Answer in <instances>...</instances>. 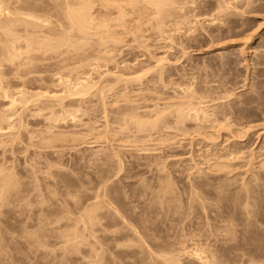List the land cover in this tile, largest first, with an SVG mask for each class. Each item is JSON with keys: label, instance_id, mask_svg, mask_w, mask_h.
<instances>
[{"label": "rangeland", "instance_id": "rangeland-1", "mask_svg": "<svg viewBox=\"0 0 264 264\" xmlns=\"http://www.w3.org/2000/svg\"><path fill=\"white\" fill-rule=\"evenodd\" d=\"M94 1V0H93ZM97 1V0H96ZM96 1H94L93 3L95 4L96 3V7L94 8L95 9V11H94V9H93V12H95V17L96 18H99L98 19V21L99 20H101L100 19V14H102L103 12H100L99 13V15L97 16V14H98V10L100 9V7H99V2H96ZM203 2L202 4V6H201V3H200V6L203 8L202 10V12H203V16L202 15H200V13H198L197 11H194L193 9V11H191V12H195V14H191L190 15V17L188 18V16L189 15H187V22H188V19L190 20L187 24H186V22L183 24V21H181V20H183V18L182 17H180L179 19H178V17H177V19H178V21L180 20L181 22H179V23H176V21H174V20H172V19H166L167 21H169V23H167V21H166V23L169 25L168 26V29H169V27H170V29L169 30H171V28H172V30L170 31V33H169V30H167V24L165 23V28H163L164 26H162V30H160V26L158 27L157 25H158V23H156V22H158V21H156L155 23L157 24V25H155V26H151V25H153L154 24V19L155 18H153V17H150L148 20H152V23H149V24H151V25H149V26H151V27H149L147 24V26H148V31H146L145 29L146 28H144V26H146V25H142V28L145 30H143V33L145 32V34H141V35H145L147 38H143V37H141V35H140V37L141 38H143V39H147L148 41H149V43L147 42V40H143V39H141V41L139 40V39H137V40H134L135 38H133V36L135 37V35H133V36H130L131 34H127V36L125 35V34H123L124 36V38L126 37V39H124L125 40V43L122 41L120 44H119V46L120 45H123L122 47H124L125 46V48H128V49H123L121 46H120V48H119V50L118 49H116L115 51L113 50V54L114 55H116V54H118L119 53V51H120V54H121V56L122 55H124V57H121L120 56V54H118V56L119 57H121V59L119 58V57H117V55H116V57H115V59L113 58V55H112V59H110L111 60V62H110V60L107 62V60L105 59H102V58H100L99 57V55L97 56V54H100L101 53V50H103L102 51V55H101V57H104L103 56V54L106 52L105 51V46L103 47V48H101V50H100V48H99V50L97 51V53L96 54H94V53H92V55H96L97 56V58H98V61H96L97 60V58H96V60H95V58H93V56L91 57V55H90V53L88 54V58L89 59H87V60H90V61H86V59H85V62H84V64H86L85 66L86 67H83V62L81 61L82 59H81V57L80 58H78L79 59V61H78V59L76 58L77 56L79 57V55L77 54L76 55V53H72L73 55H70V56H72V57H74V58H76V61L74 60L73 61V63H78V64H75V65H78V66H75L73 63V65L71 66V62L72 61H70V62H68V64L70 65H68V66H64V68H63V65L62 66H52V70L51 69H49V71H54L53 69L55 68L56 69V67L57 68H59L58 70H60V71H57L56 70V72H58L57 73V75H56V73H55V71H54V74H52L53 72H50L49 73V75L48 74H46L47 75V77H45V78H48V80H49V78H50V75H51V81L50 82H52V83H50L49 81H47V86L49 85V88H47V86L45 87V85H46V79H44L43 81H45V85L43 84V81H42V87H43V85H44V87L45 88H42V90L41 89H39V88H41L40 86L38 87V88H36L35 89V87H37V85H39L40 84V82L37 84H33V85H36V86H33V87H31V86H25V84H24V86L26 87V88H24V86H23V88L21 89V87L20 88H18L20 85H17V88L15 87V86H13V85H16V84H8V85H10V86H12L11 88H13L12 90H11V88L7 85V84H3V86H6V90L3 88V90H4V93H5V91H7V90H9L8 92L10 93V91L11 92H16V93H13V95H12V93H10V95H11V97L10 96H8V92H6V93H8V94H4V93H1V95H0V101H1V103H0V111H1V113H0V115L2 114V116H0V118L2 119L1 121H0V132H2L3 134H6V135H4L3 137H5V138H3L1 135L2 134H0V137H1V139H0V144H4V145H1L0 147V153L2 154V152H3V149L5 150L6 148L8 149V150H10V151H8V150H6V151H4L3 153L5 154H3V156H4V158L6 157V159L4 160V163L6 164V166H5V164L4 163H2L3 161V156L0 154V156L2 157V158H0V166L2 167L3 166V168H2V170H3V172L1 171V167H0V171H1V173H4V170H5V167L6 168H9L10 166H11V168H9V169H13L14 171H12V170H10V172H13V174H16L17 172L19 173V172H21V170H22V172L21 173H17L18 175H16L15 177H16V179H15V177L13 176V175H11V177H13L14 178V182H16V180H17V176H19V178L20 179H22V177L24 178V179H26L27 177H26V174H27V176H28V178L26 179V180H29V182L28 181H26V180H24V179H22V181H25L26 182V184H27V182H28V185H27V187H26V184L25 185H23L22 186V188L24 189V186L26 187L24 190H18L19 192L21 191L22 193H23V191L24 192H26V194L25 193H23V194H25L24 196L22 195V193L20 194L19 192H18V194L21 196H23V200L25 201V199L28 197L29 198V200H30V196H31V200L32 201H30L31 203H29V201H28V199L24 202V204H23V200L22 201H19V203L21 204V202H22V204L24 205H21V207L23 206L24 207V209H25V207L26 208H28L29 210H30V212L29 213H26V211L25 210H27L28 211V209H25V210H23V215L21 214V212L20 213H18V211L19 210H16L17 212H15L14 213V211L13 210H11V211H13V213L11 214V212H9L8 210H6L8 207L11 209V207L13 208H16L15 206H16V204L18 203V202H16V204H15V202L13 203V198L15 199V200H17V198L19 197L18 195H16V193L17 192H14L15 194V196L17 197H15V196H13V198L11 197L10 199H12L13 201H11L12 202V204H15V205H12L11 207L10 206H8V205H6V206H8L7 208H4L5 206H3V204L5 205L6 203H4V201L3 202H0V203H2V207H1V210L2 209H5L6 211V213H10V215H5L3 212L2 213H0L1 215L0 216H2V217H0V220H4V218L3 217H5L6 216V218L8 217V216H10V219H12L11 217L12 216H16V217H14V219L16 218L17 220H19L20 221V218H21V222L22 221H24L25 219L23 218L24 217V215H25V217H26V214H28V215H31V216H28V217H31V218H28L27 217V219H26V222L27 223H29V222H33V218H35L36 220L35 221H37V219L39 220V217H40V213H45V211H46V213H48V215L46 214H41V217L44 219V215H45V219H47L48 220V217L49 218H51L50 220L51 221H53V217H52V215H51V213L52 212H54L55 210L56 211H59V213L57 212V216H59V215H61V213L63 214V215H61L60 217H56V219L58 218V219H64V220H66V219H71V220H73L74 222L76 221V222H78V223H75V228H74V225L72 226L74 229H76V227L79 229V227H81L78 231L81 233V236H79L80 238L81 237H83V239H81V240H79L78 238V242H80V241H82V240H84V234L86 235V237L88 236V234H87V230H86V228L88 229H90V224H92L89 220H87V215H89L90 214V204H88V203H91L92 204V200L94 199L93 197H95L96 196V198L97 199H99V198H101V199H99V201L100 202H105L106 200H107V198L109 199V197L110 196H108L110 193H112L111 195H112V197H110V198H112L111 200H113V202L111 201L110 202V199L108 200L109 202H107L106 201V205H107V207L109 206V204L110 203H112V205H110L109 207H112V208H115V209H112L111 210V212L115 215V212H117L118 213V218H117V216H116V220L114 219L115 218V216L114 217H112V216H110L109 217V215H108V218H110V219H108L107 217V219H105L104 220V218H103V220H101V218H100V223H101V225H100V223H97V225L99 224L100 226H102V227H104V226H106V227H109L110 225H113V226H110L111 227V229H109V228H106V229H104V231L105 232H101V234H100V236H101V239H102V244H103V241H105V240H107V241H105L104 243L105 244H103V246L104 245H106V243L108 242H110V240H111V238H108L109 237V233H106V230L108 231V230H115V227H116V225H117V220H119V226L117 225V227H122L123 225H122V220L120 221V219H123V218H125V220L128 222V224L126 225L125 224V226H128V225H130L129 223H135L134 225H137V223H140L141 222V220L143 219L144 221H145V217H148L149 215H151V214H149L148 212H145V210L147 211V210H149L150 209V207L151 208H153L154 209V205H152L151 206V204H153L152 202H153V199L155 200L156 198H158V200H160V197H161V195H162V193L165 191V189L167 188V189H169L168 187H170L171 185V187L172 188H175L176 187V185H177V189L175 188L174 190L175 191H177L176 193H175V191L173 190V192H174V194H179L178 195V198H179V196H181V197H183L184 198V195H186V194H188V196L190 197V195H189V193L187 192V191H189V190H191V189H188L187 191H186V189L187 188H190V187H188L189 185H188V183L190 184L191 183V181L190 180H192L193 182H194V178H195V176H196V174H197V170L199 169V168H197L196 169V166H199L200 167V164L202 163H204V161L206 160V153H208L207 151H213V150H211L210 148H209V150H207L208 148V146H209V144H212V145H210V146H214L213 144H215V145H217L218 144V142H219V144H220V147L219 148H221V146L223 145V143H224V145L223 146H225V147H232V148H234L233 146L235 145L234 143H236L238 140V145L240 146L242 143H245L244 145H245V153H246V155H249L250 154V152H252L251 150H253L254 152L256 151V153L255 154H257V156L260 154L261 155V153L263 152H261L260 153V148H264V146L262 147V143H264V98H262V97H264V10L263 11H261L262 9H264V0H262V1H256V2H258L259 4H257V3H255L254 2V0H253V2L256 4L255 6H254V8L255 7H257L258 9L256 10H254L253 9V11H251V8H250V10H249V5H248V9L246 10V8H245V6H247V4H248V1L247 2H244V0H239L238 2H240L239 4L240 5H238L237 4V0H227L228 1V3H227V1L226 0H221V1H225V3H227V4H225L226 6V8H227V5H229L228 7H230V6H232L231 8V10H229L228 8V10L230 11H228L229 12V14L227 13V12H225V14H227V16L228 17H230V15H231V17L228 19V17L227 16H225L224 15V7H222L221 5L223 4V3H221V1H219V0H208V2H207V0H199V2ZM218 1V2H217ZM241 1H243L244 3H247V4H245L244 5V3H242ZM251 1V0H250ZM199 2H198V0L196 1V2H193V3H196V4H198V8H196V10L198 9L199 11L201 10V7L199 6ZM236 2V3H235ZM252 2V1H251ZM250 2V4H252ZM204 3H207V4H204ZM213 3H215L214 4V7L211 5V4H213ZM229 3H231V4H229ZM190 4H192V2L190 3ZM189 4V5H190ZM210 4V5H209ZM217 4V5H216ZM241 4H243L244 6H242ZM101 5V4H100ZM195 5V4H194ZM194 5H191L192 7H197V6H194ZM205 5H207V9H209V10H206L205 9ZM209 5V6H208ZM224 5V4H223ZM234 5H238L237 6V8L236 7H234ZM259 5H261V6H259ZM263 5V6H262ZM216 6H217V8H216ZM243 8H242V7ZM251 6V5H250ZM259 6V7H258ZM93 7H94V5H93ZM199 7H200V9H199ZM218 7H220V8H218ZM222 7V8H221ZM241 7V8H240ZM263 7V8H262ZM225 8V9H226ZM236 8V9H235ZM245 8V9H244ZM205 9V10H204ZM216 9V10H215ZM223 12L222 14H223V17H222V14H220V10ZM234 9V10H233ZM241 9L243 10L242 12H241ZM102 10V8L100 9V11ZM212 10V11H211ZM251 12H249V11ZM207 11H209V13L207 12ZM231 11H234V12H231ZM238 11V12H237ZM246 11V12H245ZM261 11V12H260ZM116 13L118 12V11H115ZM190 12V13H191ZM201 12V11H200ZM205 12V13H204ZM216 12V13H215ZM239 12H241V14L240 15H237V14H239ZM255 12V13H254ZM257 12V13H256ZM199 15H198V14ZM208 15H207V14ZM213 13H215V14H213ZM253 13V14H252ZM113 14H115V13H112V16L113 17H111V15H109L110 17L109 18H114V19H116L115 17H117V15H113ZM197 14V15H196ZM202 14V13H201ZM213 15V17H212V15ZM219 14H220V17H219ZM251 14V15H250ZM257 14V15H256ZM258 14H261V15H258ZM40 15H41V13H40ZM129 15H131V14H129ZM128 15V18H130V16ZM215 15V16H214ZM217 15V16H216ZM243 15V17H241ZM43 16H45V15H42L41 17H43ZM101 16H104V15H101ZM191 16H194V17H191ZM195 16H196V18H197V16H198V18H201L200 20L197 18V19H195ZM200 16H202V17H200ZM210 16V17H209ZM235 16V17H234ZM46 17V16H45ZM209 17V18H208ZM222 17V18H221ZM236 17H239V18H236ZM44 18V17H43ZM47 18V17H46ZM152 18V19H151ZM176 18V17H175ZM174 18V19H175ZM194 18V19H193ZM208 18V19H207ZM216 18V19H215ZM219 18V19H218ZM227 18V19H226ZM232 18L235 20V19H239L238 21H242V23L240 22H238V21H236L235 20V22H237V23H235L234 22V20L232 21ZM244 19V22L246 21H250V23H247V24H252L251 26L252 27H250V25H249V28H248V25L246 24V22L244 23L243 22V20H241V19ZM45 19V18H44ZM206 19V20H205ZM222 20V22H221V20ZM224 19V20H223ZM226 19V20H225ZM246 19H248V20H246ZM111 20V19H110ZM147 20V23L149 22ZM157 20V19H156ZM203 20V21H202ZM213 21V23H216V24H212V21ZM253 20V21H252ZM175 23H174V22ZM193 21V22H192ZM201 21H202V23H201ZM208 21V22H207ZM210 21H211V23H210ZM218 21H220V23L218 22ZM224 21L226 22H229L230 24H228V27L226 26L227 25V22L225 23V25H224ZM165 22V21H164ZM192 22V23H191ZM197 22V23H196ZM200 22V23H199ZM252 22V23H251ZM257 22V23H256ZM260 24H259V23ZM144 23H146V21L144 22ZM171 23H172V25H171ZM218 23H219V25H218ZM221 23H222V25H221ZM231 23L233 24H235V26H233V29H235V30H233L232 29V27H231ZM131 25H132V23H130ZM176 24H178V25H176ZM182 24H183V26H182ZM186 24V26L187 27H185L184 25ZM194 24H196L195 26H193ZM209 24V25H208ZM244 24V25H243ZM256 24V25H255ZM164 25V24H163ZM188 25H190L191 26V28H190V26H188ZM202 25L204 26V27H202ZM206 25V26H205ZM217 25V26H216ZM220 25H221V27H220ZM247 25V26H246ZM176 26V27H175ZM181 26V27H180ZM208 26H210V27H212V28H210V27H208ZM214 26V27H213ZM218 26H219V28H218ZM222 26H223V28H222ZM226 26V27H225ZM241 26H245V27H247V28H243V27H241ZM255 26H256V30H254L253 31V27L255 28ZM258 26V27H257ZM156 27V28H155ZM192 27H194V28H192ZM198 27V28H197ZM205 28L206 30H204V29H202V28ZM207 27V28H206ZM230 27H231V30H230ZM235 27V28H234ZM238 27H239V29H238ZM240 27H241V31H240ZM151 28H152V30H151ZM158 28H159V30H158ZM178 28V29H177ZM180 28H181V30H180ZM197 28V30H195ZM210 28V29H209ZM215 28V29H214ZM227 28H229V30L227 29ZM259 28V29H258ZM155 29H156V31L158 30L159 31V33H158V31L157 32H155ZM165 29V30H164ZM175 29V30H174ZM177 29V30H176ZM201 31H200V30ZM211 30V31H209V30ZM212 29H213V31H212ZM216 29H218V31L219 32H223V33H225V35L224 34H221V33H219ZM228 31H227V30ZM246 29V30H245ZM249 29V30H248ZM164 30V31H163ZM186 30H190V31H186ZM192 30V31H191ZM222 30H224V31H222ZM239 32H238V31ZM252 32H255V33H252ZM150 31V32H149ZM152 31V32H151ZM161 31H163V32H161ZM179 31H181V32H179ZM183 31H184V33H183ZM205 31H208L209 33H211V35L209 34V33H207V32H204ZM215 31H216V33H215ZM226 31V32H225ZM229 31H234V34H233V32L232 33H230ZM243 31V32H242ZM245 31H247V32H245ZM257 31V32H256ZM147 32V33H146ZM149 32V33H148ZM154 32V33H153ZM160 32H161V34H160ZM187 32V33H186ZM194 32V33H193ZM196 32V33H195ZM201 32H203L202 34L199 33ZM213 32V33H212ZM242 32V33H241ZM252 34V36L249 34ZM156 33V34H155ZM162 33H163V35H162ZM169 33V34H168ZM178 33V34H177ZM182 33V34H181ZM237 33V34H236ZM239 33V34H238ZM151 34H153V35H151ZM173 35V39L171 40V37H172V35ZM185 34V36H181V35H184ZM193 34V35H192ZM194 34H195V36H199V37H195L194 36ZM209 34V35H208ZM216 34H219V35H217L216 36ZM228 34V35H227ZM244 34L246 35V36H244ZM154 35H155V37H154ZM157 35H159V36H157ZM167 35V36H166ZM179 37V38H177L178 39V41H183V40H185L184 42H185V44H184V46L182 45L184 42H178L177 41V39H175L176 37ZM179 35V36H178ZM189 35V36H188ZM204 35V36H203ZM220 35H221V37H223V39L220 37ZM239 35H241V36H239ZM97 36V35H96ZM144 36V37H145ZM152 38H151V37ZM171 36V37H170ZM194 36V37H193ZM203 36V37H202ZM207 36V37H206ZM210 36H212L211 38H210ZM213 36H215V37H213ZM234 37V39H235V41L234 40H232L233 39V37ZM238 36V37H237ZM244 36V37H243ZM250 36V37H249ZM95 37V36H94ZM131 39H130V38ZM163 37V38H162ZM175 37V38H174ZM181 37H183V38H181ZM185 37V38H184ZM186 37H187V39H186ZM192 37V38H191ZM218 38L217 40L218 41H220V42H215L216 41V39L215 38ZM226 37V38H225ZM230 37V38H229ZM242 37V38H241ZM248 37L250 38V39H248ZM78 38V37H77ZM84 38L85 37H83V38H81V36H80V38H78L77 39V41H75V42H79L80 41V43L81 44H83V40H84ZM96 38V37H95ZM129 38V40L128 41H126L127 39ZM154 38V39H153ZM158 38V39H157ZM160 38V39H159ZM168 38H170V40L168 41ZM191 38V39H190ZM198 39V40H196V39ZM203 39V40H205L204 42H203V45L201 44L202 43V41L203 40H201V39ZM206 38H207V40H208V43H207V40H206ZM210 38V39H209ZM224 38L225 39H229L228 40V42H227V40H225V41H223L224 40ZM232 38V39H231ZM243 38H247L246 39V41L243 39ZM252 38V39H251ZM75 39H76V37H75ZM133 39V40H132ZM150 39V40H149ZM152 39V40H151ZM175 39V40H174ZM181 39H183V40H181ZM194 39V40H193ZM143 40V41H142ZM162 40H163V42H162ZM187 40V41H186ZM189 40V41H188ZM192 40V41H191ZM209 40L211 41V42H209ZM215 40V41H214ZM223 42H222V41ZM239 40V41H238ZM242 40V41H241ZM248 40H250V41H248ZM85 41H86V39L84 40V43H85ZM131 41H133V42H131ZM134 41H135V43H134ZM136 41H140L141 43L142 42H144L143 44H140L139 42H136ZM155 41V42H154ZM157 41V42H156ZM172 43H171V42ZM176 42V43H173V42ZM196 41H198V42H196ZM231 41V42H230ZM234 41V42H233ZM238 41V42H237ZM131 42V43H130ZM147 42V43H146ZM187 42V43H186ZM196 42V44H194ZM214 42V43H213ZM226 42V43H225ZM260 42V43H259ZM133 43V44H132ZM138 43V44H137ZM147 45H146V44ZM207 44V46H208V48H207V46H206V44ZM211 43H213V44H211ZM225 43V44H224ZM245 45H244V44ZM76 44V43H75ZM164 44V45H163ZM174 44H175V47H174ZM188 44H190V45H188ZM199 46H202V47H198V45ZM205 44V45H204ZM211 44V45H210ZM219 44H220V46H219ZM223 44V45H222ZM77 45H80L79 43L77 44ZM139 45V46H138ZM143 45H145V47H147V48H144L145 50H143ZM150 45V46H149ZM176 45H179V47L178 46H176ZM188 45V46H187ZM193 45H195V47L193 46ZM197 45V46H196ZM217 45V46H216ZM126 46H128V47H126ZM131 46H132V48H131ZM137 46V47H136ZM155 46V47H154ZM159 46V47H158ZM169 46H171V47H169ZM181 46H183V47H181ZM187 46V48L190 46L192 49H190V47L186 50L185 49V47ZM212 46V47H211ZM214 46V47H213ZM241 46H243V47H241ZM140 47H142V48H140ZM153 47V48H152ZM177 47V48H176ZM210 47V48H209ZM234 47H236V48H234ZM241 47V48H240ZM123 49V51H124V53H122V49ZM134 48H136L137 50H135ZM149 48V53H148V51L146 50V49H148ZM162 48V49H161ZM171 48H172V50H171ZM173 48H175V49H177V51L175 50V49H173ZM178 48H180V49H178ZM183 48H184V50H183ZM205 48V49H204ZM219 48V49H218ZM223 48V49H222ZM80 49L81 48H79V50L77 51V53H79V51H80ZM91 49V48H90ZM96 48H94V50L93 51H96L95 50ZM170 49V50H169ZM200 49V50H199ZM232 49V50H231ZM240 49V50H239ZM244 51V53H243V51ZM246 49V50H245ZM248 49V50H247ZM261 49V50H260ZM76 50H77V48H76ZM75 50V51H76ZM92 50V49H91ZM90 50V51H91ZM127 50H129V51H127ZM142 50V51H141ZM152 50V51H151ZM174 50V51H173ZM211 50V51H210ZM219 50V51H218ZM236 50H237V53L239 54L240 53V51H241V53H240V57L238 56V54L236 53ZM255 50H256V54H255ZM74 51V50H73ZM87 51H88V49H87ZM126 51H127V53H126ZM134 51H135V53H134ZM172 51H173V53H172ZM175 51H176V53H175ZM205 51H206V53H205ZM227 51H228V53H227ZM230 51H231V53H230ZM129 53V54H128ZM133 53V54H132ZM139 53V54H138ZM143 53V54H142ZM146 53V54H145ZM154 53L155 55H153V58L151 57V55ZM171 53V54H170ZM179 53V54H178ZM181 53V54H180ZM183 53V54H182ZM186 53V54H185ZM214 53H216V55L214 54ZM218 53V54H217ZM227 53V54H226ZM261 55V56H259V54ZM130 54H132V55H130ZM137 56H136V55ZM145 54V55H144ZM169 54V55H168ZM175 54V55H174ZM189 54H191V56L189 55ZM220 54V55H219ZM224 54H225V56H224ZM233 54V55H232ZM65 55V54H64ZM90 55V56H89ZM127 55V56H126ZM130 57H129V56ZM148 55V56H147ZM158 55V56H157ZM166 55V56H165ZM167 55H168V57H167ZM171 55H173L174 57H176V58H173ZM179 55L182 57H179ZM185 57H187L188 59H190V60H186V58H183L184 56ZM188 55H189V57H188ZM214 55V56H213ZM231 55V56H230ZM67 56V54L64 56V57H66ZM148 58H147V57ZM194 56V57H193ZM197 56V57H196ZM216 56V57H215ZM221 56V58L219 59V57ZM227 56V57H226ZM239 58H237V57ZM243 56V57H242ZM255 56V57H254ZM85 57V56H84ZM138 57V58H137ZM164 57V58H163ZM165 57H166V59H165ZM169 57L171 58L170 60H169ZM178 57V58H177ZM196 57V58H195ZM200 57V58H199ZM205 57V58H204ZM215 57V58H214ZM230 57V58H229ZM232 57V58H231ZM245 57V58H244ZM253 57V58H252ZM63 58V57H62ZM83 58V57H82ZM93 60H95V61H93ZM100 58V59H99ZM126 58V59H125ZM137 58V59H136ZM156 58H159V60L160 61H158V60H155ZM168 58V59H167ZM193 58H194V61H193ZM223 58V59H222ZM224 58H227L228 59V62H227V59H225L224 60ZM237 58V59H236ZM260 58V59H259ZM262 58V59H261ZM118 59V60H117ZM119 59H120V61H119ZM123 59H125V61L123 60ZM141 59H143V60H141ZM146 61H145V60ZM154 61H153V60ZM164 59V60H163ZM199 61H198V60ZM236 59V60H235ZM241 59V60H240ZM259 59V60H258ZM53 60V59H52ZM51 60V61H52ZM57 60V59H56ZM71 60H72V58H71ZM99 60H101V62L99 61ZM167 60V61H166ZM187 61V62H185V61ZM213 60V61H212ZM221 60V61H220ZM223 60V61H222ZM238 60H240V61H238ZM54 61V62H53ZM52 62L53 63H55V59L53 60ZM84 61V60H83ZM142 63H141V62ZM145 61V62H144ZM164 61V62H163ZM189 61V62H188ZM201 61V62H200ZM215 61V62H214ZM219 61L221 62V63H219ZM244 61V62H243ZM246 61V62H245ZM257 61H259V62H257ZM52 62H50L49 60H48V62L47 63H51L52 64ZM57 62H58V60H57ZM82 62V63H81ZM88 62H92L91 64L90 63H88ZM95 64H94V63ZM97 62V63H96ZM110 62V63H109ZM115 62L117 63V64H115ZM121 62H123V64L121 63ZM126 62H128V63H126ZM136 62H139V63H141L143 66H141V64H136ZM153 63V64H151V63ZM162 63V64H164V66H162V64L161 65H159V63ZM167 62V64H165ZM169 62V63H168ZM208 62V63H207ZM210 62V63H209ZM225 62V63H224ZM237 62V63H236ZM238 62L240 63V64H238ZM241 62L243 63V65L241 64ZM248 62V63H247ZM252 62V63H251ZM88 63V64H87ZM101 63V64H100ZM105 63H108V64H105ZM114 63V64H113ZM145 63V64H144ZM147 63V64H146ZM154 63L156 64V65H154ZM172 63H173V65H172ZM193 65H192V64ZM205 63V64H204ZM223 63V64H222ZM226 63H229L230 65H228V64H226ZM79 64H81L82 65V67L81 68H84L83 70L82 69H80L79 67L81 66H79ZM90 64V66H88ZM103 64V65H102ZM105 64V65H104ZM129 64V65H128ZM149 64H151L152 65V67H150L149 66ZM168 64H169V66H168ZM178 64V65H177ZM208 64V65H207ZM228 65V66H226V65ZM231 64H232V66H231ZM233 64H236L237 66L235 67V65H234V68H233ZM246 64L247 65H249V66H246ZM67 65V64H66ZM93 67H92V66ZM100 65H102V66H100ZM108 65V66H107ZM112 65H113V68L115 67V69L113 70V68H112ZM119 65V66H118ZM124 65V66H123ZM136 65V66H135ZM139 65H140V69H138V67H139ZM148 65V66H147ZM154 65V66H153ZM158 65V69H161L160 71H163L164 69H169L168 71H167V69H166V71L164 70V73L162 72H160V71H158V69H157V66ZM167 67H166V66ZM170 65H171V67H170ZM183 66V68H182V66ZM188 65V66H187ZM206 65V66H205ZM211 65V66H210ZM212 65L214 66V67H212ZM215 65H216V68H215ZM218 65H220V66H218ZM223 67H222V66ZM121 66H123V67H121ZM128 66V67H127ZM160 66H162V67H160ZM172 66L174 67V69L172 68ZM193 66H195V67H193ZM241 66V67H240ZM54 67V68H53ZM63 68V69H61V68ZM71 67V68H70ZM78 67V68H77ZM90 67V68H89ZM95 67V68H94ZM106 67V68H105ZM117 67V68H116ZM119 67H121V68H119ZM124 67H127V68H129V69H127V68H124ZM143 67V68H142ZM144 67H147V69H146V73H145V68ZM156 67V68H155ZM175 67H178V68H175ZM184 67H186L185 68V70H187V67H188V70L187 71H185L184 70ZM193 67V69H192V71H190L191 70V68ZM204 67H206V68H204ZM207 67H209L211 70L209 71V69L207 68ZM219 67V68H218ZM227 67V68H226ZM240 67V68H239ZM262 67V68H261ZM75 68V69H74ZM111 68V69H110ZM131 68V69H130ZM135 68H136V70H135ZM164 68V69H163ZM182 70H180V69ZM189 68H190V70H189ZM198 70H197V69ZM202 68H204L203 70H205L206 69V71L204 72V71H202V69L200 70V69ZM219 69V71L217 72L216 70L215 71H212V70H214V69ZM226 69V73H225V70H222V69ZM228 68H229V71H228ZM245 68V69H244ZM67 69V70H66ZM76 70V72H74V71H69V70ZM81 70V71H79V70ZM87 69V70H86ZM103 69V70H102ZM121 69H125V70H121ZM143 69V70H142ZM152 69V70H151ZM154 69V70H153ZM157 69V70H156ZM172 69V70H171ZM175 69H177L176 71L177 72H175L174 73V71H175ZM233 69V70H232ZM237 69H239V70H237ZM64 70V71H63ZM88 70H90V71H88ZM94 70H95V73H93L94 72ZM107 70H109V72L107 71ZM129 70H131L128 74H127V72ZM139 70V71H138ZM144 71V73H142V71ZM180 70V71H179ZM197 70V71H196ZM234 71V70H236L237 71V73H235L234 72V74L235 75H233V72L232 71ZM244 70V71H243ZM48 70H46V71H44L43 73H45V72H47ZM48 71V72H49ZM63 71V72H62ZM66 71H68L67 73L69 74H66L65 72ZM84 72V74H83V72ZM86 71V72H85ZM96 71H97V73H96ZM101 71V72H100ZM104 71V73H105V76H104V73H102ZM122 71H127L125 74H124V72H122ZM171 71V72H170ZM172 71H173V73H172ZM179 71V72H178ZM188 71H190L189 73H188ZM199 71H200V74H202L203 72V74L202 75H199ZM263 71V72H262ZM47 72V73H48ZM61 72V73H60ZM70 72H72L73 74H71V76H70ZM81 72V73H80ZM87 72H89V73H87ZM101 73V76H100V73ZM120 72H122V73H120ZM133 72H135V73H133ZM141 72V73H140ZM155 72V73H154ZM158 72H160V73H158ZM167 72V73H166ZM168 72H169V75L171 76L170 78L172 79H170L169 77H168ZM185 72V73H184ZM186 72H187V74H186ZM192 72H193V74H192ZM194 72L195 73H197V74H194ZM214 72H216L215 74H214ZM223 72V74H221ZM230 72H231V75H230ZM240 72V73H239ZM243 73V76H242V73ZM42 73V75H45V74H43ZM63 73H65V74H63ZM99 73V74H98ZM109 73V74H108ZM112 73H115V74H117V75H122V74H124L123 75V77H133V76H136V75H140L141 74V76H142V74H143V77H142V79L144 80L143 82L141 81V79L140 80H138L139 82H136L134 85L132 84H130V86H131V88H130V86H128L127 88L129 89V90H127V88H126V83L124 84V83H122L121 85H120V82H116V80H115V82H110L111 80H109V81H107L106 79H109V78H106V76H107V74H108V76L107 77H109V75L110 74H112ZM149 73V74H148ZM153 73V74H152ZM171 73V74H170ZM178 73V74H177ZM209 73V74H208ZM212 73V74H211ZM217 73H219L220 75H218ZM245 73H247V74H245ZM58 74H59V76H58ZM86 74H88V75H86ZM96 74V75H95ZM127 74V75H126ZM132 74V75H131ZM147 75V80H149L150 81V83L146 80V77H145V75ZM150 74H152V75H150ZM155 74H156V77H155ZM160 74V75H159ZM162 74V75H161ZM164 74V75H163ZM166 74H167V76H166ZM188 75V76H186V75ZM206 74H208L207 76H206ZM216 74H217V78H219V79H216ZM226 76H225V75ZM258 74V75H257ZM263 74V75H262ZM61 75V76H60ZM77 76V80H76V76ZM83 75V76H82ZM86 75V76H85ZM98 75L100 76V78L102 79V80H100V78L98 77ZM126 75V76H125ZM157 75H159V78L157 77ZM172 75H175V76H173L172 77ZM194 75V76H193ZM197 77H196V76ZM205 75V76H204ZM212 77H210V76ZM212 75H214V77L212 76ZM230 75V76H229ZM237 75V76H236ZM240 75V76H239ZM55 76V77H54ZM58 76V77H57ZM66 76V77H65ZM68 76V77H67ZM82 76V77H81ZM87 76H89V77H87ZM97 76V77H96ZM102 76H103V78H102ZM149 76H151V77H149ZM192 76H193V78H192ZM200 76V77H199ZM224 76H225V78H224ZM228 76V77H227ZM236 76V77H235ZM7 76H4L3 77V79L5 78V80H8L7 78H9V76L6 78ZM52 77H53V79H52ZM80 77V78H79ZM95 77V78H94ZM105 77V78H104ZM163 77V79L165 80V79H167V77H168V79L167 80H165L166 82H164V80L162 81L160 78H162ZM184 78V80H183V78ZM191 79H190V78ZM194 77H196V78H194ZM202 77H204V78H202ZM221 77H223V78H221ZM236 78V80H235V78ZM247 77V78H246ZM259 77V78H258ZM262 77V78H261ZM57 78V79H56ZM72 78V79H71ZM83 78V79H82ZM86 78V79H85ZM89 80H88V79ZM91 78H92V81H91ZM111 78H116V76L115 77H112V75H111ZM149 78V79H148ZM158 78V79H157ZM174 78V79H173ZM229 78H231V81H230V79H229V81H228V79ZM237 78H242L241 79V81H243L244 82V80H245V82L243 83V82H241V81H239L240 79H237ZM244 78V79H243ZM248 78H249V80H248ZM56 79V80H55ZM112 79V80H113ZM151 79H153V82H151L152 80ZM159 79H160V81H161V83H159L160 81H159ZM198 79V80H197ZM203 79V81H201V80ZM206 79H207V82H205L206 81ZM209 79H211V80H209ZM214 79V80H213ZM216 79V80H215ZM235 81V82H237V80L239 81V82H237V84L233 81V80ZM4 80V81H5ZM53 80V81H52ZM62 81V82H60V81ZM63 80H65V81H63ZM69 80H70V82H69ZM73 82H72V81ZM107 82H106V81ZM145 80H146V82H147V84L146 83H144L145 82ZM155 80H157V82L155 81ZM175 80H177V81H175ZM190 80V81H189ZM196 82L195 84H194V82ZM213 80V81H212ZM221 80H223V81H221ZM227 80V81H226ZM56 81V82H55ZM69 82V83H67V82ZM86 81V82H85ZM88 81V82H87ZM95 81V82H94ZM101 82L102 84H104V85H106L105 87H104V85L102 86V84L100 83L99 85L98 84H94V83H98V82ZM102 81H104V82H102ZM140 81H141V83H140ZM172 81L174 82V84L172 83ZM186 81H188V82H190L189 83V85H188V83L186 82ZM210 81V82H209ZM214 81H216V82H214ZM219 81V82H218ZM246 81H247V83H246ZM7 82V81H6ZM6 82H4V83H6ZM67 84V86L65 85V83ZM75 82V83H74ZM82 82V83H81ZM93 82V83H92ZM121 82H124V81H121ZM169 82H170V84H169ZM178 82V83H177ZM184 82H186V84L184 83ZM198 82V83H197ZM201 82V84H199ZM202 82H204L205 84H207V85H205L204 83H202ZM208 82L210 83L209 85H208ZM214 82V83H213ZM223 83V85L225 86V85H228L229 83H231V84H229V85H232V87L231 86H226L227 87V89L226 88H224V86L221 84V86L224 88H220L221 86L220 85H218V83ZM228 84H227V83ZM234 82V83H233ZM241 82V83H240ZM50 83V84H49ZM73 83V84H72ZM86 83V84H85ZM88 83H90V85H92V86H90ZM107 83H108V85H107ZM109 83H113L112 84V86H111V84H109ZM115 83V84H114ZM117 83V84H116ZM164 83H165V85H164ZM193 83V84H192ZM225 83V84H224ZM251 83V84H250ZM54 84H57V85H54ZM61 84V85H60ZM68 84H71L70 85V87H71V89H69V90H67V88H69V85ZM83 84H84V86L85 85H87V87L88 86H90V87H88L89 89L87 90L88 92L87 93H85V92H82V94H84V98H83V96H79V95H81L80 94V91L81 90H79L81 87H84L83 86ZM95 86H94V85ZM142 84H144V85H142ZM146 84V85H145ZM153 84V85H152ZM158 84L160 85V86H158ZM177 84V85H176ZM198 84V85H197ZM202 84H203V86H206L207 88H205L204 87V94L202 93V94H200L199 96L204 100H201L200 99V101H201V103L204 105H202L203 106V108H205L206 109V105H207V112H206V110H205V116L207 115V117L208 118H206V117H204V115L201 117L200 116V118H198V119H196L197 117H199L197 114H195V118L194 119H186V120H184V121H186V123L184 122V121H182L181 120V122H184L185 124H186V127H185V125H184V123H183V125H184V127L182 128V127H180V125H181V123H179V125H178V121H179V118H177V119H175V118H173V117H175L174 115H176V113L174 112L175 110L177 111V109H181L183 106H181L182 104H180V103H182L183 101L182 100H186L188 97L187 96H189L190 94H191V92L193 91V93H195V92H197V93H200V91H202V89H201V86H202ZM215 84V85H214ZM236 85V87L237 86H241L242 85V87H240V89L239 88H236L235 86H233V85ZM247 84V85H246ZM250 84V85H249ZM21 85H23V84H21ZM52 85V86H51ZM63 85H64V87H63ZM75 85V86H74ZM77 85V86H76ZM80 85V86H79ZM115 85V86H114ZM124 85H125V87H124ZM127 85H129V83L127 84ZM148 85V86H147ZM185 87H184V86ZM193 85V86H192ZM198 86L199 87V85H200V87H199V89H200V91H199V89L197 90V89H194V86ZM244 85V86H243ZM254 85V86H253ZM7 86H8V88L9 89H7ZM100 86V87H99ZM102 86V87H101ZM108 86H110V88L108 87ZM137 86V88H135ZM151 86V87H150ZM172 86H174V87H172ZM182 86V87H181ZM189 86V87H188ZM210 86H212V87H210ZM14 87H15V90H17V91H15L14 90ZM61 87V88H60ZM63 87V88H62ZM74 87V88H73ZM76 87H78V88H76ZM80 87V88H79ZM94 87H95V89H94ZM104 87V88H103ZM106 87H108L111 91H112V94H109V92H110V90L108 89L107 91L105 90V88ZM113 87H115V88H113ZM116 87H117V90L119 91H116L115 89H116ZM140 87V88H139ZM142 87V88H141ZM159 87H160V89L162 90H160L159 89ZM185 88V90H186V87H188L187 88V90H186V92H185V90H183L184 88ZM193 87V88H192ZM210 88V91H208L209 90V88ZM218 87V88H217ZM247 87V88H246ZM257 87V88H256ZM27 88H29V89H27ZM31 88H33V89H31ZM47 88V89H46ZM51 88V89H50ZM53 88V89H52ZM92 88H93V90H92ZM96 88H98L97 90H96ZM102 88V90L100 91V89ZM113 90H115V91H113ZM122 88V89H121ZM124 88V89H123ZM139 88V89H138ZM144 88H146V89H144ZM149 88H153V89H149ZM155 88H157V89H155ZM196 88V87H195ZM203 88V87H202ZM214 88V89H213ZM230 88V89H229ZM236 88V89H235ZM243 88V89H242ZM253 90V88H256V89H254V91H255V93H253L252 92V90ZM18 89H21V90H23V91H25V89H27V93H29L30 91H31V93L30 94H27V93H25V95H24V93H22L21 94V91H19ZM45 89H46V91H45ZM48 89H50V92H49V90ZM55 89H56V91H55ZM64 89H66V90H64ZM74 89V90H73ZM83 89V88H82ZM107 89V88H106ZM128 91H126V90ZM133 89V90H132ZM142 89V90H141ZM158 89L160 90L159 92H158ZM170 89V90H169ZM174 89V90H173ZM177 89V90H176ZM190 89V90H189ZM197 90V91H195L194 92V90ZM205 89H208L206 92H205ZM217 91H216V90ZM228 91H226V90ZM229 89V90H228ZM233 89H235V90H233ZM3 90L1 89V91L3 92ZM35 90H37V91H35ZM71 90V91H70ZM78 91V93L76 92H73V91ZM84 90H86V89H84ZM92 90V91H91ZM94 90H96V91H94ZM98 90H99V92H101L100 94L101 95H99L98 94ZM103 90L104 91H106L105 93H107V94H105L104 92H103ZM122 92H121V91ZM135 90L138 92V91H140L139 93H136L135 92ZM151 91V93H147V92H149V91ZM153 90H156L155 91V93H154V91ZM176 90V91H175ZM180 90H182V91H180ZM189 90V91H188ZM192 90V91H191ZM212 90V91H211ZM224 90V91H223ZM239 90V91H238ZM249 90V91H248ZM257 90H258V92H257ZM0 91V92H1ZM29 91V92H28ZM40 91V92H39ZM45 91V92H44ZM48 91V92H47ZM53 93H52V92ZM66 91H68V92H70L71 94V97H69L68 98V93H66ZM96 93L97 92V96H96V94L94 93V92ZM134 91V92H133ZM144 91V94L142 93ZM169 91V92H168ZM174 91V92H173ZM191 91V92H190ZM220 91H222V92H220ZM244 91V92H243ZM18 92H19V94H18ZM33 92V93H32ZM35 92V93H34ZM47 92V93H46ZM55 92V93H54ZM93 94H92V93ZM125 92V94L123 95V93ZM131 94H130V93ZM132 92L134 93V94H132ZM181 92V93H180ZM189 92H190V94H189ZM215 92V93H214ZM219 92V93H218ZM227 92V93H226ZM232 92H233V94L234 95H232L231 96V94H232ZM249 92V93H248ZM250 92H251V94H250ZM39 93H41V94H39ZM55 94V95H57L56 97L58 98V97H60V98H62V99H67V101H68V103H67V101L66 100H62V99H60L59 98V100L60 101H63V102H61V103H63V105L60 103V101L58 100V99H56V97H50V94ZM103 93V94H102ZM111 93V92H110ZM114 93H115V95H114ZM122 93V95L120 96V94ZM141 93V94H140ZM160 93V94H159ZM165 93H167V95H164ZM171 93V95H173V96H171V95H169ZM179 93V94H178ZM197 93H195V94H197ZM208 94L209 95V93H211L209 96L210 97H208L206 94ZM218 93V94H217ZM225 94V98H224V95L223 94ZM229 93V94H228ZM245 93V94H244ZM254 95H253V94ZM2 94H4V95H2ZM20 94H21V97H20ZM27 94V95H26ZM32 94H33V96H34V94H36V95H38V96H32ZM43 94H46V95H43ZM62 94H64L66 97H64V95L62 96ZM67 94V95H66ZM76 94V95H75ZM90 94V95H89ZM118 94V95H117ZM129 94V95H128ZM140 94V95H139ZM148 94H154L153 96H154V98L151 96V98L152 99H150V96L148 95ZM181 94V95H180ZM188 94V95H187ZM214 94V95H213ZM220 94H221V96H220ZM240 94H242V95H240ZM29 95V96H28ZM43 95V96H42ZM60 95V96H59ZM69 95V96H70ZM72 95H74V96H79V97H72ZM111 95H113L112 97H111ZM131 95V96H130ZM135 95H138L137 96V98H135L134 100L136 101H133L132 99V101L133 102H135L136 104H138V106H136L133 102H132V105H133V107H134V105L136 106V107H138L137 109H139V110H137V109H135L136 111H139V114H138V112H135V111H131V109H134V108H132L131 107V109L129 110L128 109V111L133 115V112L136 114H138V116H140V118H139V121L140 120H145L146 122H143V123H147V121L149 122V123H147V124H149L147 127H145V128H143L142 129V127L141 128H139L138 126H137V128H134V127H136V126H133V127H130L131 126V123L129 122L130 121V117H132V116H130V114L128 113V111H126L123 107H124V104L127 102V101H125V99L127 98V97H129V98H133L132 96H135ZM142 95V96H141ZM144 95L145 96H148V97H144ZM159 95H162L160 98L158 97ZM176 95V96H175ZM183 95H184V99H183ZM187 95V96H186ZM194 94H192L191 96H193ZM198 95V94H197ZM202 95V96H201ZM204 95H206V96H204ZM213 95V96H212ZM218 95V96H217ZM228 95H230V96H228ZM240 95V96H239ZM259 95V96H258ZM260 95H262V96H260ZM18 96V97H17ZM24 96H26V97H24ZM28 96V97H27ZM39 96H41L40 98H38ZM91 96V97H90ZM94 96V97H93ZM98 96H100V97H98ZM103 96V97H102ZM117 96V97H116ZM121 97V99H122V97L123 98H125L124 100L122 99L121 101H120V103L118 102L120 99V97ZM124 96H126V97H124ZM164 96V97H163ZM191 96H189L190 98H191ZM195 96V98H196V95H194ZM193 96V97H194ZM222 96H223V99H221L222 98ZM237 96H238V98H237ZM253 96V98H251ZM254 96H257V97H259L261 100H260V102L257 100V99H259V98H257V97H254ZM4 97H9V98H7V100H6V98H4ZM12 97H14V99L12 98ZM33 98L35 101L34 102H36L35 104H34V102H33V100H31V99H29V98ZM46 97V98H45ZM47 97L48 98H50V99H53V100H49L48 101V99H47ZM97 97V98H96ZM108 97V98H107ZM112 99H110V98ZM117 99H119L117 102H116V100H115V98ZM136 97V96H135ZM143 97V98H142ZM158 97V98H157ZM166 97V98H165ZM168 97V98H167ZM174 97H175V99L176 100H174ZM178 97V98H177ZM192 97V98H193ZM198 97V96H197ZM199 97V98H200ZM204 97V98H203ZM205 97H208L207 99L209 100H207V99H205ZM211 97H213V98H211ZM218 97H219V99H218ZM221 97V98H220ZM232 97V98H231ZM3 98V99H2ZM11 98L13 99V100H11ZM21 98V99H20ZM23 98V99H22ZM35 98H37V100L35 99ZM43 98V99H42ZM71 98V99H70ZM81 98H82V100H81ZM87 98V99H86ZM95 98V99H94ZM105 98V99H104ZM107 98V99H106ZM145 98V99H144ZM170 98H172L173 99V101H172V99H170ZM190 98H189V100H187V101H185V103L186 102H188V106L187 105H184V106H186L185 107V109L186 110H188L187 108H189V103H190ZM191 98V99H192ZM227 98V99H226ZM229 98H230V100H229ZM257 98V99H256ZM9 99V100H8ZM19 99V100H18ZM27 99V100H26ZM29 99V100H28ZM55 99V100H54ZM79 99V100H78ZM84 99H85V101H84ZM91 99V100H90ZM103 99V100H102ZM110 99V100H109ZM141 99V100H140ZM155 99H157V100H155ZM167 101H166V100ZM170 99V100H169ZM177 99H181L180 101H178ZM225 99V100H224ZM11 100V101H10ZM16 100V101H15ZM24 100H26V104H24V102L23 101ZM32 102H31V101ZM43 101V102H40V101ZM45 100V101H44ZM47 100V101H46ZM58 100V101H57ZM77 101V102H75L74 103V101ZM93 100H95L96 102H97V100H99L98 101V103H96L95 101H93ZM107 100H109V102L110 103H113V104H109L108 103V101ZM148 100V102H146ZM150 100V101H149ZM205 100H207V102L205 101ZM215 101V104L213 103L214 101ZM249 100V101H248ZM252 100V101H251ZM14 101V102H13ZM28 101H30L29 102V104H27L28 103ZM53 101H55V102H53ZM71 101H73V102H71ZM86 101H87V103H86ZM88 101L90 102V105L89 106H86V104H89L88 103ZM93 101V102H92ZM103 101V102H102ZM106 101V102H105ZM113 101V102H112ZM122 101H124L125 103L123 104V103H121ZM140 101H142V102H140ZM143 101H145V102H143ZM152 101V102H151ZM153 101H154V103H156V104H154L153 103ZM155 101H157V102H155ZM158 101H160V102H158ZM162 101V102H161ZM166 101V102H165ZM175 101V102H174ZM178 101V102H177ZM193 101V100H192ZM192 101H191V103H192ZM195 101H198V105L200 106V104H199V100H198V98H197V100H195ZM193 102V103H196V102ZM213 101V102H212ZM223 103H222V102ZM226 101L228 102V103H226ZM252 102V104H253V102L255 101V104H256V102L258 101V103L257 104H259L258 106H257V104L256 105H252V107H251V105H249L248 104V106H247V103L246 102H248V103H250L251 104V102ZM263 101V102H262ZM18 102H20V103H18ZM23 102V103H22ZM37 102H38V104H37ZM45 102V103H44ZM46 102H47V104H46ZM50 102L52 103V104H50ZM60 104H59V103ZM71 104H70V103ZM80 103V104H77V103ZM174 102V103H173ZM205 104H204V103ZM233 102V103H232ZM240 102V103H239ZM244 102V103H243ZM13 103L15 104V105H13ZM17 103H18V105H17ZM23 105H22V104ZM46 104L45 105V107L44 106H42V104ZM65 103V104H64ZM74 105H73V104ZM83 105H82V104ZM102 104V107H101V104ZM114 103H116V104H114ZM169 103V106H170V104H172L173 105V107L174 106H176L175 108H173V107H171V108H169V106L168 105H165V104H168ZM176 103H177V105H176ZM178 103L180 104V105H178ZM184 103V104H185ZM207 103H209V105L207 104ZM216 103L218 104V108H216ZM235 103V104H234ZM260 103H261V106H262V108L261 107H259L260 106ZM21 104V105H20ZM32 104V105H31ZM34 104V105H33ZM56 104H58V105H61V106H58L57 107V105ZM67 104H69V105H67ZM85 104V105H84ZM107 104L108 105V107H106L105 105ZM123 104V106H121V105ZM128 103H126V105H127ZM146 105V107H145V105ZM151 104V105H150ZM163 105V106H161V105ZM175 104V105H174ZM212 104V105H211ZM224 104H226L225 106H224ZM230 104V105H229ZM6 105V106H5ZM12 105V106H11ZM18 106V108H17V106ZM20 105V106H19ZM26 105L27 106H29V107H27L26 108ZM36 105H37V108H36ZM71 105V106H70ZM92 105V106H91ZM99 105V106H98ZM125 105V107H127ZM141 107H140V106ZM142 105H144V106H142ZM153 105V106H152ZM171 105V106H172ZM191 105V107L193 108V109H191V107H190V109L188 110V111H191V115H190V117L196 112L195 110H196V108L194 109V107H198V105L197 106H194V105H196V104H190ZM194 107H193V106ZM215 105V106H214ZM221 105V106H220ZM232 105V106H231ZM238 105H240V106H238ZM243 105V106H242ZM4 106H5V108H4ZM13 106H15V107H13ZM23 106V107H22ZM33 106V107H32ZM42 108H41V107ZM51 106V108L54 106L55 107V109H56V107H57V109L56 110H60V109H62V108H67V109H63L64 110V112L62 111V110H60L61 112H60V114H58L59 112H56L55 110H54V108H52L51 110L49 109V107ZM65 106V107H64ZM85 106V107H84ZM129 106H130V104H129ZM127 107V108H130V107ZM152 106V107H151ZM159 106V109L158 110H154V109H157V107ZM161 106V107H160ZM165 106V107H164ZM166 106L168 107V110H167V108H166ZM177 106H180V107H177ZM212 109H210L209 107ZM227 106V107H226ZM233 106H235L236 108H234ZM255 107V109H253L254 107ZM258 107V109H260V110H258V109H256L257 107ZM10 107H11V110H10ZM14 109H13V108ZM26 109H28V110H26ZM31 107V108H30ZM43 107L45 108V109H47V111H44L45 109H43ZM104 107V109H102ZM114 107V108H113ZM145 107V109L143 110L142 108H144ZM150 109H148V108ZM153 107H156V108H153ZM164 107V108H163ZM213 107H215L216 108V110H218V113H215V112H217V111H215L214 109H213ZM223 108V107H225L224 108V110H222L221 108ZM245 107V108H244ZM9 108V109H8ZM73 108V109H72ZM84 108V109H83ZM86 108H88V110L86 109ZM101 108V109H100ZM105 108H106V110H105ZM108 108V109H107ZM110 108H112V109H110ZM117 108H119V109H117ZM123 108V109H122ZM153 108V109H152ZM166 108V109H165ZM184 108V107H183ZM239 108H243V110L242 109H240L239 110ZM4 109V110H3ZM50 110V112H49V110ZM81 109V110H80ZM83 109V110H82ZM141 109V110H140ZM164 109V110H163ZM175 109V110H174ZM179 109V110H180ZM185 109H184V112H186L185 111ZM210 109V110H209ZM230 109H234L233 111L232 110H230ZM249 109V110H248ZM10 110V113L8 112ZM13 110H14V113L16 114H14L13 113ZM17 110V111H16ZM19 110V111H18ZM23 110H25V112L23 111ZM35 110V111H34ZM41 110H43L44 112H42ZM71 111V110H73V111H71V113L73 112V113H75L76 112V110L78 111V112H76L75 114H76V117H75V115L72 113V115H74V117L68 112V111ZM89 112H87V111ZM107 110H110V111H107ZM117 112H116V111ZM148 112H147V111ZM161 111L162 110V112L166 115L170 110H172L171 112L172 113H174V114H172L173 115V117H172V120H169V124H168V122H166L168 125H166L165 126V124H164V127H163V129H162V127L161 128H157V126H156V128L155 127H153L154 129H152V126H150V124H151V120H155L154 118H156V116L157 115H159V114H162V112H158V111ZM167 110V111H166ZM228 110V111H227ZM249 112H248V111ZM255 110V111H254ZM257 110V111H256ZM23 111V112H22ZM29 113H27V112ZM30 111H32V112H30ZM51 111H53V112H51ZM55 111V112H54ZM65 111H67V112H65ZM123 111L124 113H121V112ZM140 111H143V112H140ZM153 112V115L151 114L152 112ZM156 111V112H155ZM164 111H166V112H164ZM208 111H209V113H208ZM220 111H221V113H220ZM225 111V112H224ZM227 111V112H226ZM230 111V112H229ZM241 112V118L239 117V112ZM246 111V112H245ZM3 112V113H2ZM63 112V113H62ZM106 112V113H105ZM110 114V112H111V114H110V116L108 115V113ZM114 112H116V113H114ZM120 112V113H119ZM127 112V113H126ZM145 112L147 113L146 115H145ZM151 112V113H150ZM155 112V113H154ZM183 112V111H182ZM183 112V113H184ZM194 112V113H193ZM224 112V113H223ZM256 112V113H255ZM262 114H261V113ZM8 113V114H7ZM13 113V115L15 116H12L11 114ZM20 113V114H19ZM23 113H25V114H23ZM40 115H39V114ZM45 113H48V114H50V115H52L53 117L51 118L52 120H54L55 119V116H56V119H58V122L56 123V121H55V123L54 122H52V120L50 119V117L51 116H49L48 115V118L46 117L47 116V114H45ZM56 113V115L54 116V114ZM64 113H67V115H68V118H67V116H66V114H64ZM88 113V114H87ZM99 113V114H98ZM141 113H144V114H141ZM149 113V114H148ZM170 113V112H169ZM168 113V114H169ZM187 113V112H186ZM211 113V114H210ZM212 113H213V115H212ZM231 113V114H230ZM235 113V114H234ZM239 113V114H238ZM249 113V114H248ZM10 114V115H9ZM18 114V115H17ZM35 114H37L38 116H36ZM70 114V115H69ZM92 114V115H91ZM125 114H126V116H125ZM134 114V115H135ZM150 114H151V116H150ZM155 114H157V115H155ZM171 114V113H170ZM216 114V115H215ZM225 114V115H224ZM247 114V115H246ZM6 115V116H5ZM21 115H22V118L21 119H19L20 117H21ZM31 115V116H30ZM91 117H90V116ZM118 115V116H117ZM120 115L122 116V117H120ZM130 117H129V116ZM133 115V116H134ZM142 115L144 116H146V117H150L149 119L148 118H146L145 116L142 118ZM148 115V116H147ZM172 115H170V116H172ZM210 115V116H209ZM231 115V116H230ZM236 116V118L237 117H239V118H235V116ZM243 115V116H242ZM253 115V116H252ZM263 115V116H262ZM5 116V117H4ZM20 116V117H19ZM23 116H26V118H27V120L25 119V117H23ZM34 116V117H33ZM42 116H44V118L42 117ZM58 116V117H57ZM61 116L62 117H64V118H61ZM153 116H155V117H153ZM167 116V115H166ZM176 116H178V115H176ZM216 116V117H215ZM223 116V117H222ZM234 116V117H233ZM250 116H251V118H250ZM258 118H260V119H258ZM3 117V118H2ZM11 117V118H10ZM14 117V118H13ZM32 117V118H31ZM38 119H37V118ZM66 117V118H65ZM71 117V118H70ZM78 117V118H77ZM108 117V118H107ZM115 117H116V119H115ZM126 117V118H125ZM189 117V116H188ZM194 117V115L191 117V118H193ZM210 117V118H209ZM216 119H215V118ZM231 117H233V118H231ZM7 120H6V119ZM9 118V119H8ZM30 118V119H29ZM54 118V119H53ZM73 118H75V120L73 119ZM81 118V119H80ZM152 118V119H151ZM171 118V117H170ZM201 118H203V120H204V118H206L204 121H202V119ZM211 118H213L214 119V121H213V119H211ZM228 118H231V119H228ZM244 118V119H243ZM246 118V119H245ZM250 120H249V119ZM10 119H12V120H10ZM19 120V122L20 123H18V120ZM24 119V120H23ZM50 119V120H49ZM61 119V120H60ZM64 119V120H63ZM65 119H66V121H65ZM73 119V120H72ZM79 119V121H77ZM98 119V120H97ZM103 119V120H102ZM108 119V120H107ZM121 119V120H120ZM127 119H129L128 121H125V120H127ZM175 119V120H174ZM209 119V120H208ZM235 119V120H234ZM242 121L243 123H241L240 121ZM255 121V122H253V120ZM6 120V121H5ZM10 120V121H9ZM83 122H82V121ZM96 120V121H95ZM116 120V121H115ZM124 121V123H123V121ZM150 120V121H149ZM175 122H174V121ZM176 120H178L177 121V123H176ZM187 120H189V122L187 121ZM192 120V121H191ZM194 120V121H193ZM198 120H201V121H198ZM223 120H225L226 122H224ZM237 120V121H236ZM243 120H248L247 122H245V121H243ZM24 121V122H23ZM26 121V122H25ZM32 121V122H31ZM33 121H34V123H33ZM40 121V122H39ZM49 121H50V123H49ZM59 121H60V123H59ZM65 121V122H64ZM81 121V122H80ZM90 121V122H89ZM104 121V122H103ZM110 121V122H109ZM119 121V122H118ZM121 121V122H120ZM172 121V122H171ZM219 121H220V126H219V124H217V122L219 123ZM233 121H234V124H233ZM251 121V123H249ZM4 122H6V124L4 123ZM8 122V123H7ZM12 122V123H11ZM13 122L15 123V124H13ZM23 124H22V123ZM47 122V123H46ZM73 122V123H72ZM77 122H79V124L77 123ZM95 122V123H94ZM100 122V123H99ZM116 122V123H115ZM141 122V121H140ZM189 124H188V123ZM191 122V123H190ZM193 122H197V123H193ZM198 122H199V124H198ZM203 123V124H201V123ZM208 122V123H207ZM240 122V123H239ZM10 123V124H9ZM38 123V124H37ZM49 123V124H48ZM52 123V124H51ZM69 125H68V124ZM81 123V124H80ZM82 123H84V124H82ZM89 123L92 125V127H90L89 126ZM143 123H141V124H143ZM154 123V122H153ZM171 123V124H170ZM173 123V124H172ZM209 123H211V124H209ZM236 123V124H235ZM260 123V124H259ZM263 123V124H262ZM3 124V125H2ZM5 124V125H4ZM19 124V125H18ZM25 124V125H24ZM41 124V125H40ZM56 124H57V126L58 127H60V128H62V129H59L57 126H56ZM59 124V125H58ZM66 124H67V126H66ZM73 124V125H72ZM78 126H77V125ZM86 124V126L84 127V125ZM119 124V125H118ZM125 126V129H123L124 127L122 126ZM124 124H126V125H124ZM130 124V125H129ZM133 124H134V121H133ZM147 124H145V126L147 125ZM175 124H177V126L175 125ZM195 124H197V125H195ZM215 125L214 127H213V125ZM226 126H225V125ZM232 125L233 126V128H232V126H230V125ZM241 124H242V126H241ZM248 124L250 125V126H252V127H250V126H248ZM16 125H18V126H16ZM20 125H21V128H20ZM23 125V126H22ZM27 125V126H26ZM31 125V126H30ZM48 125L50 126V127H48ZM54 126V128H53V126ZM60 125H62V126H60ZM65 125V126H64ZM80 125H83V126H81V127H83V128H81V127H79ZM88 125V126H87ZM129 125V126H128ZM136 125V124H135ZM170 125V126H169ZM200 125H201V129H200ZM205 125H207V126H205ZM227 125H229V127L227 126ZM247 125V126H246ZM258 125V126H257ZM259 125H261V126H259ZM3 126H5V127H3ZM8 126H10V127H12V128H10V127H8ZM24 126H26V127H24ZM29 126V127H28ZM150 126V128L148 129V127ZM170 127L171 129H169L168 127ZM176 126V128H174ZM179 126V127H178ZM182 126V125H181ZM189 126H190V128H193V126H195L194 127V130H195V132H194V130L193 129H190L189 128ZM198 126V127H197ZM203 126H205V127H203ZM222 126V128H219V127H221ZM241 126V128H239ZM15 127H17V130L15 129ZM48 127V128H47ZM56 127H57V129H56ZM70 127V128H69ZM72 127V128H71ZM78 127H79V129H78ZM89 127V128H88ZM109 127V128H108ZM122 127V128H121ZM130 127V128H129ZM143 127H144V124H143ZM165 127H166V130H165ZM197 127V128H196ZM260 127V128H259ZM24 128H26V129H24ZM50 128V129H49ZM65 128H66V130H65ZM74 128H77V129H74ZM108 128V129H107ZM173 128H174V130H173ZM206 128V129H205ZM210 130H209V129ZM218 128L219 129V131H218V129L216 130V129ZM225 128V129H224ZM229 128H230V130H229ZM245 128H248V129H250V130H248V129H245ZM3 131H2V130ZM11 129L14 131H11ZM127 129H128V131H127ZM130 129V130H129ZM132 129H133V131H132ZM137 130V132H139V133H137L135 130ZM145 129H147V131L145 130ZM156 129H158V130H156ZM167 129H169V130H171V131H169V130H167ZM177 129H179L180 131H179V133H177L178 132V130ZM183 129V130H182ZM188 129H189V131H188ZM198 129V130H197ZM202 129H205V130H202ZM213 129H214V131H213ZM222 129H224L223 131H222ZM233 129V130H232ZM234 129H235V131H234ZM243 129V130H242ZM253 129V130H252ZM262 129V130H261ZM18 130H19V132H18ZM23 130H25V132L23 131ZM30 130V131H29ZM41 131V133H43V132H45V133H43V134H41L40 132H35V131ZM51 130V131H50ZM53 130H54V132H53ZM62 130V133L60 132L59 133V131H61ZM66 132H65V131ZM75 130H76V132H75ZM111 130V131H110ZM141 132H140V131ZM145 130V131H144ZM148 130L149 131H151V132H148ZM156 130L157 132H155V133H153L154 131ZM209 130V131H208ZM215 130H216V132H215ZM226 130V131H225ZM228 130V131H227ZM245 130V131H244ZM246 130H248V131H246ZM5 131V132H4ZM31 133V136H30V134H28L29 132ZM32 131V132H31ZM48 131H50V132H52V133H50V132H48ZM58 131V133L62 136V137H64L62 134H64V132L65 133H69V134H65V137L66 138H69V140H65L64 138H62V137H60V138H62V139H64V141H65V145L63 144L64 143V141H61L62 139H60L59 140V136H57L58 135V133H55V132H57ZM78 131V132H77ZM82 131V135H80L81 132ZM106 131V132H105ZM159 131L161 132V133H159ZM168 131H169V133H168ZM183 133H182V132ZM199 132L200 131V133H202V134H200V133H197V132ZM238 133H240V134H238ZM244 133H243V132ZM250 131V132H249ZM10 133V134H12L13 133V136L12 135H8V133ZM24 132V133H23ZM27 132V133H26ZM33 132H34V135H33ZM47 132V133H46ZM95 132V133H94ZM119 132V133H118ZM130 132H132V134H129ZM133 132H135V133H137V134H135V133H133ZM144 132V134H142ZM186 132V133H185ZM205 132V133H204ZM209 132V133H208ZM219 132V133H218ZM231 132H232V135H230L231 134ZM235 132V133H234ZM247 132V133H246ZM252 132V133H251ZM18 133V135H22L23 136V141L25 140L26 142H29V143H26V142H20V141H22V136H21V138H20V136H18L19 137V139L17 138V136H16V134ZM76 133V134H75ZM80 133V134H79ZM107 133V134H106ZM125 133V134H124ZM127 133V134H126ZM151 133V134H150ZM158 133V134H157ZM162 133H164L163 135H162ZM175 134V136L173 137L172 135H174ZM190 133V134H189ZM213 133H215V134H213ZM230 133V134H229ZM233 133L235 134L234 136H233ZM249 133V134H248ZM37 134H38V136H37ZM46 134H48V135H46ZM52 134V135H51ZM56 134V135H55ZM74 134V135H73ZM109 134V135H108ZM117 134L119 135V137H117ZM139 134V135H138ZM142 134V135H141ZM147 134V135H146ZM167 134H168V136H167ZM192 134V135H191ZM204 134V135H203ZM220 134V135H219ZM236 134H237V136H236ZM245 134V135H244ZM248 134V135H247ZM25 135H28V136H26L25 137ZM36 135V136H35ZM50 135V136H49ZM68 137H67V136ZM102 135H103V137H102ZM111 135V136H110ZM113 135V136H112ZM116 135V136H115ZM121 135V136H120ZM127 135V136H126ZM129 135V136H128ZM132 135V136H131ZM135 135V136H134ZM171 135V136H170ZM185 136V137H183V136ZM187 135V136H186ZM190 135V137H188ZM195 135V136H194ZM199 135V136H198ZM210 135V136H209ZM211 135H212V137L214 138H216V137H219V138H217V139H213V138H211ZM215 135V136H214ZM219 135V136H218ZM229 135V137H231V138H229V140H228V142H227V140L225 141L224 140V138L225 139H227L226 137ZM7 136H11V138H9V137H7ZM32 136H34L33 138H32ZM42 136V137H41ZM43 136H45V137H43ZM57 136V137H56ZM72 136H73V138H75L76 136H78V137H76L74 140H76L75 142H74V144H73V142L72 141H74L73 140V138H72ZM87 137V138H83V137ZM92 136V137H91ZM97 136V137H96ZM105 136V137H104ZM122 136H123V138H122ZM144 136V137H143ZM161 136V137H160ZM165 136H166V138H165ZM179 138H178V137ZM181 136V137H180ZM197 136V137H196ZM206 137V138H203V137ZM242 136V137H241ZM243 136H244V138H243ZM29 137L30 138H32V140L33 141H31L30 139H29ZM37 137H40L39 138V140H41L43 143H45V145H41V143L42 142H40L39 140H36V139H38ZM50 137V138H49ZM115 137V138H114ZM117 137V138H116ZM170 137V138H169ZM176 137H177V139H176ZM210 137V138H209ZM235 137L237 138V139H235ZM240 137V138H239ZM13 138V139H12ZM26 138L28 139V141L26 140ZM47 138V140L46 141H48L49 143H47V142H45L44 140ZM49 138V139H48ZM52 138H58V141L56 140V141H54V139H52ZM81 138V139H80ZM90 138V139H89ZM98 138V139H97ZM99 138H101V139H99ZM104 138H105V141L106 142H104L103 140H104ZM112 138V139H111ZM119 138V139H118ZM135 138V139H134ZM142 138H144V139H142ZM151 138V139H150ZM163 138H164V140H163ZM242 138V139H241ZM6 140L5 141V143H3L4 142V140ZM12 139V140H11ZM15 139V140H14ZM21 139V140H20ZM52 139V141L50 142V140ZM77 139H79V141H77ZM84 141H83V140ZM87 139V140H86ZM97 140V141H93V140ZM113 139H115V140H113ZM121 139V140H120ZM124 139V140H123ZM169 139V140H168ZM174 140V142H173V140ZM199 139V140H198ZM220 139V140H219ZM223 139V140H222ZM231 139H233V140H231ZM240 139H241V141H240ZM243 139H244V141H243ZM258 139V140H257ZM7 140H8V142H7ZM18 140H19V142H18ZM30 140V141H29ZM100 140H101V142H100ZM157 140V141H156ZM168 140V141H167ZM185 140V141H184ZM201 142V144H199V142ZM203 140V141H202ZM17 141V142H16ZM35 141V142H34ZM61 141V143H58V142H60ZM66 141H68V143L66 142ZM70 141H71V143H70ZM86 141V143H84ZM90 141V142H89ZM103 141V142H102ZM112 141V142H111ZM114 141H116V142H114ZM149 141V142H148ZM153 143H152V142ZM161 141V142H160ZM163 141V142H162ZM167 141V142H166ZM192 141V142H191ZM196 141V142H195ZM205 141H206V143H207V145H206V143H205ZM211 143H210V142ZM213 141V142H212ZM223 143H222V142ZM2 142V143H1ZM11 142V143H10ZM14 142V143H13ZM35 144H34V143ZM56 142V143H55ZM158 142V143H157ZM172 142V143H171ZM194 142H195V144H194ZM216 142V143H215ZM250 142H252V143H250ZM7 143V145L9 146V148H8V146L7 145H5ZM17 143V144H16ZM22 143V144H21ZM38 143H39V146H38ZM42 143V144H43ZM51 143V144H50ZM79 143V144H78ZM99 145H98V144ZM126 143V144H125ZM155 143V144H154ZM190 143V144H189ZM193 144V146H192V144ZM222 143V144H221ZM226 143H227V145H226ZM32 144H34V145H32ZM55 145V147L57 148H55L56 150H54L55 152H52L53 150H50V149H52V148H54V146H52V145ZM57 144V145H56ZM67 144H68V146H67ZM74 145V147H73V145ZM82 144V145H81ZM105 144V145H104ZM131 144V145H130ZM138 144V145H137ZM168 144V145H167ZM181 146H180V145ZM198 144V145H197ZM218 144V145H219ZM12 145H13V148H11L12 147ZM20 145V146H19ZM21 145H22V147H23V150H22V147H21ZM25 145V146H24ZM27 145H29V146H27ZM33 147H32V146ZM43 146V147H41V146ZM47 145V146H46ZM49 145H51V147H48ZM58 145H62V147L61 146H59L58 147ZM111 145H112V147H111ZM175 145H177V146H175ZM201 147H200V146ZM217 145V146H218ZM243 145V146H244ZM259 145V146H258ZM11 146V147H10ZM17 146V147H16ZM28 148H27V147ZM65 146V147H64ZM67 146V147H66ZM136 146V147H135ZM171 146V147H170ZM196 146V147H195ZM204 146H206V147H204ZM216 146V147H217ZM242 146V145H241ZM252 148H251V147ZM32 148V150H35V151H32L31 150V148ZM38 147V148H37ZM69 147V148H68ZM167 147V148H166ZM169 147V148H168ZM195 147V148H194ZM199 147V148H198ZM247 147V148H246ZM255 149H254V148ZM18 149V150H20L21 149V151H19V154H20V156H19V154H18V151L17 150H15V149ZM37 148V149H36ZM40 148V149H39ZM50 148V149H49ZM113 148H115V149H113ZM134 148H135V150H134ZM148 148V149H147ZM192 148V149H191ZM200 148H201V150H200ZM207 148V149H206ZM212 148V147H211ZM215 148V147H214ZM213 148V149H214ZM231 148V149H232ZM249 148V149H248ZM13 149V150H12ZM42 149V150H41ZM44 149V150H43ZM47 149H49V151L47 150ZM62 149V150H61ZM114 151H113V150ZM165 149V150H164ZM188 149V150H187ZM192 151H191V150ZM196 149H198L199 150V152H198V150H196ZM217 149H218V147H217ZM260 149V150H259ZM2 150V151H1ZM25 150V151H24ZM28 150H29V152H28ZM58 150H59V153H58ZM63 151L62 153H61V151ZM115 150L116 151H118V152H115ZM138 152H137V151ZM205 150H207L205 153H204V151ZM247 150H249V151H247ZM259 150V151H258ZM13 151V152H12ZM24 151V152H23ZM39 151V152H38ZM44 151V152H43ZM121 151V152H120ZM140 151V152H139ZM146 151H147V153H146ZM163 151V152H162ZM203 151V152H202ZM8 154H7V153ZM17 152V153H16ZM34 152V153H33ZM37 152L39 153L38 155H37ZM47 154H46V153ZM52 154H50V153ZM56 152H57V154H59V155H57L56 154ZM120 152V153H119ZM123 152V153H122ZM124 152H126L125 154H124ZM133 152H137L136 154L135 153H133ZM155 152V153H154ZM157 152V153H156ZM257 152H259V154L257 153ZM14 153V154H13ZM36 153V154H35ZM45 155H48V156H45ZM109 153H110V155H109ZM112 153V154H111ZM117 153V154H116ZM127 153H128V155H127ZM244 153V154H245ZM248 153V154H247ZM13 154V155H12ZM35 154V157L33 156ZM56 154V155H55ZM115 154V155H114ZM120 154V155H119ZM124 154V155H123ZM132 154H134V155H132ZM185 154V155H184ZM191 154V155H190ZM204 154H206V155H204ZM264 154V152L262 153V155ZM9 157H7V156ZM14 155H16V157L14 156ZM18 155V156H17ZM42 155V156H41ZM112 155V156H111ZM120 156L119 157V159H118V156ZM127 155V156H126ZM132 155V156H131ZM180 155V156H179ZM197 155V156H196ZM243 155V154H242ZM260 155L258 156V157H260ZM13 156V157H12ZM37 156H39L40 158H38ZM45 156V157H44ZM100 156V157H99ZM109 158H108V157ZM116 156V158H113V157H115ZM121 156H122V158H121ZM187 156V157H186ZM189 156V157H188ZM191 156V157H190ZM177 157V158H176ZM183 157V158H182ZM203 157H205V158H203ZM17 158V159H16ZM19 158H20V161H21V163L20 162H18L19 161ZM111 158L114 160V162L111 164L110 162H112L113 160H111ZM176 158V159H175ZM185 162H183L181 159ZM195 158V159H194ZM200 158V159H199ZM11 159V160H10ZM25 159V160H24ZM36 159V160H35ZM44 159V160H43ZM110 160V162H109V160ZM117 159V160H116ZM121 159V160H120ZM169 159V160H168ZM202 159V160H201ZM203 159H205V160H203ZM259 159V158H258ZM18 160V161H17ZM36 162H38L39 160H40V162H44L45 161V163H41L40 164V162H38V163H36ZM53 160V161H52ZM120 160V161H119ZM176 160V161H175ZM201 161V163H200V161ZM255 160H257V159H255ZM254 160V162H256ZM2 161V162H1ZM5 161H7V162H5ZM12 161V162H11ZM15 161V163H13ZM187 161V162H186ZM243 161V160H242ZM258 161V160H257ZM34 162V163H33ZM119 162V163H118ZM122 162V163H121ZM165 162V163H164ZM197 162V163H196ZM199 162V163H198ZM244 162H245V159H244ZM15 164L14 166H16L15 168L13 167V164L12 165H10V164ZM17 163H19V164H17ZM25 163H26V165H25ZM31 163V164H30ZM33 163V164H32ZM37 165H36V164ZM167 163V164H166ZM177 163V164H176ZM183 163V164H182ZM186 163H188L187 165H186ZM195 163L197 164L196 166H195ZM35 164V166H34V169H32L33 168V165ZM53 164V165H52ZM110 164V165H109ZM154 164V165H153ZM164 164V165H163ZM165 164H166V166L168 167H166L165 166ZM194 164V165H193ZM201 164V165H202ZM204 164H206V163H204ZM203 164V165H204ZM8 165V166H7ZM20 166L19 168H18V166ZM38 165H40V166H38ZM44 167H43V166ZM128 165V166H127ZM182 165V166H181ZM189 165H191L190 166V168H192L191 170H193V171H191L190 170V172H188L189 171ZM203 165H202V167H203ZM5 166V167H4ZM22 166V167H21ZM43 168H42V167ZM110 166H111V168H110ZM151 166V167H150ZM153 166V167H152ZM160 167V168H158V172H157V167ZM163 166V167H162ZM172 166H173V168H172ZM181 166V167H180ZM185 167L186 169H185V171H186V174H185V171H184V169L182 168V167ZM192 166H194V167H192ZM206 166L207 165H204V167L206 168ZM24 167V168H23ZM27 167H29V168H27ZM37 169H36V168ZM42 168V169H40V168ZM51 167V168H50ZM164 167H166L167 169H165ZM174 167H176V168H174ZM188 167V168H187ZM201 167V168H202ZM54 168V169H53ZM58 168V169H57ZM106 168H108L107 170H106ZM151 168V169H150ZM156 168V169H155ZM181 168V169H180ZM203 169L202 168V170H207V169ZM9 169H7L8 170V174L10 173L9 172ZM20 169V170H19ZM23 169L25 170V171H23ZM38 170V172L36 171V170ZM106 171H105V170ZM110 169H114V171L113 172H111L112 170H110ZM171 169V170H170ZM175 169V170H174ZM176 169H179V171H176ZM183 169V170H182ZM196 169V170H195ZM240 169V168H239ZM235 169V170H238V171H235V172H233L232 174V176H234L235 174H237V172H238V175H239V173L241 174V173H243V169ZM244 169L246 170V167H244ZM17 170V171H16ZM31 170V172H29ZM35 171L34 173H33V171ZM152 170V171H151ZM165 170V171H164ZM202 170H199V171H201L200 173H202L203 174V176H204V173H206L205 171L203 172ZM27 171V172H26ZM52 173H51V172ZM164 172L163 174H162V172ZM168 171V172H167ZM177 173V174H179L178 176L179 177H183V179L186 181H183L182 182V178H179L176 174H173V173H175V172ZM182 171V172H181ZM194 171H195V173H194ZM199 171H198V173H199ZM242 171V172H241ZM7 171H5V173H6ZM110 172V173H109ZM119 172V173H118ZM160 172V173H159ZM1 173H0V175H1ZM23 173V174H22ZM29 173H30V175H32V176H30L29 175ZM107 173H109V176H108V174ZM158 173H159V175H158ZM169 173V174H168ZM181 173V174H180ZM184 173V174H183ZM194 175H193V174ZM235 173V174H234ZM7 174V173H6ZM6 174H5V177L4 178H6ZM11 174V173H10ZM35 174H37V175H35ZM63 174H65V176L63 175ZM107 175V176H105V175ZM112 174V175H111ZM120 174V175H119ZM158 176H157V175ZM162 174V175H161ZM166 174H168V175H166ZM183 174V175H182ZM209 175H210V173H208ZM208 174H206V175H208ZM3 176H4V174H2ZM21 175H22V177H21ZM39 175V176H38ZM67 175H68V178H67ZM155 175V176H154ZM160 175H161V177L162 176H164V177H160ZM170 175V176H169ZM172 175H174V176H172ZM181 175V176H180ZM198 175V174H197ZM205 175V176H206ZM213 175V174H212ZM3 176H0L1 178H3ZM70 176V177H69ZM72 176V177H71ZM112 176V177H111ZM171 177L170 179H169V177ZM185 176V177H184ZM188 176V177H187ZM199 176H201V175H199ZM198 176V178H197V176H196V178H197V180L200 178ZM214 176V175H213ZM213 176H211V177H213ZM231 176V177H232ZM243 176H244V174H243ZM242 176V177H243ZM8 177V176H7ZM38 177V178H37ZM61 177V178H60ZM103 177L104 178H106V179H103ZM108 177V178H107ZM120 177V178H119ZM152 177H153V179H152ZM157 177V178H156ZM159 177V178H158ZM172 177H173V179H172ZM234 177H236V176H234ZM242 177H240V175H239V177L238 178H242ZM13 178L11 179V181L13 180ZM19 178H18V180H19ZM64 178V179H63ZM75 178H77L78 180H77V182H75L76 181V179ZM157 180H155V179ZM177 178H179V179H177ZM191 178H193V179H191ZM208 178H210V177H207V180H208ZM8 179V178H7ZM9 179H10V177H9ZM34 180L33 182L34 183H32V182H30V181H32V180ZM38 179V180H37ZM71 179H72V181H71ZM117 179H119V180H117ZM162 179H163V181H162ZM168 179V181H170V182H166V180ZM188 179H189V181H188ZM206 179V178H205ZM17 180V181H18ZM62 180H64V181H62ZM69 180V181H68ZM113 180V182H111ZM124 181L125 183H126V185H128V186H126L125 185V183H121L122 181ZM142 180H145V182L147 181V183L146 184H142L143 182H142ZM150 180V181H149ZM154 180V181H153ZM172 180H173V182H172ZM176 180H178L179 181V183L181 184H183L184 185V187H182L178 182H176ZM197 180H196V182H197ZM242 180V179H241ZM66 181L68 182L67 184H69L70 182L72 183V184H74L73 185V187H75V188H73V187H71L72 186V184L70 183V185H68V186H70L71 188H73V189H70L68 186H67V188H66ZM115 181H116V184H117V182H118V185H111V184H114L115 183ZM121 181V182H120ZM141 181V182H140ZM160 181V182H159ZM164 181H165V183H171L169 186L167 185V184H164ZM181 181V182H180ZM13 182V181H12ZM56 182H59L58 183V185H57V183H56V186H54L55 185V183ZM62 182H64V184L62 183ZM139 184H138V183ZM150 182V183H149ZM151 182H152V184H151ZM175 182L177 183V184H175ZM192 182V183H193ZM18 183H19V181H18ZM17 183V184H18ZM22 182H20L19 184H21ZM36 183V184H35ZM52 183V184H51ZM173 183V184H172ZM186 183H187V185H186ZM191 183V184H192ZM195 183V182H194ZM193 183V184H194ZM239 184H241L240 182H238ZM32 184H34V186L32 185ZM50 184V185H49ZM110 184V185H109ZM120 184V185H119ZM138 184V185H137ZM142 184V185H141ZM151 184V185H150ZM158 184H159V186L160 187H162L161 185L162 184H164L163 185V187L160 189V187L158 186ZM161 184V185H160ZM174 184H175V186H174ZM36 185V186H35ZM39 185V186H38ZM109 185V186H108ZM123 185H125V186H123ZM147 185V186H146ZM19 186V185H18ZM32 186V190H31V187ZM58 186V187H57ZM80 186V187H79ZM105 186V187H104ZM112 186H114L113 188H115L114 190H113V188H112ZM119 186V187H118ZM121 186H123V187H121ZM143 186H145L146 187V189H145V191H147V192H145L144 191V189H143ZM150 186H152L153 187V190H152V187H150ZM155 186H156V188H155ZM158 186V187H157ZM168 186V187H167ZM178 186H181V190L182 189H184L185 187H187V188H185L184 189V193L180 190V187H178ZM191 186V185H190ZM4 187V186H3ZM3 187H1L0 188V190L3 188ZM20 188H21V185L19 186ZM38 187V188H37ZM100 187V188H99ZM102 187H104V188H102ZM110 188V190H112V192L109 190V188ZM134 187H136L135 189H134ZM141 187V188H140ZM144 187V188H145ZM150 187V188H149ZM192 187H194L193 185L191 186V188ZM7 187H4V191H1V192H5V191H7V189H6ZM39 188H40V190H39ZM52 188H54V189H52ZM105 188H106V191H105ZM107 188H108V190H107ZM121 188V189H120ZM131 189L132 190V192L130 191V190H128V191H126V190H124V189ZM135 190V191H133V189ZM150 190H149V189ZM165 188V189H164ZM196 188V187H195ZM19 189V188H18ZM71 190V191H69V190ZM101 189H103V190H101ZM120 189V190H119ZM140 189H141V191H140ZM160 189V190H159ZM164 189V190H163ZM31 190V191H30ZM37 191V193H41V195H40V193L39 194H37L36 193V191ZM53 190V191H52ZM81 190V191H80ZM98 190L100 191V192H98ZM117 190V191H116ZM119 190V191H118ZM126 191V192H124V191ZM138 190H139V193H141V194H143L142 196L143 197H148V199L146 198V200H145V198H141L140 196H141V194H139L138 193ZM156 190H158L159 192H161V193H158ZM163 190V191H162ZM33 191V192H32ZM51 191H52V193H51ZM67 191V192H66ZM74 191V192H73ZM77 191H79L80 192V194H78L79 192H77ZM83 191H86L87 192V194H86V192L84 193ZM92 191H95V193L93 194L92 193ZM116 193V194H113L114 192ZM129 191H130V194H129ZM142 191H144V193L142 192ZM157 192V194H161L160 195V197H158V196H156L155 197V195H157L155 192ZM178 191H180V192H178ZM32 193V195H31V193ZM72 192L73 193H75L73 196H72ZM83 193V195H82V193ZM88 192H89V194H88ZM102 192H104V193H102ZM105 192H106V194L107 195H105ZM119 193V195H118V193ZM122 194H121V193ZM135 192H136V195H137V197L138 198H136V196H135ZM187 192V193H186ZM27 193H29L28 195H27ZM37 194V196H38V200H41L42 199V197H43V199L42 200H44V202H42V200H41V202H39L38 200H36L37 199V196H36V198H34L35 197V195ZM96 193H98L97 195H95ZM109 193V194H108ZM151 194V195H149V194ZM155 193V194H154ZM186 193V194H185ZM4 194H6V192L4 193ZM35 194V195H34ZM70 194H71V197H70ZM85 194H86V196L87 197H85ZM91 194V195H90ZM92 194H93V196H92ZM125 196H124V195ZM128 194V195H127ZM132 194H134V196L132 195ZM148 194V195H147ZM172 194V193H171ZM183 194V195H182ZM2 195V194H1ZM8 195V197L10 196V195H13V194H7ZM34 195V196H33ZM51 195H53L51 198L49 197V196H51ZM56 197H55V196ZM69 195V196H68ZM79 195H81L82 197H85V198H81V196H79ZM90 195V196H89ZM95 195V196H94ZM99 195V196H98ZM102 195V196H101ZM103 195L105 196V197H107L106 199H105V197H104V199H105V201H103L104 199H102L103 198ZM117 196L116 197V199L117 200H120V198H124L123 200H121V201H119V203H117L118 201H114V200H116V199H113L114 198V196ZM120 195H121V197H120ZM131 195H132V197H133V199H132V197H131ZM140 195V196H139ZM147 195V196H146ZM153 195H154V197H153ZM164 195H165V193L162 195V198L164 197ZM169 195V196H168ZM26 196V197H25ZM32 196H33V198H32ZM80 197V199H81V201H80V199H79V197ZM92 196V197H91ZM129 196V197H128ZM151 196V197H150ZM167 196L169 197V198H171L170 197V194H167ZM187 196V198H186V200H187V202L189 201L188 199H189V197ZM3 197H4V195H3ZM6 197V196H5ZM25 197V198H24ZM70 199H68V198ZM99 197V198H98ZM135 197V198H134ZM153 197V198H152ZM7 198V197H6ZM5 198V199H6ZM22 198V197H21ZM21 198L19 197V199L21 200ZM65 198H66V200H68V202L65 200ZM74 198H76V199H74ZM87 198H89V199H87ZM93 198V199H92ZM126 198H128L129 200V202L127 201V199ZM149 198H151L152 199V202H151V199H150V201H149V203L151 202V204H148V200H149ZM262 198V197H261ZM33 199H35V200H33ZM48 199V200H47ZM53 199H55V200H53ZM63 201H62V200ZM87 199V200H86ZM92 199V200H91ZM97 199H94L96 202L98 201ZM131 199V200H130ZM135 199H141L142 200V202H140V200L139 201H136ZM143 199H144V201H143ZM166 199V198H165ZM164 199V200H165ZM168 199V198H167ZM180 199V198H179ZM50 200V201H49ZM52 200V201H51ZM56 200H60V202L62 203H60L59 201H58V203H57V201ZM85 201L84 203L82 202V201ZM89 200V201H88ZM94 200H93V203H94ZM124 200H126L127 202H125ZM157 200V199H156ZM171 200H173V199H171ZM169 201V199L168 200H166V202L167 201H169V203H171L172 201ZM184 200L185 199H183L182 201L184 202ZM33 201H34V204H33ZM36 201V202H35ZM47 201H49L48 203H47ZM69 201H70V203H72V205H70V203H69ZM72 201V202H71ZM74 201V202H73ZM76 201V202H75ZM77 201H79L78 202V204H79V206H78V204H76L77 203ZM134 201V202H133ZM135 201H136V203H138V204H136L135 203ZM146 201H147V204H148V206L150 205V207L148 208V206H147V204H145L146 203ZM181 201V202H182ZM26 202H28L27 204H26ZM39 202V203H38ZM47 204H46V203ZM51 202H53L52 203V205H50V203ZM56 202V203H55ZM65 202V203H64ZM81 202H82V206H83V204H84V206H83V208L82 207H80L81 206ZM100 202L98 203V204H100ZM115 202V203H114ZM121 202H124V203H121ZM134 203V204H136V205H132V203ZM182 202V203H183ZM187 202H185V203H187ZM258 202H260V200L258 201ZM262 202H263V199H262ZM262 202H260V203H262ZM40 203H42V204H40ZM75 203V204H74ZM109 203V204H108ZM120 203H121V205L122 206H120ZM125 203H127V205H125L124 206V204ZM141 203V204H140ZM145 204L144 206L146 207H144L143 206V204ZM154 203H156V202H154ZM164 203V202H163ZM168 203V202H167ZM165 204L166 205V209H164L165 211H170L171 212V214L169 213V215H171V216H169L168 215V211H167V213L164 211V210H162V211H164L163 213H165V215L167 216L166 218L168 219V217H171L172 218V220L171 219H168L170 222H172V223H175V225H173V226H176V221L178 220V223H179V225H180V227H178V226H176L175 227V231H173L174 229H173V226L172 225H170V223H167L168 224V226H167V224L165 223V222H162L164 219L166 220V218H162V217H165V215H163V213H161L162 215V224L163 223H165V224H163V227L161 226V225H158V226H161V229L160 230H158L157 228H156V226H157V224L154 226V224H153V228L155 227L156 229L154 230V231H156V233H157V231H159L160 232V236H161V234L165 231V230H167V228H169L170 226L172 227V229H170L169 228V232H171L172 234H170L169 235V237H168V239L171 237V235L172 236H174V239H175V233H176V236H177V233H179V235H180V237H181V235L182 234H184L188 229H189V234H191V230H192V228L193 227H195L194 229H195V231H194V233L196 232H198V231H200V227L199 226H204V225H201V224H203L204 223V221L207 219V216L205 217V215H204V217H205V219H203L202 218V220H204L203 222H200V218L198 219V217L200 216V217H202L200 214H197L198 216L197 217H194V218H197V219H191L192 221H190V223H191V230H190V224L188 223L189 222V220H188V218L189 217H187L188 216V214H190V215H192L193 216V214L196 212H198L199 210H195L194 211V213L193 214H191L190 212L192 211V210H190L189 211V213L187 212V216L185 217L184 215V218H183V220H182V216L180 215H178V218H180L181 217V220L183 221H181L180 220V222H181V224H180V222H179V219L177 218L176 220L175 219H173V215H177V213L176 214H174L173 212V208H174V205L176 206V207H178L179 205H181V204H179V203H171V204H173V206L172 207H170V205L169 204ZM185 203H183V206H185ZM189 203H190V201H189ZM189 203H188V205H189ZM259 203V204H260ZM264 203V202H263ZM20 204L18 205L17 204V206L20 208ZM28 206H26V205ZM29 204V205H28ZM30 204H32V205H30ZM38 206H37V205ZM45 206H44V205ZM50 206H49V205ZM53 204H54V206H53ZM62 205V207H61V205ZM97 204V205H98ZM105 204H103V205H105ZM117 204V205H116ZM128 204H131V205H128ZM34 205H36V207L34 206ZM43 205V206H42ZM46 205H48V206H46ZM77 205V206H76ZM94 205H96V203L94 204ZM105 205V206H106ZM114 205H116L117 207H114ZM139 205H142L143 206V208L141 209V207L142 206H139ZM167 205H169V207L172 209V210H170V209H168V206ZM188 205H186V206H188ZM264 205V204H263ZM29 206H32V207H29ZM42 206V207H41ZM58 206H59V208H58ZM76 207L77 209H73L72 207ZM126 206H128V207H126ZM131 208H130V207ZM138 208H137V207ZM183 206H179V208H181V207H183ZM17 207V208H18ZM39 207V208H38ZM45 207V208H44ZM47 207L49 208L48 209V211L49 210H52V211H49V212H47ZM56 207V208H55ZM63 207H64V209H63ZM68 207V208H67ZM74 207V208H75ZM78 207H80V208H78ZM89 207V209H87V208ZM92 208H93V205L91 206ZM108 207V208H109ZM121 207H122V209H121ZM136 207V208H135ZM13 208V209H14ZM18 208V209H19ZM32 208V209H31ZM33 208L36 210H33ZM51 208V209H50ZM64 210H62V209ZM103 207H100L99 208V210L100 209H102ZM116 208L118 209V210H116ZM132 208H135V210H136V212H135V210L133 209L132 210ZM148 208V209H147ZM156 208V207H155ZM185 208V207H184ZM188 208V207H187ZM187 208H186V211H187ZM21 209V208H20ZM38 209H40V210H38ZM45 209V210H44ZM53 209H54V211H53ZM58 209V210H57ZM70 209H72V210H75L74 212H72V210H70ZM79 209V210H78ZM84 209H86V210H84ZM104 209L106 210L107 208H105L104 207ZM110 209V208H109ZM108 209V210H109ZM143 209H145V210H143ZM153 209H151V210H153ZM15 210V209H14ZM65 210H67V211H65ZM76 210H78L77 212H76ZM104 210V211H105ZM120 210V211H119ZM122 210V211H121ZM124 210V211H123ZM140 210H143L142 212L140 211ZM150 210V211H151ZM155 210V209H154ZM182 210H183V208H182ZM189 210V209H188ZM194 210V209H193ZM4 211V210H3ZM36 212L35 214L33 213V212ZM38 211H40V212H38ZM43 211V212H42ZM56 211H55V213H56ZM61 211V212H60ZM69 211H71L73 214H74V218H73V215H72V213L70 212V215L68 214V212ZM85 211H88L89 212V214H88V212H86L85 213ZM137 211H140V212H137ZM161 211V210H160ZM161 211V212H162ZM179 211H181V210H179ZM184 211H185V209H184ZM39 214H38V213ZM67 212V213H66ZM83 212V213H82ZM91 212H92V209H91ZM100 211H97V214L99 213ZM102 212V211H101ZM122 212V213H121ZM127 215L128 214V216H125V214ZM133 212V213H132ZM154 212V211H153ZM153 212H150V213H153ZM157 213V215H158V213H159V211H156ZM26 213V214H25ZM55 213H54V215L53 216H56L55 215ZM66 213V214H65ZM119 213H121L122 214V216H121V218L119 219ZM134 213H136L135 215H133ZM137 213H140V215H138ZM141 213L142 214H146V213H148L149 215L147 216V214H146V216L144 217L143 216V218H140V217H142L141 216ZM195 213V214H196ZM198 213H201V212H198ZM3 214V215H2ZM13 214H15V215H13ZM17 214H19V215H21V217L20 216H17ZM87 214V215H86ZM124 214V215H123ZM130 214V215H129ZM160 214V213H159ZM173 214V215H172ZM180 214V213H179ZM202 214H204V213H202ZM212 214V213H211ZM35 215V216H34ZM51 217H50V216ZM67 215L68 217H71V218H68V217H66L65 218V216ZM75 215H76V217H75ZM78 215H79V218H80V220H79V218H78ZM85 215H86V217L87 218H85L84 219V217H85ZM131 215L134 217V216H136V217H134L133 218V220L135 219L136 221H131V219H132V217H131ZM229 215V214H228ZM237 215V214H236ZM23 216V217H22ZM32 216H34V217H32ZM38 216V218H36ZM48 216V217H47ZM81 216V217H80ZM82 216H84V217H82ZM137 216H139V218L137 217ZM232 216H235V215H233L232 214ZM17 217H19V219L17 218ZM40 217V220L42 219ZM47 217V218H46ZM149 217H151V216H149ZM155 217V219L153 220V218ZM158 218H160L159 216H157ZM6 218H5V220H6ZM127 218V219H126ZM130 218V219H129ZM157 218V219H158ZM160 218V219H161ZM191 218V217H190ZM10 219H8L7 218V220H10ZM14 219H12V221H14ZM29 219H32V221H30ZM54 219H55V217H54ZM57 219V220H58ZM77 219V220H76ZM81 219H84L83 220V222L81 223V222H79V221H81ZM129 219V220H128ZM138 219L140 220V222H138ZM150 219L152 220V222H154L155 220H156V215L154 216V213H153V216L151 217V218H149V222L150 223H152L151 221H150ZM160 219H159V221H160ZM188 220V222L186 221H184V220ZM27 220H29V221H27ZM49 220V221H50ZM79 220V221H78ZM86 220V221H85ZM107 220V221H106ZM110 220H113V221H115V222H113V221H111L110 222ZM143 220H142V223H144L143 222ZM146 220H148V218L146 219ZM167 220V221H168ZM173 220L175 221V222H173ZM199 221L198 223H199V228L196 226L197 225V223L195 222V221ZM208 221H209V219H207ZM207 220L205 221V222H207ZM16 221V220H15ZM46 221V220H45ZM67 221V220H66ZM65 221V222H66ZM73 221H70L71 223H73ZM102 221V222H101ZM105 221L107 222V223H105ZM117 221V222H116ZM126 221H124V222H126ZM168 221V222H169ZM54 222V221H53ZM60 222V221H59ZM63 221H61V223H62ZM69 222V221H68ZM68 222H66V223H64L63 222V224H67L68 226H69V228L71 227V225L72 224H69ZM86 222V223H85ZM87 222H88V226L86 225L87 224ZM90 222V223H89ZM137 222V223H136ZM148 222V221H147ZM155 222H157V220L155 221ZM160 222V223H161ZM195 222V224H194V226H193V224L192 223H194ZM212 222V221H211ZM214 222V221H213ZM22 223H25V221L24 222H22ZM54 223H56V220H55V222ZM107 224V225H105V224ZM146 223V222H145ZM144 223V224H145ZM159 222H158V224H160ZM171 223V224H172ZM239 223V222H238ZM26 224V223H25ZM110 224V225H109ZM133 224L131 225L132 226V228L133 229H136L137 230V232L139 231L138 229L141 227V225H137L136 226V228L135 227H133ZM144 224H142V225H144ZM189 224V225H188ZM207 224V223H206ZM205 224V225H206ZM211 224H213V226H214V223H211ZM210 224V225H211ZM82 225V226H81ZM87 227H86V226ZM104 225V226H103ZM182 225L183 226H185L184 227V230H183V228H182ZM208 225V224H207ZM209 225V226H210ZM240 225V227H241V229L243 228V227H245V225H244V223H243V225L244 226H241L242 224L240 223L239 224ZM92 226H93V224H92ZM91 226V227H92ZM100 226H98V227H95L96 228V231L98 230V232H100V231H103V229H102V227H101V230L99 231V228H100ZM115 226V227H114ZM131 226H129V227H131ZM144 226H146V224L144 225ZM144 226H143V228L142 229H145V230H147L148 228H147V226H149V229L148 230H150V227L152 228V225L150 224H148L145 228H144ZM167 226V227H166ZM187 226H189L188 228H187ZM212 226V225H211ZM113 227V228H112ZM116 227V228H117ZM177 227H178V230H179V232H178V230H176L177 229ZM197 227V228H196ZM207 227V226H206ZM239 227V228H240ZM72 228V229H73ZM84 228V229H83ZM93 228V227H92ZM91 228V229H92ZM122 228H124V226L122 227ZM121 228V229H122ZM182 228V232L180 233V229ZM186 228V229H185ZM205 228V227H204ZM208 228V227H207ZM211 228H213V227H211ZM210 228V229H211ZM83 231H82V230ZM88 229V230H89ZM89 230L90 231V234H92V237H90V239L89 240H86L85 239V242H86V244L85 243H82V242H84V241H82L81 242V244H79L77 241H76V244L78 243L79 244V247H77L78 246V244H77V246H76V249H75V251L77 250V248H79L78 250H77V252H76V255H75V257H74V254H75V252H74V254H73V259H75L73 262H75V264H91V263H89V262H91V261H93V259H94V257L95 256H92L91 255V253H93V251L92 252H90L89 250H92L91 249V247H92V245H90V244H92V243H94V242H92V241H95V239H97V238H99V236H98V233H97V235H95V236H97V237H95V238H93L94 237V235H93V233H91V231L93 232V230ZM118 229H120V228H118ZM117 229V230H118ZM121 229L120 230H118V231H120V232H118L117 230H116V233L118 232L119 234H120V236L117 234H115L114 233V231H111V232H113L112 234H111V236H112V242H111V244L113 243V241H114V243H113V245L115 246V242H117V241H115V240H118V239H116L117 237L118 238H120L121 239V237H123L122 239H124L126 236L124 235V232H123V230H122V232H121ZM163 229H164V231H163ZM199 229V230H198ZM202 229V228H201ZM85 230H86V233H85ZM145 230H142L141 231V229H140V232H143V231H145ZM207 229H204V231L205 232H203L202 230V232H203V234L205 233H207V231H206ZM212 230V229H211ZM211 230H209L208 229V234H210L209 233V231H211ZM74 231V230H73ZM76 231V230H75ZM151 231V233H153L152 231V229L150 230ZM161 231H162V233H161ZM77 232V231H76ZM78 232V233H79ZM82 232H83V234H82ZM109 232V231H108ZM146 232V231H145ZM147 232H149V231H147ZM165 232H168V230L167 231H165ZM168 232V233H169ZM202 232H201V234H202ZM77 233V236L79 235ZM89 233V232H88ZM102 233H104V235L105 236H102ZM135 233H136V231H135ZM139 233V232H138ZM167 233V234H168ZM187 233V232H186ZM185 233V234H186ZM195 233V235L197 236L198 235V233L196 234ZM211 233H214V231L212 230L211 231ZM107 234H109V235H107ZM113 234L114 235H116V238H115V236L113 237ZM121 234H122V236H121ZM126 234V233H125ZM143 234V233H139V236L141 237V235ZM148 234V233H147ZM146 233H145V235L143 234V237L144 236H146L147 235ZM158 234V233H157ZM156 234V236H159V234L157 235ZM184 234V236H186V237H184V239H183V237H182V240H181V238L180 239H177V237H176V240H178V241H187V239H188V241H189V239H190V242H191V240L193 239V240H195L196 238H198V237H193L192 239L189 237V238H187V235H188V233L185 235ZM202 234V235H203ZM204 234V235H205ZM208 234H206V235H208ZM83 235V236H82ZM150 235H155V233L154 234H150L149 233V237L151 238V236ZM163 235V239H164V242H165V245H166V243L168 242V245L166 246V248H165V246H164V248L165 249H167L168 248V250H170V245L172 244V243H169V242H171V238H170V240L168 241L166 238H167V236H165V234L163 233L162 234ZM192 235V234H191ZM203 235V238H201V239H199V242H200V240L202 241V243L200 242V243H198V246L199 247H201V249L198 247V248H195V246L197 245V244H194L193 246H189L190 247V249L188 248V249H186V250H188V252H186V253H188V257H191L190 258V260H189V258H187L186 256H187V254L185 253H182V256L184 255V257H181V256H179V259H181V260H179V261H182L183 260V262H182V264H202L201 263V261H198L199 259H196V258H198L199 256H198V253L199 252H201L202 251V244L204 245L205 244V242H204V240H202V239H205V241H210L211 243H212V241H213V244H217L216 246L215 245H213V244H210V243H207V245H209L210 244V247H216V248H213V250L215 249V251H217V249H219V250H222L224 247H226L227 245H224V243L226 242H224L223 241V239H222V237L220 238V236L216 239V237H217V234H213L212 236L210 235V238L212 237V239H210L209 240V238L208 237H206L208 240H206V238H204L205 236ZM91 236V235H90ZM107 236V237H106ZM132 236V238L134 237L135 238V242H140V241H138L139 239H137L135 236H133V235H131ZM131 236H129V238L128 237H126L127 238V243L129 244V242H131V241H128V239H130V237ZM136 236H138V234H136ZM159 236V237H160ZM164 236H165V238H164ZM189 236V235H188ZM193 236V235H192ZM199 236H200V234H199ZM215 236V237H214ZM214 237V238H213ZM94 240H93V239ZM104 238V239H103ZM107 238V239H106ZM114 238V239H113ZM126 238H125V240H126ZM131 238V239H132ZM133 238V239H134ZM142 238V237H141ZM149 238V239H150ZM185 238H187L186 240H185ZM119 239V240H120ZM122 239L120 240L122 243H123V241H122ZM130 239V240H131ZM137 239V240H136ZM144 239V238H143ZM148 239V240H149ZM159 239V241H160V239L162 240V238H158ZM172 240V242H174V244H177L178 245V241H175V240ZM214 239L215 240H217V241H214ZM221 239H222V243H223V245H222V243H220L219 244V242L218 241H221ZM99 240V243L101 242L100 241V238L98 239ZM98 240H96V241H98ZM109 240V241H108ZM125 240H124V242H125ZM146 240V241H145ZM197 240V239H196ZM96 241H95V243H94V245H95V247H97L98 248V245L99 244H97L96 243ZM154 241V240H153ZM152 241V244H150L151 243V241H150V246L151 245H155V243L156 242H158V241H154L153 242ZM167 241V242H166ZM184 242V244L182 245V247L183 246H186V247H188V245H191V243L190 242ZM92 242V243H91ZM121 242H118V243H121ZM135 242H132V246H133V244L135 245ZM146 242V243H145ZM147 242H149V241H147V237H146V239H144V243L145 244H147ZM161 242H163V240L162 241H160V243ZM176 242V243H175ZM198 242V241H197ZM204 242V243H203ZM215 242V243H214ZM87 243H90V244H88L87 245ZM118 243H116L117 244V246H115V247H117V248H119L118 247ZM143 242H142V239H141V243L140 244H144ZM154 243V244H153ZM194 243V241H192V244ZM102 244H100V247L102 248ZM126 244V243H125ZM139 244V245H140ZM185 244H188V245H185ZM200 244V245H199ZM94 245H93V247H94ZM113 245H111V246H113ZM136 245L137 246H139L137 243H136ZM134 246L133 248H136V249H133V250H135V251H133V253H135L136 251L140 254V248L139 247H137V246ZM159 245V244H158ZM162 245V244H161ZM160 245V246H161ZM163 245H164V243H163ZM162 245V246H163ZM212 245V246H211ZM222 245V246H221ZM81 246V247H80ZM91 246V247H90ZM107 246H108V248H107ZM107 246H104V248H105V253H103V254H101V255H99L100 253H102V252H104L103 251V248H102V250H101V248L99 247L98 249L99 250H101L100 251V253H99V250H97V255H96V253H95V255H96V257H95V259L94 260H96L99 256H101V257H107V256H109V257H107V259H110L111 260V262H112V260L114 261L113 262V264L118 260V258L121 260L122 258V253H121V249H120V252L119 251H117V249H115V248H113L115 251H117V252H119V253H116L117 255H120V256H117V258L115 259V253H114V251H111V253L115 256H113L114 258H112V254L111 253H109L110 251H109V247H110V250L112 249L111 248V246H109L108 244H107ZM131 246V247H132ZM146 246H148V244L146 245ZM156 246V245H155ZM173 246H175V245H173ZM180 246V245H179ZM178 246V247H179ZM205 246H206V244H205ZM204 246V247H205ZM218 246V247H217ZM221 246V248H219ZM224 246V247H223ZM131 247H129L130 249H127V250H131L132 251V249H131ZM153 247V246H152ZM176 247V249L178 248L177 246H175ZM175 247L173 248L172 246H171V249L172 250H170V251H173V249L176 251V249H175ZM181 247V246H180ZM186 247H184V248H186ZM192 247H193V249H194V251L192 250ZM197 247V246H196ZM203 247V248H204ZM209 247V248H210ZM223 247V248H222ZM80 248H82V249H80ZM89 248V249H88ZM96 248V249H97ZM125 248V247H124ZM123 248V249H124ZM127 248H128V246H127ZM160 248V247H159ZM163 247H161L160 249H162ZM163 248V250H165ZM184 248H182V249H184ZM112 249V250H113ZM139 249V250H138ZM147 249H148V247H147ZM150 249V248H149ZM181 249V248H180ZM179 249V250H180ZM180 250V251H176L175 253H181L182 251L183 252H185L184 250ZM197 249H200V250H198V251H195V250H197ZM211 249V248H210ZM25 250V249H24ZM125 250V249H124ZM159 250V249H158ZM168 250H167V252H168ZM189 250H191V251H193V252H198L197 254H194L193 252H189ZM218 250V251H219ZM15 251V250H14ZM18 251L20 252V249H18ZM18 251H17V254L20 256V258H26V257H22L21 255H23L22 253L20 254V253H18ZM82 252V255H81V252ZM94 251H96V250H94ZM126 251V250H125ZM130 251V252H131ZM226 251V252H225ZM225 251H223L222 250V252L224 253V255H226L227 257L230 255L229 253L230 252H228L227 250H225ZM16 252V251H15ZM26 252H28V251H26ZM60 252H61V250H60ZM86 252H88V253H90V256L91 257H93V258H89V254L87 253V255H86ZM130 252H128L127 251V253L126 252H124L125 253V255L124 256H127V254H129V256L128 257H130V260L129 261H131V259L133 260V262H134V259H136L137 258V256H139L138 254H137V252L135 253V254H133L132 253V255L133 256H135V257H133L132 255L130 256ZM148 252H149V250H148ZM155 253L157 252L156 250L154 251ZM163 252V251H162ZM166 252V253H167ZM221 252V251H220ZM99 253V254H98ZM109 253V255H107ZM121 253V254H120ZM123 253V254H124ZM150 254H151V252H149ZM158 253V252H157ZM157 253L155 254L156 256H158V255H160V254H158L157 255ZM164 253V252H163ZM163 253H161V254H163ZM191 253H193V255H191L190 256V254ZM203 252H201V253H199V254H202ZM28 253H25V256L27 255ZM228 254V255H227ZM17 255V257H19ZM31 254H29L28 256H30ZM99 255V256H98ZM106 255V256H105ZM141 255V254H140ZM143 256H139V257H144L145 259H147L146 257H147V254L145 253H143L142 254ZM144 255H146V257L144 256ZM152 255V254H151ZM181 255V254H180ZM24 256V255H23ZM34 258V261H32L33 260V258ZM30 256V260L32 261H28V258L27 259H24V260H26V261H28V264H32L33 262H34V264H36L35 263V255H31ZM86 256V257H85ZM98 256V257H97ZM124 256H123V258H124ZM154 256V255H153ZM195 256H197V257H195ZM248 256V255H247ZM79 257H81V258H79ZM84 257H85V259H84ZM124 258V259H127V261H128V259L129 258ZM137 258L138 259V261H140L139 259L140 258ZM244 257H246V256H244ZM249 257V256H248ZM250 257H251V255H250ZM252 257H254L253 255H252ZM39 258H41V257H38L37 256V259H39ZM76 258H79V260L77 261L76 260ZM144 258L142 259V262H144L145 261V263H146V261L147 260H144ZM152 258V257H151ZM187 258V259H186ZM43 259V258H42ZM42 259L40 260V261H42ZM48 259H52V258H48ZM88 259V260H87ZM103 259H105V258H103ZM107 259H105V260H102V258H101V262L99 263V262H97L98 261V259L96 260V263H98V264H102L103 263V261L105 262V263H103V264H110L111 262H110V260H109V262H108V260ZM148 259H149V256H148ZM160 258H157L156 259V257L153 259V263H156V264H158L157 262H154V260H159ZM192 259V260H191ZM245 259V258H244ZM249 259H251V260H253L252 258H248V260ZM44 260V259H43ZM84 260V261H83ZM90 260V261H89ZM150 260V259H149ZM147 261L148 263L147 264H150V263H152V259H151V261ZM197 260V261H196ZM247 260V259H246ZM255 260H256V258H254V260L251 262L250 260V262H251V264H258V262H259V264L261 263V260H256V262H255ZM39 261V262H40ZM79 261H81V262H79ZM100 261V260H99ZM107 261V262H106ZM160 261V262H159ZM158 262H159V264H161V260H159ZM187 261V262H186ZM18 262V261H17ZM20 262V261H19ZM18 262V263H19ZM25 262V261H24ZM29 262H31V263H29ZM37 262V264H38V260L36 261ZM43 262V261H42ZM42 262L41 263H39V264H42ZM77 262V263H76ZM84 262V263H83ZM87 262V263H86ZM94 262V261H93ZM117 262H120V261H117ZM117 262L115 263V264H117ZM124 262H125V260H124ZM253 262H255V263H253ZM23 263V262H22ZM44 263H45V260H44ZM43 263V264H44ZM95 263V262H94ZM121 263H123V260H121ZM120 263V264H121ZM136 263H137V261H136ZM152 263V264H153ZM179 263H181V262H179ZM244 264H245V262H243ZM242 263V264H243ZM247 263L249 264V262L247 261ZM246 263V264H247ZM263 263V262H262ZM261 263V264H262ZM25 264H27V262H25ZM125 264H127V262L125 263ZM128 264H131V263H128ZM133 264V263H132ZM138 264V263H137ZM139 264H140V262H139ZM142 264V263H141ZM144 264V263H143ZM163 264V263H162ZM239 264V263H238ZM264 264V263H263Z\"/></svg>", "mask_w": 264, "mask_h": 264}, {"label": "bare ground", "instance_id": "bare-ground-1", "mask_svg": "<svg viewBox=\"0 0 264 264\" xmlns=\"http://www.w3.org/2000/svg\"><path fill=\"white\" fill-rule=\"evenodd\" d=\"M94 1H96V0H94ZM93 0H0V91H1V89L3 90V88L5 89L6 88V86H3V84L5 85V84H16V85H13V86H15L16 88H17V85H20L18 88H20L21 86V89L23 88V86H24V84H25V86H31V87H33V86H36V85H33L34 83L36 84H38L39 82H40V84L39 85H37V87H35V89L36 88H38L40 85V87L41 88H39V89H41L42 90V88H45L46 86H47V81H49L50 79H51V75H50V78H49V80H48V78H45V77H47V75L46 74H48L49 75V73L50 72H53L52 74H54V71H55V73H56V75H57V73L58 72H56V70L57 71H60V70H58L59 68H57L56 67V69L54 68L53 70L54 71H49V69H51L52 68V66H62L63 65V68H64V66L66 67V66H68L69 64H68V62H70V61H72L70 64H71V66L74 64H78L80 61H79V59L78 58H80L81 57V61L83 62V64H84V62H85V59L87 58V59H89L88 58V54L90 53V55H91V57L93 56V58H97V56L99 55V57L100 58H102V59H106L107 60V62L110 60V59H112V55H113V58L115 59V57H116V55H117V57H119L118 56V54H120V51H119V53L118 54H116V55H114L113 54V50L115 51L116 49H118L119 50V48H120V46L122 47L123 45H120L119 46V44L123 41L124 43H125V40L124 39H126V37L124 38L123 36V34H125L126 36H127V34H131L130 36H133V35H135V37L133 36V38H135L134 40H137V39H139L140 41H141V39H143V38H147L145 35V37L143 36V35H141L142 33H143V28H142V25L144 24V25H151V24H149V23H152V20L150 21V20H148L150 17H153V18H155L154 19V24L153 25H151V26H155V25H157L156 23H158V27L160 26V30H162L163 28H165V23H166V21L169 19H172V20H174V21H176V23H179V22H181V21H183V24L186 22V24L190 21L189 19H188V22H187V15H189L188 16V18L190 17V15L193 13V12H191V11H193L194 9V11H197L198 13H200V15H202L203 16V2L201 1V2H199V0H198V2H199V6H200V3H201V12L197 9L196 10V8H198V4H196V3H193V2H196L197 0H97L96 2H99V7H100V9L102 8V10L100 11V9L97 11L98 12V14H97V16L99 15V13L100 12H103L102 14H100V19L101 20H99L98 21V19L99 18H96L95 17V12H93V9L96 7V3L94 4L93 2H94ZM219 1H221V0H219ZM227 1V0H226ZM230 1V0H229ZM233 1V0H232ZM239 0H237V4L238 5H240L239 3L240 2H238ZM248 0H244V2H247ZM252 2H253V0H251ZM250 0L248 1V4L247 3H244L243 1H241L242 3H244V5L245 4H247V6H245V8H246V10L248 9V5H249V10H250V8H251V11H253V9L255 10H257L258 8L257 7H255L254 8V6L256 5L255 3H257V4H259L258 2H256V1H258V0H254V2L252 3ZM259 1H262V0H259ZM192 2V4H190ZM207 2H208V0H207ZM218 2V1H217ZM250 2L252 3V4H250ZM221 3H223L221 6L222 7H224L223 9H224V15L225 16H227V14H225V12H227L228 14H229V10H231L232 8V6H230V7H228L229 5H227V8L229 9H227L225 6V4H227L228 3V1H227V3H225V1L223 2V1H221ZM236 3V2H235ZM101 4V5H100ZM190 4V5H189ZM195 4V5H194ZM204 4H207V3H204ZM214 4L215 3H213V4H211L213 7H214ZM229 4H231V3H229ZM93 5H94V7H93ZM191 5H194V6H197V7H192ZM210 5V4H209ZM208 5V6H209ZM217 5V4H216ZM238 5H234V7H236L237 8V6ZM242 6H244L243 4H241ZM251 5V6H250ZM241 6V7H242ZM259 6H261V5H259ZM258 6V7H259ZM263 6V5H262ZM200 7H199V9H200ZM207 7V5H205V9L206 10H209V9H207L206 8ZM221 7V8H222ZM240 7V8H241ZM215 8V7H214ZM216 8H217V6H216ZM218 8H220V7H218ZM226 8V9H225ZM235 8V9H236ZM243 8V7H242ZM244 8V9H245ZM263 8V7H262ZM193 9V10H192ZM204 9V10H205ZM216 10V9H215ZM220 10V9H219ZM222 10V9H221ZM220 10V14H222L223 12ZM234 10V9H233ZM248 10V11H249ZM264 9H262L261 11H263ZM94 11H95V9H94ZM115 11H118L117 13L115 12ZM212 11V10H211ZM229 11V12H228ZM243 10L241 9V12H242ZM260 11V12H261ZM191 12V13H190ZM208 13H209V11H207ZM231 12H234V11H231ZM238 12V11H237ZM241 12H239V14H237V15H240L241 14ZM246 12V11H245ZM250 12V11H249ZM40 13H41V15H40ZM112 13H115V14H113L114 16L115 15H117V17H115L116 19H112V18H109L110 16L109 15H111V17H113L112 16ZM197 13V14H198ZM202 13V14H201ZM205 13V12H204ZM216 13V12H215ZM215 13H213V14H215ZM251 13V12H250ZM255 13V12H254ZM257 13V12H256ZM129 14H131V15H129ZM193 14H195V12L193 13ZM196 14V15H197ZM207 14V13H206ZM220 14H219V17H220ZM253 14V13H252ZM42 15H45V16H43V17H41ZM101 15H104V16H101ZM128 15L130 16V18H128ZM199 15V14H198ZM208 15V14H207ZM212 15V14H211ZM251 15V14H250ZM257 15V14H256ZM258 15H261V14H258ZM202 16H200V17H202ZM215 16V15H214ZM217 16V15H216ZM176 17V18H175ZM177 17H178V19L180 18V17H182L183 18V20H179L178 21V19H177ZM191 17H194V16H191ZM210 17V16H209ZM208 17V18H209ZM212 17H213V15H212ZM222 17H223V14H222ZM221 17V18H222ZM228 17V16H227ZM230 17H231V15H230ZM230 17H228V19L230 18ZM235 17V16H234ZM241 17H243V15L241 16ZM175 18V19H174ZM197 18H198V16H197ZM196 18V16H195V19H197ZM207 18V19H208ZM236 18H239V17H236ZM111 19V20H110ZM157 19V20H156ZM167 19V20H166ZM194 19V18H193ZM199 20L201 19V18H198ZM216 19V18H215ZM219 19V18H218ZM227 19V18H226ZM225 19V20H226ZM245 19V18H244ZM244 19L242 18L241 20H243V22H244ZM147 20L149 21L148 23H147ZM206 20V19H205ZM221 20V19H220ZM224 20V19H223ZM234 19L232 18V21H233ZM236 21H238L237 19H235ZM235 20H234V22H235ZM246 20H248V19H246ZM146 21V23H144ZM156 21H158V22H156ZM165 21V22H164ZM171 21V20H170ZM173 21V22H174ZM203 21V20H202ZM202 21H201V23H202ZM212 21V20H211ZM211 21H210V23H211ZM214 21V20H213ZM213 21H212V24H216V23H213ZM253 21V20H252ZM156 22V23H155ZM193 22V21H192ZM191 22V23H192ZM208 22V21H207ZM215 22V21H214ZM219 23H220V21H218ZM221 22H222V20H221ZM227 22V21H226ZM225 21H224V25H225V23H226ZM230 22V21H229ZM229 22H227V27H228V24H230ZM239 23L241 22L242 23V21H238ZM246 22V21H245ZM244 22V23H245ZM130 23H132V25L130 24ZM167 23H169V21H167ZM166 23V24H167ZM175 23V22H174ZM197 23V22H196ZM200 23V22H199ZM219 23H218V25H219ZM235 23H237V22H235ZM247 23H250V21L248 20L247 22H246V24ZM252 23V22H251ZM257 23V22H256ZM259 23V22H258ZM164 24V25H163ZM180 24V23H179ZM183 24H182V26H183ZM186 24L184 25L185 27H187L186 26ZM203 24V23H202ZM234 24V23H233ZM232 23H231V27H232V29H233V26H235V24L233 25ZM260 24V23H259ZM144 26V28H146L145 30L146 31H148L149 29H148V26ZM170 25V24H169ZM168 24H167V30H169L170 29V27H169V29H168V26H169ZM171 25H172V23H171ZM176 25H178V24H176ZM196 24H194L193 26H195ZM209 25V24H208ZM221 25H222V23H221ZM221 25H220V27H221ZM233 25V26H232ZM244 25V24H243ZM248 25V28H249V25L250 24H247ZM246 25V26H247ZM252 25V24H251ZM250 25V27H252ZM256 25V24H255ZM151 26H149V27H151ZM162 26H164L163 28H162ZM179 26V25H178ZM188 26H190V25H188ZM206 26V25H205ZM217 26V25H216ZM225 26V27H226ZM176 27V26H175ZM181 27V26H180ZM202 27H204L203 25H202ZM201 27V28H202ZM208 27H210V26H208ZM214 27V26H213ZM231 27H230V30H231ZM241 27H243V26H241ZM241 27H240V31H241ZM258 27V26H257ZM156 28V27H155ZM162 28V29H161ZM165 28V29H166ZM190 28H191V26H190ZM192 28H194V27H192ZM198 28V27H197ZM197 28L195 29V30H197ZM207 28V27H206ZM210 28H212V27H210ZM209 28V29H210ZM218 28H219V26H218ZM222 28H223V26H222ZM235 28V27H234ZM243 28H247V27H243ZM164 29V30H165ZM178 29V28H177ZM176 29V30H177ZM202 29H204V30H206L205 28H202ZM208 29V30H209ZM215 29V28H214ZM228 30H229V28H227ZM226 29V30H227ZM238 29H239V27H238ZM259 29V28H258ZM144 30V31H145ZM151 30H152V28H151ZM158 30H159V28H158ZM157 30V31H158ZM159 30V31H160ZM163 30V31H164ZM171 30H172V28H171ZM171 30H169V33H170V31ZM175 30V29H174ZM180 30H181V28H180ZM200 30V29H199ZM217 31H218V29H216ZM227 30V31H228ZM233 30H235V29H233ZM246 30V29H245ZM249 30V29H248ZM254 30H256V26H255V28L253 27V31ZM156 31V29H155V32H157ZM159 31H158V33H159ZM163 31H161V32H163ZM182 31V30H181ZM181 31H179V32H181ZM186 31H190V30H186ZM192 31V30H191ZM201 31V30H200ZM209 31H211V30H209ZM212 31H213V29H212ZM222 31H224V30H222ZM238 31V30H237ZM251 31V30H250ZM150 32V31H149ZM148 32V33H149ZM152 32V31H151ZM161 32H160V34H161ZM204 32V31H203ZM202 32V33H203ZM205 32H207V33H209L208 31H205ZM204 32V33H205ZM219 32V31H218ZM226 32V31H225ZM230 33H232L233 32V34H234V31H229ZM239 32V31H238ZM243 32V31H242ZM241 32V33H242ZM245 32H247V31H245ZM252 32V31H251ZM257 32V31H256ZM127 33V34H126ZM147 33V32H146ZM154 33V32H153ZM168 33V34H169ZM183 33H184V31H183ZM187 33V32H186ZM194 33V32H193ZM196 33V32H195ZM199 33V32H198ZM201 33V32H200ZM199 33V34H200ZM201 33V34H202ZM213 33V32H212ZM215 33H216V31H215ZM219 33H221V32H219ZM249 33V32H248ZM252 33H255V32H252ZM133 34V35H132ZM143 34H145V32L143 33ZM156 34V33H155ZM178 34V33H177ZM182 34V33H181ZM210 35H211V33H209ZM208 34V35H209ZM221 34H224L225 35V33H221ZM237 34V33H236ZM239 34V33H238ZM250 34V33H249ZM97 35V36H96ZM140 35H141V37H143V38H141L140 37ZM151 35H153V34H151ZM162 35H163V33H162ZM172 35V34H171ZM193 35V34H192ZM217 35H219V34H216V36ZM228 35V34H227ZM251 36H252V34H250ZM80 36H81V38H83V37H85L84 38V40L86 39V41H85V43H84V40L82 41L83 42V44H81L80 43V41L78 42L80 45H77L78 43L77 42H75V41H77V39L78 38H80ZM96 38H95V37ZM139 38H138V37ZM157 36H159V35H157ZM167 36V35H166ZM175 36V35H174ZM179 36V35H178ZM181 36H185V34L184 35H181ZM189 36V35H188ZM194 36H195V34H194ZM193 36V37H194ZM204 36V35H203ZM202 36V37H203ZM226 36V35H225ZM239 36H241V35H239ZM244 36H246L245 34H244ZM243 36V37H244ZM75 37H76V39H75ZM78 37V38H77ZM151 37V36H150ZM154 37H155V35H154ZM171 37V36H170ZM176 37V36H175ZM174 37V38H175ZM196 38L197 37H199V36H195ZM207 37V36H206ZM212 36H210V38H211ZM213 37H215V36H213ZM220 37H221V35H220ZM233 37V36H232ZM238 37V36H237ZM250 37V36H249ZM248 37V39H250ZM124 38V39H123ZM130 38V37H129ZM129 38L126 40V41H128L129 40ZM152 38V37H151ZM163 38V37H162ZM177 38H179V37H176L175 39H177ZM181 38H183V37H181ZM185 38V37H184ZM192 38V37H191ZM190 38V39H191ZM195 38V39H196ZM209 38V39H210ZM222 39H223V37H221ZM226 38V37H225ZM224 38V40L223 41H225V40H227V42H228V40L229 39H225ZM230 38V37H229ZM242 38V37H241ZM131 39V38H130ZM148 39V38H147ZM147 39H143V40H147ZM154 39V38H153ZM158 39V38H157ZM160 39V38H159ZM173 39V35H172V37H171V40ZM174 39V40H175ZM186 39H187V37H186ZM201 39V38H200ZM216 39V41L215 42H217L218 40V38L216 37L215 38ZM232 39V38H231ZM245 41H246V39L245 38H243ZM252 39V38H251ZM264 39V38H263ZM79 40V39H78ZM133 40V39H132ZM142 40V41H143ZM150 40V39H149ZM152 40V39H151ZM170 40V38H168V41ZM181 40H183V39H181ZM194 40V39H193ZM196 40H198V39H196ZM201 40H203V39H201ZM206 40H207V38H206ZM232 40H234L235 41V39H234V37H233V39ZM140 41H136V42H139L140 44H143L144 42H140ZM177 41H178V39H177ZM185 40H183V41H178V42H184ZM187 41V40H186ZM189 41V40H188ZM192 41V40H191ZM205 40H203L202 41V45H203V42H204ZM222 41V40H221ZM222 41V42H223ZM233 41V42H234ZM239 41V40H238ZM237 41V42H238ZM242 41V40H241ZM248 41H250V40H248ZM131 42H133V41H131ZM130 42V43H131ZM147 42L149 43V41L147 40ZM146 42V43H147ZM155 42V41H154ZM157 42V41H156ZM162 42H163V40H162ZM171 42V41H170ZM196 42H198V41H196ZM196 42L194 43V44H196ZM209 42H211L210 40H209ZM218 42H220V41H218ZM217 42V43H218ZM231 42V41H230ZM76 43V44H75ZM134 43H135V41H134ZM145 43V44H146ZM172 43V42H171ZM173 43H176L175 41L173 42ZM187 43V42H186ZM207 43H208V40H207ZM214 43V42H213ZM213 43H211V44H213ZM226 43V42H225ZM224 43V44H225ZM260 43V42H259ZM122 44V43H121ZM126 44V43H125ZM133 44V43H132ZM138 44V43H137ZM177 44V43H176ZM184 44H185V42L182 44L183 46H184ZM206 44V43H205ZM204 44V45H205ZM210 44V45H211ZM244 44V43H243ZM147 45V44H146ZM164 45V44H163ZM186 45V44H185ZM188 45H190V44H188ZM187 45V46H188ZM198 45V44H197ZM196 45V46H197ZM223 45V44H222ZM245 45V44H244ZM105 48V53L103 54V56L104 57H101V55H102V51L103 50H101V48H103V47ZM139 46V45H138ZM144 47H143V50H145L144 48H147V47H145V45H143ZM150 46V45H149ZM176 46H178L179 47V45H176ZM183 46H181V47H183ZM187 46L185 47V49L187 48ZM194 47H195V45H193ZM206 46H207V44H206ZM217 46V45H216ZM219 46H220V44H219ZM126 47H128V46H126ZM137 47V46H136ZM155 47V46H154ZM159 47V46H158ZM169 47H171V46H169ZM174 47H175V44H174ZM190 47V46H189ZM188 47V48H189ZM198 47H202V46H199L198 45ZM212 47V46H211ZM214 47V46H213ZM241 47H243V46H241ZM240 47V48H241ZM76 48H77V50H76ZM79 48H81L80 49V51H79V53H77V51L79 50ZM92 50H91V49ZM94 48H96L95 50L96 51H93L94 50ZM99 48H100V50H101V55L100 54H97V56L96 55H92V53H94V54H96L97 53V51L99 50ZM123 49H128V48H125V46L124 47H122ZM121 48V49H122ZM131 48H132V46H131ZM140 48H142V47H140ZM153 48V47H152ZM177 48V47H176ZM187 48V49H188ZM207 48H208V46H207ZM210 48V47H209ZM234 48H236V47H234ZM87 49H88V51H87ZM123 49H122V53H124V51H123ZM135 50H137L136 48H134ZM162 49V48H161ZM173 49H175V48H173ZM178 49H180V48H178ZM186 49V50H187ZM190 49H192L191 47H190ZM205 49V48H204ZM219 49V48H218ZM223 49V48H222ZM74 50V51H73ZM76 50V51H75ZM91 50V51H90ZM99 50V51H100ZM147 51H148V53H149V48L148 49H146ZM170 50V49H169ZM171 50H172V48H171ZM176 51H177V49H175ZM181 50V49H180ZM183 50H184V48H183ZM200 50V49H199ZM232 50V49H231ZM240 50V49H239ZM242 50V49H241ZM244 50V49H243ZM242 50V51H243ZM246 50V49H245ZM248 50V49H247ZM261 50V49H260ZM127 51H129V50H127ZM127 51H126V53H127ZM142 51V50H141ZM152 51V50H151ZM174 51V50H173ZM173 51H172V53H173ZM176 51H175V53H176ZM211 51V50H210ZM219 51V50H218ZM76 53V55L78 54L79 55V57L77 56L76 58L78 59V63L76 62V63H73V61L75 60L76 61V58H74V57H72V56H70V55H73L72 53ZM134 53H135V51H134ZM205 53H206V51H205ZM227 53H228V51H227ZM226 53V54H227ZM230 53H231V51H230ZM236 53H237V50H236ZM240 53H241V51H240ZM240 53L238 54V56L240 55ZM243 53H244V51H243ZM67 54V56L66 57H64L65 55ZM129 54V53H128ZM133 54V53H132ZM132 54H130V55H132ZM139 54V53H138ZM143 54V53H142ZM146 54V53H145ZM144 54V55H145ZM150 54V53H149ZM152 54V53H151ZM171 54V53H170ZM179 54V53H178ZM181 54V53H180ZM183 54V53H182ZM186 54V53H185ZM215 55H216V53H214ZM218 54V53H217ZM242 54V53H241ZM255 54H256V50H255ZM259 54V53H258ZM75 55V54H74ZM73 55V56H74ZM89 55V56H90ZM136 55V54H135ZM153 55H155L154 53L151 55V57L153 58ZM169 55V54H168ZM168 55H167V57H168ZM175 55V54H174ZM190 56H191V54H189ZM189 55H188V57H189ZM220 55V54H219ZM233 55V54H232ZM85 56V57H84ZM95 56V57H94ZM115 56V57H114ZM120 56H121V54H120ZM127 56V55H126ZM129 56V55H128ZM137 56V55H136ZM148 56V55H147ZM146 56V57H147ZM158 56V55H157ZM166 56V55H165ZM173 58H176V57H174L173 55H171ZM184 56V55H183ZM214 56V55H213ZM224 56H225V54H224ZM231 56V55H230ZM259 56H261L260 54H259ZM63 57V58H62ZM83 57V58H82ZM116 57V58H117ZM121 57H124V55H122ZM121 57H119L120 59H121ZM130 57V56H129ZM171 57V58H172ZM179 57H181L180 55H179ZM194 57V56H193ZM197 57V56H196ZM195 57V58H196ZM216 57V56H215ZM214 57V58H215ZM227 57V56H226ZM237 57V56H236ZM240 57V56H239ZM243 57V56H242ZM255 57V56H254ZM71 58H72V60H71ZM96 58H95V60H96ZM99 58V59H100ZM138 58V57H137ZM136 58V59H137ZM148 58V57H147ZM164 58V57H163ZM170 57H169V60L171 59ZM178 58V57H177ZM182 58V57H181ZM183 58H186V60L188 59L187 57H183ZM200 58V57H199ZM205 58V57H204ZM221 58V56L219 57V59ZM230 58V57H229ZM232 58V57H231ZM238 58V57H237ZM236 58V59H237ZM241 58V57H240ZM245 58V57H244ZM253 58V57H252ZM55 59V63H53L54 61L53 60ZM58 60V62H57V60ZM86 59V61H90V60H87ZM92 59V58H91ZM120 59H119V61H120ZM126 59V58H125ZM125 59H123L124 61H125ZM154 59V58H153ZM152 59V60H153ZM165 59H166V57H165ZM168 59V58H167ZM223 59V58H222ZM225 59H227V58H224V60ZM235 59V60H236ZM239 59V58H238ZM260 59V58H259ZM258 59V60H259ZM262 59V58H261ZM264 59V58H263ZM48 60L50 61V62H52V64L51 63H47L48 62ZM52 60V61H51ZM84 60V61H83ZM93 60V59H92ZM95 60H93V61H95ZM113 60V59H112ZM118 60V59H117ZM141 60H143V59H141ZM145 60V59H144ZM147 60V59H146ZM145 60V61H146ZM155 60H158V61H160L159 60V58H156ZM164 60V59H163ZM188 60H190V59H188ZM198 60V59H197ZM241 60V59H240ZM240 60H238V61H240ZM96 61H98V58H97V60ZM100 62H101V60H99ZM144 61V62H145ZM154 61V60H153ZM162 61V60H161ZM167 61V60H166ZM185 61V60H184ZM193 61H194V58H193ZM199 61V60H198ZM213 61V60H212ZM221 61V60H220ZM219 61V63H221ZM223 61V60H222ZM81 62V63H82ZM110 62H111V60H110ZM109 62V63H110ZM141 62V61H140ZM164 62V61H163ZM185 62H187V61H185ZM189 62V61H188ZM201 62V61H200ZM215 62V61H214ZM227 62H228V59H227ZM244 62V61H243ZM246 62V61H245ZM257 62H259V61H257ZM73 63V64H72ZM88 63H92V62H88ZM87 63V64H88ZM94 63V62H93ZM97 63V62H96ZM122 64H123V62H121ZM126 63H128V62H126ZM141 64V63H139V62H136V64ZM151 63V62H150ZM169 63V62H168ZM208 63V62H207ZM210 63V62H209ZM225 63V62H224ZM237 63V62H236ZM248 63V62H247ZM252 63V62H251ZM67 64V65H66ZM90 64L88 65V66H90ZM95 64V63H94ZM101 64V63H100ZM105 64H108V63H105ZM104 64V65H105ZM114 64V63H113ZM115 64H117L116 62H115ZM145 64V63H144ZM147 64V63H146ZM151 64H153V63H151ZM151 64H149V66L151 65ZM157 64V63H156ZM155 63H154V65H156ZM162 63L160 62L159 63V65H161ZM165 64H167V62L165 63ZM192 64V63H191ZM205 64V63H204ZM223 64V63H222ZM226 64H228V65H230L229 63H226ZM225 64V65H226ZM238 64H240L239 62H238ZM241 64L243 65V63L241 62ZM81 64H79V66H80ZM86 64H84L83 65V67H86L85 66ZM103 65V64H102ZM102 65H100V66H102ZM109 65V64H108ZM107 65V66H108ZM129 65V64H128ZM153 65V66H154ZM172 65H173V63H172ZM178 65V64H177ZM193 65V64H192ZM208 65V64H207ZM228 65H226V66H228ZM234 65H235V67L237 66L236 64H233V68H234ZM70 66V65H69ZM75 66H78V65H75ZM92 66V65H91ZM119 66V65H118ZM124 66V65H123ZM123 66H121V67H123ZM136 66V65H135ZM141 66H143L142 64H141ZM148 66V65H147ZM162 66H164V64H162ZM162 66H160V67H162ZM166 66V65H165ZM168 66H169V64H168ZM182 66V65H181ZM188 66V65H187ZM206 66V65H205ZM211 66V65H210ZM218 66H220V65H218ZM222 66V65H221ZM231 66H232V64H231ZM246 66H249V65H247L246 64ZM82 67V65L79 67L80 69H84V68H81ZM93 67V66H92ZM121 67H119V68H121ZM128 67V66H127ZM127 67H124V68H127ZM150 67H152V65L150 66ZM157 67V69H158V65L156 66ZM155 67V68H156ZM167 67V66H166ZM170 67H171V65H170ZM193 67H195V66H193ZM193 67L191 68V70H190V68H189V70L190 71H192V69H193ZM212 67H214L213 65H212ZM223 67V66H222ZM238 67V66H237ZM241 67V66H240ZM239 67V68H240ZM61 68V67H60ZM63 68H61V69H63ZM71 68V67H70ZM78 68V67H77ZM90 68V67H89ZM95 68V67H94ZM106 68V67H105ZM112 68H113V65H112ZM117 68V67H116ZM143 68V67H142ZM145 68V73H146V69H147V67H144ZM172 68L174 69V67L172 66ZM175 68H178V67H175ZM182 68H183V66H182ZM185 68L186 67H184V70H185ZM204 68H206V67H204ZM203 68V69H204ZM208 69H209V71L212 69H210L209 67H207ZM215 68H216V65H215ZM219 68V67H218ZM227 68V67H226ZM262 68V67H261ZM65 69V68H64ZM75 69V68H74ZM111 69V68H110ZM115 69V67L113 68V70ZM127 69H129V68H127ZM131 69V68H130ZM138 69H140V65H139V67H138ZM156 69V70H157ZM164 69V68H163ZM167 69V68H166ZM166 69H164L165 71H166ZM180 69V68H179ZM197 69V68H196ZM200 69V68H199ZM202 69V68H201ZM200 69V70H201ZM202 69V71H206V69L205 70H203ZM214 69V68H213ZM245 69V68H244ZM46 70H48L47 72H45V73H43L44 71H46ZM52 70V69H51ZM67 70V69H66ZM69 70V69H68ZM79 70V69H78ZM87 70V69H86ZM103 70V69H102ZM121 70H125V69H121ZM135 70H136V68H135ZM143 70V69H142ZM141 70V71H142ZM152 70V69H151ZM154 70V69H153ZM161 69H158V71H160ZM164 70L163 71H160L161 73L163 72L164 73ZM169 69H167V71H168ZM172 70V69H171ZM177 69H175V71H174V73L175 72H177L176 71ZM181 70V69H180ZM179 70V71H180ZM187 70H188V67H187ZM187 70H185V71H187ZM198 70V69H197ZM196 70V71H197ZM216 69H214V70H212V71H215ZM222 70H225V73H226V69H222ZM233 70V69H232ZM231 70V71H232ZM237 70H239V69H237ZM64 71V70H63ZM62 71V72H63ZM69 71H74V72H76V70H69ZM79 71H81V70H79ZM88 71H90V70H88ZM108 72H109V70H107ZM128 71V70H127ZM127 71H122V72H124V74L127 72ZM131 70H129L128 72H127V74L130 72ZM139 71V70H138ZM178 71V72H179ZM182 71V70H181ZM190 71H188V73L190 72ZM217 72L219 71V69H217L216 70ZM228 71H229V68H228ZM236 70H234V71H232L233 72V75H235L234 74V72H235ZM244 71V70H243ZM68 71H66L65 73L66 74H68L67 73ZM83 72V71H82ZM86 72V71H85ZM91 72V71H90ZM101 72V71H100ZM99 72V73H100ZM122 72H120V73H122ZM132 72V71H131ZM160 72H158V73H160ZM171 72V71H170ZM203 72V73H204ZM207 72V71H206ZM220 72V71H219ZM263 72V71H262ZM42 73L43 74H45V75H42ZM61 73V72H60ZM65 73H63V74H65ZM81 73V72H80ZM87 73H89V72H87ZM93 73H95V70H94V72ZM96 73H97V71H96ZM98 73V74H99ZM102 73H104V71L102 72ZM106 73V72H105ZM105 73H104V76H105ZM110 73V72H109ZM108 73V74H109ZM133 73H135V72H133ZM141 73V72H140ZM142 73H144V71H142ZM155 73V72H154ZM167 73V72H166ZM172 73H173V71H172ZM185 73V72H184ZM198 73V72H197ZM197 73H195L194 72V74H197ZM202 73V74H203ZM216 72H214V74H215ZM235 73H237V71L235 72ZM240 73V72H239ZM242 73V72H241ZM65 74V75H66ZM71 74H73L72 72H70V76H71ZM83 74H84V72H83ZM108 74H107V76H108ZM124 74H122V75H117V74H115V73H112V74H110L109 75V77H107L106 76V78H109V79H106L107 81H109V80H111L110 82H115V80H116V82L118 81V82H120V85L122 84V83H126L125 85H126V88L128 87V86H130V84L132 85L133 83L135 84L136 82H139L138 80H140L141 79V81L143 82L144 80L142 79V77H143V74H142V76H141V74L140 75H136V76H133V77H123V75ZM126 74V75H127ZM149 74V73H148ZM147 74V75H148ZM153 74V73H152ZM152 74H150V75H152ZM171 74V73H170ZM178 74V73H177ZM186 74H187V72H186ZM185 74V75H186ZM192 74H193V72H192ZM202 74H200V71H199V75H202ZM209 74V73H208ZM208 74H206V76L208 75ZM212 74V73H211ZM218 75H220L219 73H217ZM217 74H216V79H219V78H217ZM221 74H223V72L221 73ZM238 74V73H237ZM245 74H247V73H245ZM264 74V73H263ZM262 74V75H263ZM69 75V74H68ZM86 75H88V74H86ZM85 75V76H86ZM96 75V74H95ZM111 75H112V77H115L116 76V78H111ZM125 75V76H126ZM132 75V74H131ZM145 75V74H144ZM147 75H145V77H146V80H147ZM160 75V74H159ZM159 75H157V77L159 78ZM162 75V74H161ZM164 75V74H163ZM198 75V74H197ZM225 75V74H224ZM230 75H231V72H230ZM229 75V76H230ZM248 75V74H247ZM258 75V74H257ZM4 76H9V78H7L8 80H5V78L3 79V77ZM45 76V77H44ZM58 76H59V74H58ZM57 76V77H58ZM61 76V75H60ZM76 76V75H75ZM83 76V75H82ZM81 76V77H82ZM100 76H101V73H100ZM100 76L98 75V77L100 78ZM166 76H167V74H166ZM173 76H175V75H172V77ZM186 76H188V75H186ZM194 76V75H193ZM193 76H192V78H193ZM196 76V75H195ZM205 76V75H204ZM210 76V75H209ZM213 77H214V75H212ZM226 76V75H225ZM225 76H224V78H225ZM232 76V75H231ZM237 76V75H236ZM235 76V77H236ZM240 76V75H239ZM242 76H243V73H242ZM55 77V76H54ZM66 77V76H65ZM68 77V76H67ZM87 77H89V76H87ZM97 77V76H96ZM149 77H151V76H149ZM155 77H156V74H155ZM168 77L170 78L171 76L169 75V72H168ZM168 77H167V79H168ZM197 77V76H196ZM196 77H194V78H196ZM200 77V76H199ZM211 77V76H210ZM228 77V76H227ZM234 77V78H235ZM80 78V77H79ZM95 78V77H94ZM102 78H103V76H102ZM105 78V77H104ZM144 78V77H143ZM157 78V79H158ZM183 78V77H182ZM185 78V77H184ZM184 78H183V80H184ZM190 78V77H189ZM202 78H204V77H202ZM212 78V77H211ZM221 78H223V77H221ZM247 78V77H246ZM259 78V77H258ZM262 78V77H261ZM44 79H46L45 81H46V85H45V81H43ZM52 79H53V77H52ZM57 79V78H56ZM55 79V80H56ZM72 79V78H71ZM83 79V78H82ZM86 79V78H85ZM88 79V78H87ZM113 79V80H112ZM149 79V78H148ZM162 81L164 80L163 79V77L162 78H160ZM160 79H159V81H160ZM167 79H165V80H167ZM171 79V78H170ZM174 79V78H173ZM191 79V78H190ZM215 79V80H216ZM228 79V78H227ZM230 79V81H231V78H229ZM229 79H228V81H229ZM237 79H240V78H237ZM242 79V78H241ZM241 79L239 80V81H241ZM244 79V78H243ZM5 80V81H4ZM54 80V79H53ZM52 80V81H53ZM76 80H77V76H76ZM89 80V79H88ZM100 80H102L101 78H100ZM105 80V81H106ZM146 80H145V82L144 83H146L147 84V82H146ZM152 81L151 82H153V79H151ZM164 80V82H166ZM172 80V79H171ZM198 80V79H197ZM201 80V79H200ZM209 80H211V79H209ZM214 80V79H213ZM212 80V81H213ZM233 80V79H232ZM235 80H236V78H235ZM248 80H249V78H248ZM7 81V82H6ZM42 81H43V84L45 85V87H44V85H43V87H42ZM51 81V80H50ZM49 81V82H50ZM60 81V80H59ZM63 81H65V80H63ZM72 81V80H71ZM91 81H92V78H91ZM106 81V82H107ZM121 81H124V82H121ZM141 81H140V83H141ZM149 83H150V81L149 80H147ZM156 82H157V80H155ZM175 81H177V80H175ZM174 81V82H175ZM190 81V80H189ZM193 81V80H192ZM201 81H203V79L201 80ZM221 81H223V80H221ZM227 81V80H226ZM234 81V80H233ZM238 80H237V82H239ZM4 82H6V83H4ZM56 82V81H55ZM60 82H62V81H60ZM67 82V81H66ZM69 82H70V80H69ZM69 82H67V83H69ZM73 82V81H72ZM86 82V81H85ZM88 82V81H87ZM95 82V81H94ZM98 82V81H97ZM102 82H104V81H102ZM174 82L172 81V83L174 84ZM187 83H188V85H189V83L190 82H188V81H186ZM186 82H184L185 84H186ZM194 82V81H193ZM205 82H207V79H206V81ZM210 82V81H209ZM208 82V85L210 84ZM214 82H216V81H214ZM213 82V83H214ZM219 82V81H218ZM232 82V81H231ZM235 82V81H234ZM233 82V83H234ZM237 82H235L236 84H237ZM241 82H243V81H241ZM240 82V83H241ZM244 82H245V80H244ZM243 82V83H244ZM50 83H52V82H50ZM49 83V84H50ZM63 83V82H62ZM65 83V82H64ZM75 83V82H74ZM82 83V82H81ZM93 83V82H92ZM101 82H98V83H94L95 85L96 84H100ZM129 83V85H127ZM154 83V82H153ZM159 83H161V81L159 82ZM178 83V82H177ZM196 82H194V84H195ZM198 83V82H197ZM202 83H204V82H202ZM227 83V82H226ZM246 83H247V81H246ZM7 84V85H8ZM21 84H23V85H21ZM73 84V83H72ZM86 84V83H85ZM89 85H90V83H88ZM93 84V85H94ZM102 84V83H101ZM105 84V83H104ZM104 84H102V86L104 85ZM109 84H111V83H109ZM113 84V83H112ZM112 84H111V86H112ZM115 84V83H114ZM117 84V83H116ZM133 84V85H134ZM137 84V83H136ZM145 84V85H146ZM162 84V83H161ZM169 84H170V82H169ZM193 84V83H192ZM199 84H201V82L199 83ZM205 84V83H204ZM221 84L223 85V83L221 82V83H218V85H220L221 86ZM225 84V83H224ZM228 84V83H227ZM229 84H231V83H229ZM228 84V85H229ZM248 84V83H247ZM246 84V85H247ZM251 84V83H250ZM249 84V85H250ZM10 85H8L10 88L12 87V86H10ZM33 85V86H32ZM54 85H57V84H54ZM61 85V84H60ZM65 85L67 86V84L65 83ZM69 85V88H67V90H69V89H71V87H70V85L71 84H68ZM94 85V86H95ZM107 85H108V83H107ZM125 85H124V87H125ZM142 85H144V84H142ZM153 85V84H152ZM164 85H165V83H164ZM177 85V84H176ZM198 85V84H197ZM205 85H207V84H205ZM215 85V84H214ZM228 85H223L224 86V88H226L227 89V87L226 86H228ZM238 85V84H237ZM8 86H7V89H9L8 88ZM24 86V88H26ZM52 86V85H51ZM58 86V85H57ZM75 86V85H74ZM77 86V85H76ZM80 86V85H79ZM83 86H84V84H83ZM90 86H92V85H90ZM90 86H88V87H90ZM101 86V87H102ZM106 85H104V87H105ZM115 86V85H114ZM122 86V85H121ZM148 86V85H147ZM158 86H160L159 84H158ZM184 86V85H183ZM186 86V85H185ZM184 86V87H185ZM193 86V85H192ZM229 86H231L232 87V85H229ZM233 86H235L236 87V85L234 84ZM244 86V85H243ZM254 86V85H253ZM15 87H14V90H15ZM63 87H64V85H63ZM62 87V88H63ZM68 87V86H67ZM87 87V85H85L84 87H79L80 89L79 90H81L80 91V94L81 95H79V96H83V98H84V94H82V92H85V93H87L88 91V88ZM100 87V86H99ZM103 87V88H104ZM109 88H110V86H108ZM108 87H106L105 88V90L107 91L109 88ZM151 87V86H150ZM172 87H174V86H172ZM182 87V86H181ZM183 87V88H184ZM189 87V86H188ZM188 87H186V90H187V88ZM196 87V88H195ZM199 87H200V85H199ZM199 87L198 86H194V89H199ZM203 87V88H202ZM204 87L205 88H207L206 86H203V84H202V86H201V89H202V91H200V89H199V91H200V93H197L198 91L197 90H194V92L195 91H197V92H195V93H197V94H195V93H193V91L191 92V94H190V92H189V96H191L192 94H194V95H196V98H195V96L193 97V96H191V98L189 97V96H187L188 98L185 100L184 99V95H183V99L184 100H182L183 102L182 103H180V104H182L181 106H183L180 110L179 109H177V111L175 110L176 108V106H174L173 107V103L175 102H173L172 104H170V106H169V103L168 104H165V105H168L169 106V108H171V107H173V108H175L174 110V112L176 113V115H178V116H176V115H174L175 117H173V115L172 114H174V113H172L171 111L172 110H170L169 112L171 113H167L166 111L168 110V107L166 106V108H167V110L166 111H164V112H166L167 114V116L162 112V110L160 111H158V112H162V114H159V115H157V114H155V115H157L156 116V118H154L155 120L153 121V120H149L150 122H151V124H150V126H152V129H154L153 127H155L156 128V126H157V128L159 129V128H161L162 127V129H163V127H164V124H165V126L166 125H168L169 124V120H172V117L173 118H175V119H177V118H179V121L178 120H176V123H177V121H178V125H179V123H181V125H180V127H184V125H185V127H186V121H184V120H186V119H194L195 118V114H197L199 117H197L196 119H198V118H200V116L202 117L206 112H207V105H206V109L205 108H203V104L201 103V101H200V99L201 100H203L199 95L200 94H204ZM210 87H212V86H210ZM240 87H242V85L240 86ZM240 87L239 86H237L236 88H239L240 89ZM23 88V89H24ZM47 88H49V85L47 86ZM46 88V89H47ZM61 88V87H60ZM74 88V87H73ZM76 88H78V87H76ZM83 88V89H82ZM91 88V87H90ZM113 88H115V87H113ZM130 88H131V86H130ZM135 88H137V86L135 87ZM140 88V87H139ZM138 88V89H139ZM142 88V87H141ZM193 88V87H192ZM209 88V87H208ZM218 88V87H217ZM220 88H223L222 86L220 87ZM223 88V89H224ZM233 88V87H232ZM235 88V89H236ZM247 88V87H246ZM257 88V87H256ZM256 88H253V90H252V92L254 91V89H256ZM13 88H11V90H12ZM21 89H18L19 91H21V94L22 93H27V89H29V88H27V89H25V91H23V90H21ZM31 89H33V88H31ZM46 89H45V91H46ZM51 89V88H50ZM50 89H48L49 90V92H50ZM53 89V88H52ZM84 89H86V90H84ZM94 89H95V87H94ZM98 88H96V90H97ZM112 89V88H111ZM122 89V88H121ZM124 89V88H123ZM144 89H146V88H144ZM149 89H153V88H149ZM155 89H157V88H155ZM159 89H160V87H159ZM158 89V92L161 90H159ZM214 89V88H213ZM225 89V90H226ZM230 89V88H229ZM228 89V90H229ZM235 89H233V90H235ZM243 89V88H242ZM6 90V89H5ZM44 90V89H43ZM42 90V91H43ZM64 90H66V89H64ZM74 90V89H73ZM92 90H93V88H92ZM91 90V91H92ZM96 90H94V91H96ZM102 90V88L100 89V91ZM110 90V89H109ZM113 90V89H112ZM116 91H118L117 90V87H116V89H115ZM115 90H113V91H115ZM126 90V89H125ZM127 90H129L128 88H127ZM126 90V91H127ZM133 90V89H132ZM142 90V89H141ZM163 90V89H162ZM161 90V91H162ZM170 90V89H169ZM174 90V89H173ZM177 90V89H176ZM175 90V91H176ZM183 90H185V88L183 89ZM186 90H185V92H186ZM190 90V89H189ZM188 90V91H189ZM208 89H205V92L207 91ZM216 90V89H215ZM218 90V89H217ZM216 90V91H217ZM9 90H7V91H5V93L6 92H8ZM15 91H17V90H15ZM35 91H37V90H35ZM44 91V92H45ZM55 91H56V89H55ZM71 91V90H70ZM93 91V92H94ZM106 91H104L103 90V92L105 93ZM115 91V92H116ZM121 91V90H120ZM149 91V90H148ZM154 91V93H155V91L156 90H153ZM180 91H182V90H180ZM208 91H210V88H209V90ZM212 91V90H211ZM224 91V90H223ZM227 91V90H226ZM236 91V90H235ZM239 91V90H238ZM249 91V90H248ZM29 92V91H28ZM40 92V91H39ZM48 92V91H47ZM46 92V93H47ZM52 92V91H51ZM73 92H77L78 93V91H73ZM108 92V91H107ZM111 92V93H110ZM110 92H109V94H112V91L110 90ZM119 92V91H118ZM122 92V91H121ZM128 92V91H127ZM134 92V91H133ZM132 92V94H134ZM135 92L136 93H139L140 91H136L135 90ZM157 92V91H156ZM169 92V91H168ZM174 92V91H173ZM202 92V93H201ZM220 92H222V91H220ZM228 92V91H227ZM226 92V93H227ZM237 92V91H236ZM244 92V91H243ZM257 92H258V90H257ZM1 93H4V90H3V92L1 91L0 92V95H1ZM4 93V94H5ZM9 93V92H8ZM8 93H6V94H8ZM10 93H12V95H13V93H16V92H11L10 91ZM10 93L8 94V96H10L11 97V95H10ZM25 93H24V95H25ZM31 93V91L29 92V93H27V94H30ZM33 93V92H32ZM35 93V92H34ZM53 93V92H52ZM55 93V92H54ZM66 93H68V98L69 97H71V93L70 92H68V91H66ZM92 93V92H91ZM95 93V92H94ZM101 92H99V90H98V94L99 95H101L100 94ZM130 93V92H129ZM143 94H144V91L142 92ZM147 93H151V91H149V92H147ZM181 93V92H180ZM187 93V92H186ZM215 93V92H214ZM219 93V92H218ZM217 93V94H218ZM249 93V92H248ZM253 93H255V91L253 92ZM252 93V94H253ZM4 94H2V95H4ZM18 94H19V92H18ZM21 94H20V97H21ZM26 94V95H27ZM39 94H41V93H39ZM38 94V95H39ZM50 94V93H49ZM93 94V93H92ZM96 94V96H97V92L95 93ZM103 94V93H102ZM105 94H107V93H105ZM125 94V92L123 93V95ZM131 94V93H130ZM141 94V93H140ZM139 94V95H140ZM160 94V93H159ZM179 94V93H178ZM206 94V93H205ZM211 93H209V95H210ZM223 94V93H222ZM229 94V93H228ZM245 94V93H244ZM250 94H251V92H250ZM256 94V93H255ZM36 94H34V96H35ZM38 95H36V96H38ZM43 95H46V94H43ZM42 95V96H43ZM53 94H50V97L52 96ZM64 94H62V96H63ZM67 95V94H66ZM70 95V96H69ZM76 95V94H75ZM90 95V94H89ZM108 95V94H107ZM114 95H115V93H114ZM118 95V94H117ZM122 95V93L120 94V96ZM126 95V94H125ZM129 95V94H128ZM149 96H150V99H152L151 98V96L154 98V94H148ZM154 95V96H153ZM164 95H167V93H165ZM169 95H171V93L169 94ZM174 95V94H173ZM173 95H171V96H173ZM181 95V94H180ZM208 97H210L208 94H206ZM206 95H204V96H206ZM214 95V94H213ZM212 95V96H213ZM224 95V98H225V94H223ZM232 95H234L233 94V92H232V94H231V96ZM240 95H242V94H240ZM239 95V96H240ZM254 95V94H253ZM264 95V94H263ZM29 96V95H28ZM27 96V97H28ZM32 96H33V94H32ZM33 96V97H34ZM57 95H53L52 97H56ZM60 96V95H59ZM74 95H72V97H73ZM78 95L77 96H74L75 98L76 97H79ZM113 95H111V97H112ZM119 96V97H120ZM131 96V95H130ZM129 96V97H130ZM136 96V97H135ZM135 96H132L133 98H129V97H127L126 99L125 98H123L122 97V99L124 100L125 99V101H127L126 103H128L127 105H126V103L124 102V101H122L121 103H125L124 104V109L126 110V111H128V109L130 110L131 109V107L132 108H134V109H131V111L133 110V111H135V112H138V114H139V111H136L135 109H137L138 107H136V106H138V104H136L135 102V98H137V96L138 95H135ZM142 96V95H141ZM158 96V95H157ZM162 95H159L158 97L160 98ZM168 96V95H167ZM176 96V95H175ZM198 96V97H197ZM202 96V95H201ZM218 96V95H217ZM220 96H221V94H220ZM228 96H230V95H228ZM259 96V95H258ZM260 96H262V95H260ZM2 97V96H1ZM0 97V98H1ZM18 97V96H17ZM24 97H26V96H24ZM41 96H39L38 98H40ZM61 97V96H60ZM60 97H56V99H58L59 100V98ZM64 97H66L65 95H64ZM91 97V96H90ZM94 97V96H93ZM98 97H100V96H98ZM103 97V96H102ZM117 97V96H116ZM124 97H126V96H124ZM139 97V96H138ZM144 97L146 98V97H148V96H145L144 95ZM157 97V98H158ZM164 97V96H163ZM200 97V98H199ZM208 97H205V99H207ZM254 97H257V96H254ZM4 98H6V100H7V98H9V97H4ZM13 99H14V97H12ZM11 98V100H13ZM46 98V97H45ZM80 98V97H79ZM97 98V97H96ZM101 98V97H100ZM108 98V97H107ZM106 98V99H107ZM110 98V97H109ZM115 98V97H114ZM143 98V97H142ZM144 98V99H145ZM162 98V97H161ZM166 98V97H165ZM168 98V97H167ZM178 98V97H177ZM189 98H190V100L192 101V103H191V101H190V103H189V108H187L188 110L190 109V107H191V105L190 104H196V105H194V106H197L198 105V101H195V100H197V98H198V100H199V104H200V106L198 105V107H194L193 105V107H194V109L196 108V112L193 114L194 115V117L193 118H191L190 117V115L192 114L191 113V111H188V110H186L185 109V107L186 106H184V105H187L188 106V102H186L185 103V101H187V100H189ZM204 98V97H203ZM211 98H213V97H211ZM221 98V97H220ZM232 98V97H231ZM237 98H238V96H237ZM251 98H253V96L251 97ZM257 98H259V97H257ZM256 98V99H257ZM262 98H264V97H262ZM3 99V98H2ZM21 99V98H20ZM23 99V98H22ZM29 99H31V100H33V102L35 101L32 97L31 98H29ZM28 99V100H29ZM36 100H37V98H35ZM43 99V98H42ZM47 99H48V101L50 100H53V99H50V98H48L47 97ZM60 99H62V98H60ZM71 99V98H70ZM87 99V98H86ZM95 99V98H94ZM105 99V98H104ZM111 99V98H110ZM109 99V100H110ZM113 99V98H112ZM111 99V100H112ZM120 99V100H119ZM115 98V100H116V102L118 101L119 103H120V101L122 100L121 99V97L120 98ZM133 101H135V102H133ZM135 99V100H134ZM138 99V98H137ZM147 99V98H146ZM170 99H172V98H170ZM169 99V100H170ZM218 99H219V97H218ZM221 99H223V96H222V98ZM227 99V98H226ZM254 99V98H253ZM9 100V99H8ZM10 100V101H11ZM19 100V99H18ZM27 100V99H26ZM26 100H24L25 102H26ZM30 100V101H31ZM55 100V99H54ZM57 100V101H58ZM62 100H66L67 101V99H62ZM79 100V99H78ZM77 100V101H78ZM81 100H82V98H81ZM91 100V99H90ZM103 100V99H102ZM109 100H107L108 101V103L109 104H113V103H110L109 102ZM141 100V99H140ZM155 100H157V99H155ZM166 100V99H165ZM174 100H176L175 99V97H174ZM178 101H180L181 99H177ZM208 100V99H207ZM207 100H205L206 102H207ZM210 100V99H209ZM208 100V101H209ZM225 100V99H224ZM229 100H230V98H229ZM259 102H260V98L259 99H257ZM2 101V100H1ZM1 101H0V103H1ZM16 101V100H15ZM23 101V100H22ZM23 101V102H24ZM30 101H28V103L27 104H29V102ZM45 101V100H44ZM47 101V100H46ZM60 101V100H59ZM76 100L74 101V103L75 102H77ZM84 101H85V99H84ZM93 101H95V100H93ZM92 101V102H93ZM98 101L99 100H97V102L96 103H98ZM150 101V100H149ZM167 101V100H166ZM165 101V102H166ZM172 101H173V99H172ZM177 101V102H178ZM196 102V103H193V102ZM204 101V100H203ZM214 101V100H213ZM212 101V102H213ZM216 101V100H215ZM215 101L213 102L214 104H215ZM249 101V100H248ZM252 101V100H251ZM250 101V102H251ZM258 101L256 102V104L258 103ZM3 102V101H2ZM14 102V101H13ZM22 102V103H23ZM24 102V104H26ZM32 102V101H31ZM40 102H43L42 100L40 101ZM52 102V101H51ZM50 102V104H52ZM53 102H55V101H53ZM61 102H63V101H60V103ZM71 102H73V101H71ZM103 102V101H102ZM106 102V101H105ZM113 102V101H112ZM132 102L136 105H134V107H133V105H132ZM140 102H142V101H140ZM143 102H145V101H143ZM146 102H148V100L146 101ZM152 102V101H151ZM155 102H157V101H155ZM158 102H160V101H158ZM162 102V101H161ZM217 102V101H216ZM222 102V101H221ZM263 102V101H262ZM4 103V102H3ZM18 103H20V102H18ZM18 103H17V105H18ZM21 103V104H22ZM36 102H34V104H35ZM45 103V102H44ZM42 104V106H44L45 107V105L47 104V102H46V104ZM59 103V102H58ZM59 103V104H60ZM67 103H68V101H67ZM70 103V102H69ZM86 103H87V101H86ZM88 103L89 104H86V106H89L90 105V102L88 101ZM153 103H154V101H153ZM185 103V104H184ZM204 103V102H203ZM223 103V102H222ZM226 103H228L227 101H226ZM233 103V102H232ZM240 103V102H239ZM244 103V102H243ZM247 103V106H248V104L249 105H251V107H252V105L254 104V105H256L255 104V101L253 102V104H252V102H251V104L250 103H248V102H246ZM5 104V103H4ZM20 104V105H21ZM33 104V105H34ZM37 104H38V102H37ZM62 105H63V103H61ZM65 104V103H64ZM71 104V103H70ZM73 104V103H72ZM76 104V103H75ZM77 104H80L79 102L77 103ZM82 104V103H81ZM101 104V103H100ZM114 104H116V103H114ZM123 104L121 105V106H123ZM129 104H130V106H129ZM154 104H156V103H154ZM179 103H178V105H180ZM203 106H202V105ZM205 104V103H204ZM208 105H209V103H207ZM235 104V103H234ZM264 104V103H263ZM13 105H15L14 103H13ZM16 105V106H17ZM19 105V106H20ZM23 105V104H22ZM32 105V104H31ZM57 105V107L58 106H61V105H58V104H56ZM67 105H69V104H67ZM74 105V104H73ZM83 105V104H82ZM85 105V104H84ZM105 105V104H104ZM125 105L128 107H130V108H127V107H125ZM145 105V104H144ZM144 105H142V106H144ZM151 105V104H150ZM157 105V104H156ZM161 105V104H160ZM164 105V104H163ZM163 105H161V106H163ZM172 105V106H171ZM175 105V104H174ZM176 105H177V103H176ZM212 105V104H211ZM216 108H218V104L216 103ZM226 104H224V106H225ZM230 105V104H229ZM259 104H257V106H258ZM6 106V105H5ZM5 106H4V108H5ZM12 106V105H11ZM47 106V105H46ZM71 106V105H70ZM92 106V105H91ZM99 106V105H98ZM106 107H108V105L106 104L105 105ZM140 106V105H139ZM153 106V105H152ZM151 106V107H152ZM160 106V107H161ZM215 106V105H214ZM221 106V105H220ZM232 106V105H231ZM238 106H240V105H238ZM243 106V105H242ZM256 106V107H257ZM13 107H15V106H13ZM12 107V108H13ZM23 107V106H22ZM27 107H29V106H27L26 105V108ZM33 107V106H32ZM41 107V106H40ZM43 107V109H45ZM57 107H56V109H57ZM65 107V106H64ZM85 107V106H84ZM101 107H102V104H101ZM141 107V106H140ZM145 107H146V105H145ZM145 107L144 108H142L143 110L145 109ZM165 107V106H164ZM163 107V108H164ZM177 107H180V106H177ZM209 107V106H208ZM227 107V106H226ZM234 108H236L235 106H233ZM254 107V106H253ZM259 107H261L262 108V106H261V103H260V106ZM17 108H18V106H17ZM20 108V107H19ZM18 108V109H19ZM25 108V107H24ZM25 108V109H26ZM31 108V107H30ZM36 108H37V105H36ZM42 108V107H41ZM52 108H54V110L56 111V112H59L58 114H60V110H62L63 112H64V110L65 109H67V108H62V109H60V110H56L55 109V107L53 106ZM51 108V106L49 107V109L51 110L52 109ZM114 108V107H113ZM122 108V109H123ZM148 108V107H147ZM153 108H156V107H153ZM152 108V109H153ZM165 108V109H166ZM210 108V107H209ZM215 107H213V109H214ZM216 108L214 109L215 111H217V112H215V113H218V110H216ZM221 108V107H220ZM224 108L225 107H223V108H221L222 110H224ZM245 108V107H244ZM260 108V109H261ZM9 109V108H8ZM14 109V108H13ZM21 109V108H20ZM48 109V110H49ZM64 109V110H63ZM73 109V108H72ZM84 109V108H83ZM82 109V110H83ZM87 110H88V108H86ZM101 109V108H100ZM102 109H104V107L102 108ZM108 109V108H107ZM110 109H112V108H110ZM117 109H119V108H117ZM149 109V108H148ZM159 109V106L157 107V109H154V110H158ZM184 109H185V111L187 112H184ZM191 109H193L192 107H191ZM206 110V112H205V110ZM211 109V108H210ZM209 109V110H210ZM240 109H242L243 110V108H239V110ZM253 109H255V107L253 108ZM256 109H258V107L256 108ZM260 109H258V110H260ZM4 110V109H3ZM10 110H11V107H10ZM10 110L8 111L9 113H10ZM26 110H28V109H26ZM50 110H49V112H50ZM53 110V109H52ZM81 110V109H80ZM86 110V111H87ZM105 110H106V108H105ZM137 110H139V109H137ZM141 110V109H140ZM150 110V109H149ZM148 110V111H149ZM164 110V109H163ZM212 110V109H211ZM230 110H232V109H230ZM234 110V109H233ZM232 110V111H233ZM249 110V109H248ZM247 110V111H248ZM2 111V110H1ZM1 111H0V113H1ZM17 111V110H16ZM19 111V110H18ZM24 112H25V110H23ZM22 111V112H23ZM35 111V110H34ZM42 112H44V111H47V109H45L44 111L43 110H41ZM54 111V112H55ZM71 111H73V110H71ZM71 111L69 110L68 112L72 115V113H71ZM107 111H110V110H107ZM116 111V110H115ZM147 111V110H146ZM147 111V112H148ZM184 113H183V112ZM228 111V110H227ZM226 111V112H227ZM235 111V110H234ZM241 111V110H240ZM255 111V110H254ZM257 111V110H256ZM264 111V110H263ZM27 112V111H26ZM30 112H32V111H30ZM51 112H53V111H51ZM62 112V113H63ZM65 112H67V111H65ZM76 112H78L77 110H76ZM75 112V113H76ZM88 112V111H87ZM117 112V111H116ZM116 112H114V113H116ZM121 112V111H120ZM119 112V113H120ZM140 112H143V111H140ZM152 112V111H151ZM150 112V113H151ZM156 112V111H155ZM154 112V113H155ZM205 112V113H204ZM225 112V111H224ZM223 112V113H224ZM230 112V111H229ZM239 112V111H238ZM246 112V111H245ZM249 112V111H248ZM3 113V112H2ZM13 113H14V110H13ZM13 113L11 114L12 116H14L13 115ZM28 113V112H27ZM33 113V112H32ZM75 113H73L74 115H75V117H76V114ZM89 113V112H88ZM87 113V114H88ZM106 113V112H105ZM108 113V112H107ZM121 113H124L123 111L121 112ZM127 113V112H126ZM128 113L130 114V116H132V117H130L129 115V119H130V123H131V126L130 127H133V126H136V127H134V128H137V126L139 127V128H141L142 127V129L143 128H145V127H147L149 124H147V123H149L148 121H147V123H143V122H146L144 119L143 120H140L139 121V118H140V116H138V114L136 113H134L133 112V115L128 111ZM208 113H209V111H208ZM220 113H221V111H220ZM240 113V114H239ZM238 114H239V117L241 116V112H239ZM256 113V112H255ZM261 113V112H260ZM8 114V113H7ZM15 114V113H14ZM20 114V113H19ZM23 114H25V113H23ZM29 114V113H28ZM39 114V113H38ZM45 114H47V118H48V115L49 116H51L50 117V119L53 117L52 115H50V114H48V113H45ZM64 114H66V116H67V118H68V115H67V113H64ZM69 114V115H70ZM99 114V113H98ZM110 114H111V112H110ZM110 114L108 113V115L110 116ZM141 114H144V113H141ZM147 113L145 112V115H146ZM149 114V113H148ZM152 115H153V112L151 113ZM151 114H150V116H151ZM211 114V113H210ZM231 114V113H230ZM235 114V113H234ZM249 114V113H248ZM262 114V113H261ZM10 115V114H9ZM16 115V114H15ZM18 115V114H17ZM36 116H38L37 114H35ZM40 115V114H39ZM56 115V113L54 114V116ZM74 115H72L73 117H74ZM92 115V114H91ZM144 115V116H145ZM170 115H172V116H170ZM212 115H213V113H212ZM216 115V114H215ZM225 115V114H224ZM247 115V114H246ZM0 116H2V114L0 115ZM6 116V115H5ZM4 116V117H5ZM31 116V115H30ZM90 116V115H89ZM118 116V115H117ZM123 116V115H122ZM121 115H120V117H122ZM125 116H126V114H125ZM143 115H142V118L144 117ZM148 116V115H147ZM189 116V117H188ZM210 116V115H209ZM231 116V115H230ZM235 116V115H234ZM233 116V117H234ZM243 116V115H242ZM253 116V115H252ZM263 116V115H262ZM15 117V116H14ZM13 117V118H14ZM20 117V116H19ZM23 117H25V119L27 120V118H26V116H23ZM34 117V116H33ZM43 118H44V116H42ZM58 117V116H57ZM91 117V116H90ZM146 117V116H145ZM152 117V116H151ZM153 117H155V116H153ZM171 117V118H170ZM177 117V118H176ZM204 117H206V118H208L207 117V115L205 116L204 115ZM216 117V116H215ZM214 117V118H215ZM223 117V116H222ZM233 117H231V118H233ZM239 117H237V118H239ZM257 117V116H256ZM3 118V117H2ZM11 118V117H10ZM22 118V115H21V117L19 118V119H21ZM32 118V117H31ZM37 118V117H36ZM61 118H64V117H62L61 116ZM66 118V117H65ZM71 118V117H70ZM78 118V117H77ZM108 118V117H107ZM126 118V117H125ZM146 118H148V117H146ZM150 118V117H149ZM148 118V119H149ZM206 118H204V120L206 119ZM210 118V117H209ZM231 118H228V119H231ZM235 118H236V116H235ZM236 118V119H237ZM241 118V117H240ZM250 118H251V116H250ZM258 118V117H257ZM264 118V117H263ZM6 119V118H5ZM9 119V118H8ZM30 119V118H29ZM38 119V118H37ZM45 119V118H44ZM49 119V120H50ZM54 119V118H53ZM59 119V118H58ZM58 119H56V116H55V121H56V123L58 122ZM69 119V118H68ZM74 120H75V118H73ZM72 119V120H73ZM81 119V118H80ZM115 119H116V117H115ZM129 119H127V120H125V121H128ZM152 119V118H151ZM174 119V120H175ZM202 119V121H204L203 120V118H201ZM211 119H213V118H211ZM216 119V118H215ZM242 119V118H241ZM240 119V120H241ZM244 119V118H243ZM246 119V118H245ZM249 119V118H248ZM258 119H260V118H258ZM2 119L0 118V121H1ZM7 120V119H6ZM5 120V121H6ZM10 120H12V119H10ZM9 120V121H10ZM18 120V119H17ZM24 120V119H23ZM52 120V119H51ZM54 120H52V122H54L55 123V121ZM61 120V119H60ZM64 120V119H63ZM98 120V119H97ZM103 120V119H102ZM108 120V119H107ZM121 120V119H120ZM173 120V121H174ZM181 120L182 121H184V122H181ZM189 120H187L188 122H189ZM209 120V119H208ZM235 120V119H234ZM239 120V119H238ZM239 120V121H240ZM250 120V119H249ZM253 120V119H252ZM65 121H66V119H65ZM64 121V122H65ZM77 121H79V119L77 120ZM82 121V120H81ZM80 121V122H81ZM96 121V120H95ZM116 121V120H115ZM123 121V120H122ZM133 121H134V124H133ZM192 121V120H191ZM194 121V120H193ZM198 121H201V120H198ZM213 121H214V119H213ZM224 122H226L225 120H223ZM237 121V120H236ZM243 121H245V122H247L246 120H243ZM24 122V121H23ZM26 122V121H25ZM32 122V121H31ZM40 122V121H39ZM83 122V121H82ZM90 122V121H89ZM104 122V121H103ZM110 122V121H109ZM119 122V121H118ZM121 122V121H120ZM154 122V123H153ZM166 122H168V124L166 123ZM172 122V121H171ZM175 122V121H174ZM187 122V123H188ZM215 122V121H214ZM241 123H243L242 121H240ZM239 122V123H240ZM253 122H255L254 120H253ZM5 124H6V122H4ZM8 123V122H7ZM12 123V122H11ZM18 123H20L19 122V120H18ZM22 123V122H21ZM33 123H34V121H33ZM47 123V122H46ZM49 123H50V121H49ZM48 123V124H49ZM59 123H60V121H59ZM73 123V122H72ZM78 124H79V122H77ZM95 123V122H94ZM100 123V122H99ZM116 123V122H115ZM123 123H124V121H123ZM141 123H143L144 124V127H143V124H141ZM183 123H184V125H183ZM191 123V122H190ZM193 123H197V122H193ZM201 123V122H200ZM208 123V122H207ZM249 123H251V121L249 122ZM4 124V125H5ZM10 124V123H9ZM13 124H15L14 122H13ZM23 124V123H22ZM38 124V123H37ZM52 124V123H51ZM68 124V123H67ZM67 124H66V126H67ZM81 124V123H80ZM82 124H84V123H82ZM136 124V125H135ZM145 124H147L146 126H145ZM171 124V123H170ZM173 124V123H172ZM189 124V123H188ZM198 124H199V122H198ZM201 124H203V123H201ZM209 124H211V123H209ZM217 124H219V126H220V121H219V123L217 122ZM233 124H234V121H233ZM232 124V125H233ZM236 124V123H235ZM260 124V123H259ZM263 124V123H262ZM3 125V124H2ZM19 125V124H18ZM18 125H16V126H18ZM25 125V124H24ZM41 125V124H40ZM59 125V124H58ZM69 125V124H68ZM73 125V124H72ZM77 125V124H76ZM119 125V124H118ZM122 125V124H121ZM124 125H126V124H124ZM130 125V124H129ZM128 125V126H129ZM176 126H177V124H175ZM195 125H197V124H195ZM213 125V124H212ZM225 125V124H224ZM230 125V124H229ZM229 125H227L228 127H229ZM232 125H230V126H232ZM23 126V125H22ZM27 126V125H26ZM26 126H24V127H26ZM31 126V125H30ZM51 126V125H50ZM49 125H48V127H50ZM53 126V125H52ZM56 126H57V124H56ZM60 126H62V125H60ZM65 126V125H64ZM78 126V125H77ZM81 126H83V125H80L79 127H81ZM86 126V124L84 125V127ZM88 126V125H87ZM89 126L90 127H92V125L89 123ZM123 126V125H122ZM150 126L148 127V129L150 128ZM161 126V127H160ZM170 126V125H169ZM176 126L174 127V128H176ZM205 126H207V125H205ZM205 126H203V127H205ZM215 125H213V127H214ZM226 126V125H225ZM234 126V125H233ZM233 126H232V128H233ZM241 126H242V124H241ZM241 126L239 127V128H241ZM247 126V125H246ZM248 126H250L249 124H248ZM253 126V125H252ZM252 126H250V127H252ZM258 126V125H257ZM259 126H261V125H259ZM3 127H5V126H3ZM8 127H10V126H8ZM13 127V126H12ZM12 127H10V128H12ZM29 127V126H28ZM47 127V128H48ZM58 127V126H57ZM57 127H56V129H57ZM63 127V126H62ZM79 127H78V129H79ZM124 128L123 129H125V126H123ZM129 127V128H130ZM168 127V126H167ZM179 127V126H178ZM194 127L195 126H193V128H190V126H189V128L190 129H193L194 130ZM198 127V126H197ZM196 127V128H197ZM1 128V127H0ZM20 128H21V125H20ZM53 128H54V126H53ZM59 129H62V128H60V127H58ZM70 128V127H69ZM72 128V127H71ZM81 128H83V127H81ZM89 128V127H88ZM109 128V127H108ZM107 128V129H108ZM122 128V127H121ZM169 129H171L170 127H168ZM174 128H173V130H174ZM187 128V127H186ZM219 128H222V126L221 127H219ZM260 128V127H259ZM15 129L17 130V127H15ZM22 129V128H21ZM24 129H26V128H24ZM50 129V128H49ZM74 129H77V128H74ZM84 129V128H83ZM158 129H156V130H158ZM169 129H167V130H169ZM200 129H201V125H200ZM206 129V128H205ZM205 129H202V130H205ZM209 129V128H208ZM216 129V128H215ZM218 129V128H217ZM216 129V130H217ZM225 129V128H224ZM224 129H222V131L224 130ZM245 129H248V128H245ZM2 130V129H1ZM4 130V129H3ZM2 130V131H3ZM27 130V129H26ZM65 130H66V128H65ZM64 130V131H65ZM130 130V129H129ZM135 130V129H134ZM138 130V129H137ZM137 130H135L136 132H137ZM146 131H147V129H145ZM144 130V131H145ZM154 131L153 133H155V132H157V131ZM164 130V129H163ZM165 130H166V127H165ZM172 130V129H171ZM171 130H169V131H171ZM178 130V132L177 133H179V129H177ZM183 130V129H182ZM196 130V129H195ZM195 130H194V132H195ZM198 130V129H197ZM210 130V129H209ZM208 130V131H209ZM216 130H215V132H216ZM229 130H230V128H229ZM233 130V129H232ZM243 130V129H242ZM248 130H250V129H248ZM248 130H246V131H248ZM253 130V129H252ZM262 130V129H261ZM11 131H13L12 129H11ZM15 131V130H14ZM13 131V132H14ZM24 132H25V130H23ZM30 131V130H29ZM28 131V132H29ZM35 131V130H34ZM51 131V130H50ZM50 131H48V132H50ZM111 131V130H110ZM127 131H128V129H127ZM132 131H133V129H132ZM140 131V130H139ZM152 131V130H151ZM151 131H149L148 130V132H151ZM169 131H168V133H169ZM175 131V130H174ZM188 131H189V129H188ZM206 131V130H205ZM213 131H214V129H213ZM218 131H219V129H218ZM226 131V130H225ZM228 131V130H227ZM234 131H235V129H234ZM245 131V130H244ZM5 132V131H4ZM18 132H19V130H18ZM23 132V133H24ZM32 132V131H31ZM35 132H40L41 133V131L39 130V131H35ZM53 132H54V130H53ZM62 133V130L61 131H59V133ZM66 132V131H65ZM64 132V134H62L64 137H65V134H69V133H65ZM75 132H76V130H75ZM78 132V131H77ZM106 132V131H105ZM129 132V131H128ZM141 132V131H140ZM162 132V131H161ZM160 131H159V133H161ZM182 132V131H181ZM197 132V131H196ZM237 132V131H236ZM243 132V131H242ZM250 132V131H249ZM8 133V132H7ZM27 133V132H26ZM43 133H45V132H43ZM43 133H41V134H43ZM47 133V132H46ZM50 133H52V132H50ZM55 133H58V131L57 132H55ZM58 133V135L57 136H59L60 134ZM81 133V134H80ZM79 134L80 135H82V131L80 132ZM95 133V132H94ZM119 133V132H118ZM133 133H135V132H133ZM137 133H139V132H137ZM137 133H135V134H137ZM183 133V132H182ZM186 133V132H185ZM197 133H200V131L199 132H197ZM205 133V132H204ZM209 133V132H208ZM219 133V132H218ZM235 133V132H234ZM233 133V136L235 135ZM238 133V132H237ZM244 133V132H243ZM247 133V132H246ZM252 133V132H251ZM0 134H2L1 136L3 137L4 135H6V134H3L2 132H0ZM10 133H8V135H9ZM28 134H30V136H31V133L29 132ZM53 134V133H52ZM51 134V135H52ZM76 134V133H75ZM107 134V133H106ZM125 134V133H124ZM127 134V133H126ZM129 134H132V132H130ZM142 134H144V132L142 133ZM141 134V135H142ZM151 134V133H150ZM158 134V133H157ZM164 133H162V135H163ZM170 134V133H169ZM174 134V133H173ZM190 134V133H189ZM200 134H202V133H200ZM213 134H215V133H213ZM230 134V133H229ZM238 134H240V133H238ZM249 134V133H248ZM247 134V135H248ZM10 135H12L13 136V133L12 134H10ZM18 135V133L16 134V136ZM33 135H34V132H33ZM46 135H48V134H46ZM56 135V134H55ZM70 135V134H69ZM74 135V134H73ZM109 135V134H108ZM139 135V134H138ZM147 135V134H146ZM192 135V134H191ZM204 135V134H203ZM220 135V134H219ZM218 135V136H219ZM230 135H232V132H231V134ZM245 135V134H244ZM18 136H20V135H18ZM17 136V138L19 139V137ZM22 136V135H21ZM21 136H20V138H21ZM26 136H28V135H25V137ZM36 136V135H35ZM37 136H38V134H37ZM50 136V135H49ZM56 136V137H57ZM67 136V135H66ZM111 136V135H110ZM113 136V135H112ZM116 136V135H115ZM121 136V135H120ZM127 136V135H126ZM129 136V135H128ZM132 136V135H131ZM135 136V135H134ZM167 136H168V134H167ZM171 136V135H170ZM173 137L175 136V134L174 135H172ZM183 136V135H182ZM187 136V135H186ZM195 136V135H194ZM199 136V135H198ZM210 136V135H209ZM215 136V135H214ZM236 136H237V134H236ZM7 137H9V136H7ZM34 136H32V138H33ZM42 137V136H41ZM43 137H45V136H43ZM60 137H62L61 135L59 136V140L60 139H62V138H64V137H62V138H60ZM68 137V136H67ZM76 137H78V136H76ZM75 137V138H76ZM92 137V136H91ZM97 137V136H96ZM102 137H103V135H102ZM105 137V136H104ZM117 137H119V135L117 134ZM116 137V138H117ZM144 137V136H143ZM161 137V136H160ZM178 137V136H177ZM177 137H176V139H177ZM181 137V136H180ZM183 137H185V136H183ZM188 137H190V135L188 136ZM197 137V136H196ZM203 137V136H202ZM220 137V136H219ZM219 137H214L215 139H217V138H219ZM229 135L226 137L227 139H225L224 138V140L226 141L227 140V142H228V140H229V138H231V137H229ZM242 137V136H241ZM3 138H5V137H3ZM9 138H11V136L9 137ZM32 138H30L29 137V139L31 140V141H33L32 140ZM38 139H36V140H39V138L40 137H37ZM50 138V137H49ZM48 138V139H49ZM72 138H73V136H72ZM75 138H73V140L75 139ZM84 139L85 138H87L86 136L85 137H83ZM115 138V137H114ZM122 138H123V136H122ZM165 138H166V136H165ZM170 138V137H169ZM179 138V137H178ZM203 138H206V137H203ZM210 138V137H209ZM211 138H213L212 137V135H211ZM213 138V139H214ZM238 138V137H237ZM236 137H235V139H237ZM240 138V137H239ZM243 138H244V136H243ZM0 139H1V137H0ZM13 139V138H12ZM11 139V140H12ZM52 139H54V141H58V138L56 139V138H52ZM52 139L50 140V142L52 141ZM65 140H69V138H64ZM64 139H62L61 141H64ZM81 139V138H80ZM90 139V138H89ZM98 139V138H97ZM99 139H101V138H99ZM112 139V138H111ZM119 139V138H118ZM135 139V138H134ZM142 139H144V138H142ZM151 139V138H150ZM242 139V138H241ZM241 139H240V141H241ZM4 140V139H3ZM15 140V139H14ZM21 140V139H20ZM26 140L28 141V139L26 138ZM29 140V141H30ZM47 140V138L44 140L45 142H47V143H49L48 141H46ZM83 140V139H82ZM87 140V139H86ZM93 140V139H92ZM113 140H115V139H113ZM121 140V139H120ZM124 140V139H123ZM163 140H164V138H163ZM169 140V139H168ZM167 140V141H168ZM173 140V139H172ZM199 140V139H198ZM197 140V141H198ZM220 140V139H219ZM223 140V139H222ZM231 140H233V139H231ZM258 140V139H257ZM5 141L6 140H4V142L3 143H5ZM40 142H42L41 140H39ZM61 141L60 142H58V143H61ZM76 140H74V141H72L73 142V144H74V142H75ZM77 141H79V139H77ZM84 141V140H83ZM93 141H97L96 139L95 140H93ZM104 142H106L105 141V138H104V140H103ZM102 141V142H103ZM157 141V140H156ZM165 141V140H164ZM166 141V142H167ZM185 141V140H184ZM203 141V140H202ZM239 141V140H238ZM236 142V143H234L235 145L233 146L234 148H230V147H225V146H223L224 145V141L222 142L223 143V145L221 146V148H219L220 147V144H219V142H218V146L217 145H215V144H213L214 146H210V145H212V144H209V146L206 148L207 150H209V148L211 149V150H213V151H207V150H203L204 151V153L207 151L208 153H206V154H204V155H206V160L205 159H203V160H205L204 161V163H206V164H204V165H207L206 166V168L204 167V165L201 163V161H200V163L203 165V167H202V165L200 164V167L199 166H196L197 164V162L195 163V166H196V169L197 168H199L198 170H197V174L195 173V171H194V173L196 174V176H197V178H198V176L199 175H201V176H199L200 178L197 180V178H196V176H195V178L193 179V178H191V179H193L194 180V182L192 181V180H190L191 181V183L189 184L188 183V187H190V188H187V187H185V188H187L186 189V191L188 190V189H191V190H189V191H187L188 193H189V195H190V197L188 196V194H186V195H184V198L183 197H181V196H179V198H178V195L177 194H174V192H173V190L176 188L177 189V185H176V187L175 188H172L171 186L170 187H168L170 184L168 183H165V181H164V184H167L168 186V188L169 189H165V191L162 193V195L165 193V195H164V197L162 198V195L161 194H157V192L158 193H161V192H159L158 190H156L157 192H155L157 195H155V197L156 196H158V197H160V195H161V197H160V200H158V198H156L155 200L153 199V202H152V199L151 198H149V200H148V204H151V202L153 203V204H151V206L152 205H154L155 207H154V209L153 208H151L150 207V205L148 206V204H147V201H146V203L145 204H147V206H148V208L150 207V209L149 210H145V209H143V210H145V212H148L149 214H151V215H149L148 213H146L147 214V216L149 215V216H153V213H154V216L156 215V220H157V222H152V220L150 219V221L152 222V223H150L149 222V218H151V217H145L146 216V214L144 213V214H142L141 213V216L142 217H140V218H143V216L147 219L148 218V220H146L145 219V221L143 220V222L146 224V226L149 224H151L152 225V228L150 227V230L152 229L153 231V233H151V231L150 230H148L149 229V226H147V230H145L146 228V226H144L145 224L144 223H142V220H141V222H140V220L138 219V222H140V223H137V225L139 224V225H141V227L138 229L139 231V233H143L144 235H145V233L147 234L146 236H144L143 237V234L141 235V237L139 236V233L137 232V230L136 229H133L132 228V224L131 223H129L130 225H128V226H125V224L127 225L128 224V222L125 220V218H123V219H120L121 218V216H122V212L121 213H119V219H120V221L122 220V225L124 226V228H122V227H117V225L119 226V220H117L116 222H117V225H116V227H115V230H111V231H114V233L117 235H119L120 236V234L118 233V232H120V231H118V230H120L121 228V232H122V230H123V232H124V235L126 236V237H128L129 238V236H131V235H133V236H135L137 239H139L138 241H140V242H135V238L133 239L132 238V236L130 237V239H128V241H131V242H129V244L127 243V238H126V240H125V238L124 239H122L123 237H121V239H122V241H123V243L120 241L121 239L120 238H116V235H114L113 234V237L115 236V238L116 239H118V240H115V241H117V242H115V246H117V244L116 243H118V242H121V243H118V247L119 248H117V247H115L114 245H113V243H114V241H113V243L111 244V240H112V236H111V234L113 233V232H111L110 230H106V233H109V234H107V235H109V237L108 238H111V240H110V242L108 243H106V245H104V246H107V244L109 245V246H111V245H113V246H111V248L113 249V248H115V249H117V251H119L120 252V249L122 250L121 251V253H122V255L124 256L125 255V253L124 252H126L127 253V251L128 252H130L131 250H127V249H130L129 247H131L132 246V242H135V245H136V243L139 245L140 243H141V239H142V242L144 243V239H146V237H147V241H149V242H147V244H148V246H146L147 244H140L139 246H137V247H139L140 248V254L137 252V254L139 255V256H143L142 254L144 253H146L147 254V257H146V255H144L147 259H145L144 257V260H149V261H151V259H152V263H153V259L156 257V259L157 258H160L159 260H161L162 262H161V264L163 263V264H182V262H183V260L182 261H179V260H181V259H179V256H181V257H184V255L182 256V253H186V252H188V250H186V249H190V247L191 246H193L194 244H197L196 246H195V248H198L199 246H198V243H202V241L200 240V242H199V239H201V238H203V235L205 234H203V232H205L204 231V229H207L206 231H207V233L206 234H208V229L209 230H213L214 231V233H211V231H209V233L210 234H208V235H204L205 237L204 238H206V237H208L209 238V240L210 239H212V237L210 238V235L212 236L213 234H217V237H216V239L220 236V238L222 237V239H223V241L225 242L224 243V245H227L226 247H222L223 249V251H225V250H227L228 252H230L229 254V256L227 257L226 255H224V253L222 252V250H219V249H217V251H215V249L213 250V248H216L215 246L217 245L215 242V244H213V241H212V243L210 242V241H205V239H202V240H204V242H205V244H206V246H205V244L203 245L202 244V251L201 252H203L202 254H199V253H201V252H199L198 250H200L201 249V247H199L200 249H197V250H195V251H198L197 253H198V258H196V259H199L198 261H201V263L202 264H242L243 262H245V264L247 263V261L249 262V264H251V262L254 260V258H256V260H261V263L263 262L264 263V154L262 155V153L264 152V148L262 149V148H260L259 150H260V153H261V155L259 154V152H257L259 155H260V157H258L257 156V154H255L256 153V151L254 152L253 150H251L252 152H250L249 150H247V151H249L250 152V154L249 155H246V151H245V143H242L240 146L238 145V143L239 142ZM243 141H244V139H243ZM7 142H8V140H7ZM17 142V141H16ZM18 142H19V140H18ZM20 142H26L25 140L23 141V136H22V141H20ZM35 142V141H34ZM33 142V143H34ZM53 142V141H52ZM67 143H68V141H66ZM90 142V141H89ZM100 142H101V140H100ZM112 142V141H111ZM114 142H116V141H114ZM149 142V141H148ZM152 142V141H151ZM161 142V141H160ZM163 142V141H162ZM173 142H174V140H173ZM192 142V141H191ZM196 142V141H195ZM195 142H194V144H195ZM199 142V141H198ZM210 142V141H209ZM213 142V141H212ZM2 143V142H1ZM11 143V142H10ZM14 143V142H13ZM21 143V144H22ZM26 143H29V142H26ZM43 143V142H42ZM41 143V145H45V143H43L42 144ZM56 143V142H55ZM70 143H71V141H70ZM84 143H86V141L84 142ZM153 143V142H152ZM158 143V142H157ZM172 143V142H171ZM205 143H206V141H205ZM211 143V142H210ZM216 143V142H215ZM221 143V144H222ZM250 143H252V142H250ZM17 144V143H16ZM35 144V143H34ZM34 144H32V145H34ZM51 144V143H50ZM64 145H65V141H64V143H63ZM72 144V145H73ZM79 144V143H78ZM98 144V143H97ZM126 144V143H125ZM155 144V143H154ZM190 144V143H189ZM192 144V143H191ZM199 144H201V142H199ZM263 145H262V147L264 146V143H262ZM1 145H4V144H0V146ZM5 145H7V143L5 144ZM31 145V146H32ZM40 145V146H41ZM57 145V144H56ZM82 145V144H81ZM99 145V144H98ZM105 145V144H104ZM131 145V144H130ZM138 145V144H137ZM168 145V144H167ZM180 145V144H179ZM198 145V144H197ZM206 145H207V143H206ZM226 145H227V143H226ZM244 145V146H243ZM8 146V145H7ZM20 146V145H19ZM25 146V145H24ZM27 146H29V145H27ZM26 146V147H27ZM38 146H39V143H38ZM47 146V145H46ZM52 146H54V148H52V149H50V150H56L57 148L55 147V145L53 144ZM59 146H61L62 147V145H58V147ZM67 146H68V144H67ZM66 146V147H67ZM175 146H177V145H175ZM181 146V145H180ZM192 146H193V144H192ZM200 146V145H199ZM218 147V149H217V147ZM259 146V145H258ZM11 147V146H10ZM17 147V146H16ZM21 147H22V145H21ZM33 147V146H32ZM41 147H43V146H41ZM48 147H51V145H49ZM65 147V146H64ZM73 147H74V145H73ZM111 147H112V145H111ZM136 147V146H135ZM171 147V146H170ZM196 147V146H195ZM194 147V148H195ZM201 147V146H200ZM204 147H206V146H204ZM212 147V148H211ZM215 147V148H214ZM251 147V146H250ZM1 148V147H0ZM8 148H9V146H8ZM11 148H13V145H12V147ZM15 148V147H14ZM13 148V149H14ZM28 148V147H27ZM31 148V147H30ZM38 148V147H37ZM36 148V149H37ZM56 148V149H55ZM63 148V147H62ZM69 148V147H68ZM167 148V147H166ZM169 148V147H168ZM199 148V147H198ZM214 148V149H213ZM247 148V147H246ZM252 148V147H251ZM254 148V147H253ZM12 149V150H13ZM40 149V148H39ZM49 149H47L48 151H49ZM113 149H115V148H113ZM112 149V150H113ZM148 149V148H147ZM192 149V148H191ZM190 149V150H191ZM249 149V148H248ZM255 149V148H254ZM6 150H8L7 148L4 150L3 149V152L4 151H6ZM15 150H17L18 151V154H19V151H21V149L20 150H18L17 148L15 149ZM22 150H23V147H22ZM31 150H32V148H31ZM42 150V149H41ZM44 150V149H43ZM52 151V152H55V151ZM62 150V149H61ZM60 150V151H61ZM134 150H135V148H134ZM165 150V149H164ZM188 150V149H187ZM196 150H198V149H196ZM200 150H201V148H200ZM258 150V151H259ZM2 151V150H1ZM8 151H10V150H8ZM25 151V150H24ZM23 151V152H24ZM32 151H35V150H32ZM57 151V150H56ZM114 151V150H113ZM119 151V150H118ZM118 151H116L115 150V152H118ZM137 151V150H136ZM192 151V150H191ZM202 151V152H203ZM2 152V156H3V154L5 153H3ZM13 152V151H12ZM28 152H29V150H28ZM39 152V151H38ZM37 152V155L39 154ZM44 152V151H43ZM63 151H61V153H62ZM121 152V151H120ZM119 152V153H120ZM138 152V151H137ZM136 152V153H137ZM140 152V151H139ZM163 152V151H162ZM198 152H199V150H198ZM7 153V152H6ZM17 153V152H16ZM34 153V152H33ZM46 153V152H45ZM48 153V152H47ZM46 153V154H47ZM50 153V152H49ZM58 153H59V150H58ZM123 153V152H122ZM126 152H124V154H125ZM133 153H135V152H133ZM135 153V154H136ZM146 153H147V151H146ZM155 153V152H154ZM157 153V152H156ZM245 153V154H244ZM8 154V153H7ZM14 154V153H13ZM12 154V155H13ZM36 154V153H35ZM35 154L33 155L34 157H35ZM44 154V153H43ZM51 154V153H50ZM53 154V153H52ZM51 154V155H52ZM56 154H57V152H56ZM55 154V155H56ZM112 154V153H111ZM117 154V153H116ZM123 154V155H124ZM243 154V155H242ZM248 154V153H247ZM5 155V154H4ZM45 155V154H44ZM57 155H59V154H57ZM109 155H110V153H109ZM115 155V154H114ZM120 155V154H119ZM127 155H128V153H127ZM126 155V156H127ZM132 155H134V154H132ZM131 155V156H132ZM185 155V154H184ZM191 155V154H190ZM7 156V155H6ZM15 157H16V155H14ZM18 156V155H17ZM19 156H20V154H19ZM42 156V155H41ZM45 156H48V155H45ZM44 156V157H45ZM112 156V155H111ZM118 156V155H117ZM180 156V155H179ZM197 156V155H196ZM8 157V156H7ZM13 157V156H12ZM21 157V156H20ZM38 158H40L39 156H37ZM100 157V156H99ZM108 157V156H107ZM119 157L120 156H118V159H119ZM187 157V156H186ZM189 157V156H188ZM191 157V156H190ZM0 158H2L1 156H0ZM3 158H4V156H3ZM9 158V157H8ZM36 158V157H35ZM109 158V157H108ZM113 158H116V156L115 157H113ZM121 158H122V156H121ZM177 158V157H176ZM175 158V159H176ZM183 158V157H182ZM203 158H205V157H203ZM259 158V159H258ZM6 159V157L1 161L2 163H4V160ZM17 159V158H16ZM41 159V158H40ZM181 159V158H180ZM195 159V158H194ZM200 159V158H199ZM244 159H245V162H244ZM255 159H257V160H255ZM11 160V159H10ZM25 160V159H24ZM36 160V159H35ZM34 160V161H35ZM42 160V159H41ZM44 160V159H43ZM109 160V159H108ZM111 160H113L112 158H111ZM117 160V159H116ZM121 160V159H120ZM119 160V161H120ZM169 160V159H168ZM182 160V159H181ZM202 160V159H201ZM243 160V161H242ZM254 160L256 161V162H254ZM18 161V160H17ZM53 161V160H52ZM176 161V160H175ZM183 161V160H182ZM5 162H7V161H5ZM12 162V161H11ZM18 162H20L21 163V161H20V158H19V161ZM36 162V161H35ZM38 162H40V160L38 161ZM38 162H36V163H38ZM109 162H110V160H109ZM114 162V160L112 161V162H110L111 164ZM184 162V161H183ZM187 162V161H186ZM13 163H15V161L13 162ZM12 163V164H13ZM34 163V162H33ZM32 163V164H33ZM35 163V164H36ZM42 162H40V164H41ZM43 163H45V161L43 162ZM42 163V164H43ZM115 163V162H114ZM119 163V162H118ZM122 163V162H121ZM165 163V162H164ZM185 163V162H184ZM199 163V162H198ZM5 164V163H4ZM7 164V163H6ZM6 164H5V166H6ZM10 164V163H9ZM12 164H10V165H12ZM16 164V163H15ZM15 164H13V167L15 168L16 166H14ZM17 164H19V163H17ZM31 164V163H30ZM35 164L33 165V168L32 169H34V166H35ZM167 164V163H166ZM166 164H165V166H166ZM177 164V163H176ZM183 164V163H182ZM188 163H186V165H187ZM1 165V164H0ZM25 165H26V163H25ZM37 165V164H36ZM53 165V164H52ZM110 165V164H109ZM154 165V164H153ZM164 165V164H163ZM194 165V164H193ZM4 166V167H5ZM8 166V165H7ZM18 166V165H17ZM38 166H40V165H38ZM43 166V165H42ZM41 166V167H42ZM128 166V165H127ZM182 166V165H181ZM180 166V167H181ZM190 166L191 165H189V171L188 172H190V170L192 169V168H190ZM1 167V166H0ZM20 166H18V168H19ZM22 167V166H21ZM44 167V166H43ZM42 167V168H43ZM151 167V166H150ZM153 167V166H152ZM163 167V166H162ZM167 167V166H166ZM166 167H164L165 169H167ZM192 167H194V166H192ZM204 169H207V170H202V168ZM244 167H246V170L244 169ZM2 168H3V166L1 167V171L3 172V170H2ZM9 168H11V166L9 167ZM9 168H6L5 167V170H4V173H1V171H0V173H1V175L0 176H3L2 174H4V176H3V178H1L0 177V188L1 187H7L6 189H7V191H5L6 192V194H4L3 192H1V191H4V187L0 190V202H3L4 201V203H6L5 205L3 204V206H5L4 208H7L8 206H12V205H15L16 204V202H18L17 204L19 205L20 203H19V201H22L23 200V196L26 194V192H24L23 191V193H25V194H23L21 191V193H22V195L20 196L19 194H18V190H24L26 187H27V185H28V182H29V180H26L27 178H28V176H27V174H26V179H24L23 177L25 176H23L22 177V175H21V177H22V179H24V180H26V181H28L27 182V184H26V182L25 181H22V179H20L19 178V176H17L18 178H19V180H18V178H17V180L19 181V183L20 182H22L21 184H19L18 183V181L16 180V182H14L15 180H14V178L13 177H11V175H13L14 177L16 176V175H18L19 173H21L22 172V170H21V172H17L16 174H13V172H10V170H12V171H14L13 169H9ZM17 168V167H16ZM15 168V169H16ZM24 168V167H23ZM27 168H29V167H27ZM36 168V167H35ZM40 168V167H39ZM42 168H40V169H42ZM51 168V167H50ZM110 168H111V166H110ZM158 168H160L159 166L157 167V172H158ZM172 168H173V166H172ZM174 168H176V167H174ZM183 169H184V171H185V167L183 166L182 167ZM188 168V167H187ZM243 169L244 171H243V173H239V175H240V177H242L243 176V174H244V176L242 177V178H238L239 177V175H238V172H237V174H235L234 176H236V177H234V176H232L233 174V172H235V171H238V170H235V169ZM4 169V168H3ZM7 169H9V172L11 173H9L8 174V170ZM37 169V168H36ZM35 169V170H36ZM54 169V168H53ZM58 169V168H57ZM108 168H106V170H107ZM151 169V168H150ZM156 169V168H155ZM181 169V168H180ZM182 169V170H183ZM195 169V170H196ZM239 169V170H240ZM20 170V169H19ZM105 170V169H104ZM105 170V171H106ZM109 170V169H108ZM110 170H112V169H110ZM171 170V169H170ZM175 170V169H174ZM187 170V169H186ZM199 170H202L203 172L205 171L206 173H204V176H203V174L202 173H200L201 171H199ZM235 170V171H234ZM5 171H7L6 173H5ZM17 171V170H16ZM23 171H25L24 169H23ZM33 171V170H32ZM37 172H38V170H36ZM114 171V169L111 171V172H113ZM152 171V170H151ZM165 171V170H164ZM176 171H179V169H176ZM191 171H193V170H191ZM198 171H199V173H198ZM15 172V171H14ZM27 172V171H26ZM29 172H31V170L29 171ZM35 171H33V173H34ZM51 172V171H50ZM162 172V171H161ZM168 172V171H167ZM175 172V171H174ZM182 172V171H181ZM242 172V171H241ZM39 173V172H38ZM52 173V172H51ZM110 173V172H109ZM109 173H107L108 174V176H109ZM119 173V172H118ZM160 173V172H159ZM159 173H158V175H159ZM164 172H162V174H163ZM208 173H210V175L208 174ZM5 174H6V178H4L5 177ZM23 174V173H22ZM161 174V175H162ZM169 174V173H168ZM168 174H166V175H168ZM173 174H176L177 176L179 175V174H177L176 172L175 173H173ZM181 174V173H180ZM184 174V173H183ZM182 174V175H183ZM185 174H186V171H185ZM193 174V173H192ZM206 174H208V175H206ZM214 176H213V175ZM29 175H30V173H29ZM35 175H37V174H35ZM64 176H65V174H63ZM105 175V174H104ZM112 175V174H111ZM120 175V174H119ZM157 175V174H156ZM157 175V176H158ZM161 175H160V177H161ZM187 175V174H186ZM194 175V174H193ZM206 175V176H205ZM8 176V177H7ZM30 176H32V175H30ZM39 176V175H38ZM105 176H107V175H105ZM155 176V175H154ZM170 176V175H169ZM168 176V177H169ZM172 176H174V175H172ZM181 176V175H180ZM211 176H213V177H211ZM232 176V177H231ZM9 177H10V179H9ZM33 177V176H32ZM70 177V176H69ZM72 177V176H71ZM112 177V176H111ZM162 177H164V176H162ZM161 177V178H162ZM179 177V176H178ZM185 177V176H184ZM188 177V176H187ZM207 177H210V178H208V180H207ZM8 178V179H7ZM13 178V182L11 181V179ZM34 178V177H33ZM38 178V177H37ZM61 178V177H60ZM67 178H68V175H67ZM108 178V177H107ZM120 178V177H119ZM157 178V177H156ZM159 178V177H158ZM171 177H169V179H170ZM179 178H182L183 179V177H179ZM179 178H177V179H179ZM206 178V179H205ZM15 179H16V177H15ZM29 179V178H28ZM64 179V178H63ZM76 179V181L75 182H77V178H75ZM103 179H106V178H104L103 177ZM152 179H153V177H152ZM155 179V178H154ZM172 179H173V177H172ZM242 179V180H241ZM32 180V179H31ZM38 180V179H37ZM117 180H119V179H117ZM156 180V179H155ZM180 180V179H179ZM196 180H197V182H196ZM34 180H32V181H30V182H32V183H34L33 182ZM62 181H64V180H62ZM69 181V180H68ZM71 181H72V179H71ZM122 181V180H121ZM120 181V182H121ZM144 181V182H143ZM150 181V180H149ZM154 181V180H153ZM157 181V180H156ZM162 181H163V179H162ZM168 181V179L166 180V182ZM171 181V180H170ZM170 181H168V182H170ZM183 181H185L184 179L182 180V182ZM188 181H189V179H188ZM111 182H113V180L111 181ZM141 182V181H140ZM142 184H146L147 183V181L145 182V180H142ZM160 182V181H159ZM172 182H173V180H172ZM176 182H178L179 183V181L178 180H176ZM175 182V184H177ZM181 182V181H180ZM186 182V181H185ZM238 182H240L241 184H239ZM18 183V184H17ZM26 184V187L24 186V189L22 188V186L23 185H25ZM55 183V182H54ZM57 183V185H58V183L59 182H56ZM56 183H55V185L54 186H56ZM63 184H64V182H62ZM68 182L66 181V188H67V186L68 185H70V183L69 184H67ZM121 183H125L124 181H122ZM138 183V182H137ZM150 183V182H149ZM36 184V183H35ZM52 184V183H51ZM72 184V183H71ZM139 184V183H138ZM137 184V185H138ZM141 184V185H142ZM151 184H152V182H151ZM150 184V185H151ZM164 184H160L162 187H163V185ZM173 184V183H172ZM175 184H174V186H175ZM180 184V183H179ZM182 184V183H181ZM180 184V185H181ZM21 185V188L19 187V186ZM30 185V184H29ZM28 185V186H29ZM33 186H34V184H32ZM50 185V184H49ZM73 185L74 184H72V186L71 187H73ZM110 185V184H109ZM108 185V186H109ZM111 185H118V182H117V184H116V181H115V183L114 184H111ZM120 185V184H119ZM125 185H126V183H125ZM125 185H123V186H125ZM153 185V184H152ZM186 185H187V183H186ZM193 185L194 187H192L191 188V186ZM36 186V185H35ZM39 186V185H38ZM123 186H121V187H123ZM126 186H128V185H126ZM147 186V185H146ZM158 186H159V184H158ZM157 186V187H158ZM165 186V185H164ZM182 187H184V185L182 184L181 185ZM181 186H178V187H180V190H181ZM58 187V186H57ZM70 189H73V188H75V187H73V188H71L70 186H68ZM80 187V186H79ZM105 187V186H104ZM104 187H102V188H104ZM114 186H112V188H113ZM119 187V186H118ZM145 186H143V189H144V191H145V189H146V187L144 188ZM150 187H152V186H150ZM149 187V188H150ZM160 187V186H159ZM162 187H160V189L162 188ZM166 187V186H165ZM196 187V188H195ZM19 188V189H18ZM28 188V187H27ZM31 188V190L33 189L32 188V186L30 187ZM38 188V187H37ZM100 188V187H99ZM109 188V187H108ZM108 188H107V190H108ZM136 187H134V189H135ZM141 188V187H140ZM148 188V189H149ZM155 188H156V186H155ZM184 188V189H185ZM52 189H54V188H52ZM115 188H113V190H114ZM121 189V188H120ZM119 189V190H120ZM124 189V188H123ZM133 189V188H132ZM133 189V191H135ZM159 189V190H160ZM163 189V190H164ZM173 189V190H172ZM184 189H182L183 191H184ZM30 190V191H31ZM39 190H40V188H39ZM55 190V189H54ZM69 190V189H68ZM101 190H103V189H101ZM109 190H110V188H109ZM118 190V191H119ZM124 190H126V191H128V190H130L131 192H132V190L131 189H124ZM123 190V191H124ZM150 190V189H149ZM152 190H153V187H152ZM162 190V191H163ZM178 190V189H177ZM181 190V191H182ZM36 191V190H35ZM38 191V190H37ZM37 191H36V193H37ZM53 191V190H52ZM52 191H51V193H52ZM69 191H71V190H69ZM81 191V190H80ZM105 191H106V188H105ZM111 192H112V190H110ZM117 191V190H116ZM126 191H124V192H126ZM130 191H129V194H130ZM140 191H141V189H140ZM144 191H142L143 193H144ZM175 191V190H174ZM182 191V192H183ZM14 192H17L16 193V195H18L20 198H21V200L19 199V197L17 198L14 194ZM19 192V193H20ZM33 192V191H32ZM67 192V191H66ZM74 192V191H73ZM72 192V196L75 194V193H73ZM77 192H79V191H77ZM84 193L86 192V191H83ZM95 193V191H92V193ZM98 192H100L99 190H98ZM114 192V191H113ZM145 192H147V191H145ZM177 191H175V193H176ZM178 192H180V191H178ZM20 193V194H21ZM31 193V192H30ZM35 193V194H36ZM40 193V192H39ZM39 193H37V194H39ZM82 193V192H81ZM93 193V194H94ZM102 193H104V192H102ZM118 193V192H117ZM121 193V192H120ZM138 193H139V190H138ZM154 193V194H155ZM172 193V194H171ZM184 193V192H183ZM2 194V195H1ZM7 194H13V195H10L9 197H8V195ZM29 193H27V195H28ZM34 194V195H35ZM37 194L35 195V197L34 198H36V196H37ZM53 194V193H52ZM78 194H80V192L78 193ZM86 194H87V192H86ZM86 194H85V197H87L86 196ZM88 194H89V192H88ZM93 194H92V196H93ZM98 193H96L95 195H97ZM109 194V193H108ZM112 193H110L108 196H110V197H112V195H111ZM113 194H116L115 192L113 193ZM122 194V193H121ZM139 194H141V193H139ZM149 194V193H148ZM147 194V195H148ZM152 194V193H151ZM151 194H149V195H151ZM167 194H170V197L171 198H169L168 196H167ZM3 195H4V197H3ZM30 195V194H29ZM31 195H32V193H31ZM33 195V196H34ZM40 195H41V193H40ZM76 195V194H75ZM82 195H83V193H82ZM91 195V194H90ZM89 195V196H90ZM94 195V196H95ZM105 195H107L106 194V192H105ZM118 195H119V193H118ZM117 195V196H118ZM124 195V194H123ZM128 195V194H127ZM133 196H134V194H132ZM132 195H131V197H132ZM143 194H141V198L143 197L142 196ZM146 195V196H147ZM183 195V194H182ZM7 198H6V197ZM13 196H15L16 198H17V200H15L14 198H13ZM33 196H32V198H33ZM53 195H51V196H49L50 198L52 197ZM55 196V195H54ZM69 196V195H68ZM79 196H81V195H79ZM78 196V197H79ZM91 196V197H92ZM99 196V195H98ZM102 196V195H101ZM114 196V195H113ZM117 196H114V198L113 199H116V197ZM125 196V195H124ZM135 196H136V198H138L137 197V195H136V192H135ZM187 196L189 197V201H190V203H189V201L187 202V200H186V198H187ZM13 198V200L12 199H10V198ZM26 197V196H25ZM24 197V198H25ZM56 197V196H55ZM70 197H71V194H70ZM69 197V198H70ZM85 197H82L81 196V198L83 199V198H85ZM104 195H103V198L102 199H104ZM109 197V199H110V202L112 201L113 202V200H111L112 198H110ZM120 197H121V195H120ZM129 197V196H128ZM151 197V196H150ZM153 197H154V195H153ZM152 197V198H153ZM186 197V198H185ZM262 197V198H261ZM6 198V199H5ZM68 198V197H67ZM68 198V199H69ZM94 199H97L96 198V196L95 197H93ZM92 198V199H93ZM99 198V197H98ZM107 197H105V199H106ZM125 198V197H124ZM123 198V199H124ZM135 198V197H134ZM143 198H145V197H143ZM147 199H148V197H146ZM146 198H145V200H146ZM166 198V199H165ZM169 199V201L171 200V199H173V200H171L172 202L171 203H179V204H181V205H179V206H183V203H185V202H187V203H185V206H183V207H181V208H179V206L178 207H176L175 205H174V214H176L177 213V215H173L174 217H173V219H177L178 218V215L180 216H182V220H183V218H184V216L186 217L187 216V212L189 213V211L190 210H192L190 213L191 214H193L194 213V211L196 210H199L198 212H201V213H194L193 214V216L192 215H190V214H188V216L187 217H189L188 218V220H189V222H188V220H184L185 222L187 221L189 224H190V227L189 226H187V228L189 227L190 228V230H191V223H190V221H192L191 219H197V218H194V217H197L198 215L197 214H200L202 217H198V219L200 218L201 220H200V222H203L204 220H202V218L204 217V215H205V217L207 216V219H209V221L207 220V222H205L204 221V223L203 224H201V225H204L203 227L202 226H199V221L197 220V221H195L196 223H197V227L199 226L200 227V231H198L197 233H198V235L196 236L195 235V233H194V231H195V227H193L192 228V232H191V234L193 235H191V234H189V229L186 231L187 233H188V235H187V238H189L190 236V238L192 239L193 237H198V238H196L195 240H191V242H190V239H189V241H188V239L187 238H185V240L187 239V241L188 242H190L191 243V245H188V244H185V245H188V247H186V246H183L182 247V245L184 244V242H187V241H178V240H176V237H177V239H180L181 238V240H182V237H183V239H184V237H186V236H184V234L186 233H184V234H182L181 235V237H180V235H179V233H177V236H176V233H175V239H174V236H172L173 234L171 233V232H169V228L171 227H169V228H167V230H168V232H165V231H167V230H165L164 231V229H163V233L165 234V236H167V240L169 241L170 240V238H171V242H169V243H172L171 245H170V250H172L171 249V246L174 248L175 246H179L177 249H176V247H175V249H176V251L178 250V251H180L182 248H184V247H186V248H184V249H182V250H184L185 252H177V253H175L176 251L173 249V251H170V250H168V248L167 249H165L166 248V246L168 245V242L166 243V245H165V242H164V239H163V233H162V231H161V236H160V232L159 231H157V233L159 234V236H156V231H154L156 228L158 229V230H160L161 229V226L163 227V224H165L166 222L167 223H170V225H175V223H172V222H170L171 220H172V216L171 215H169V213L171 214V212L170 211H168V215L169 216H171V217H168V219H171L170 221L166 218L167 216L165 215V213H163L165 210L164 209H166V203L167 204H169L170 205V207H172L173 206V204H171V203H169V201H167L166 202V200H168ZM28 199V201H29V203H31L30 201H32L31 200V196H30V200H29V198L27 197L26 199H25V201ZM42 199H43V197H42ZM41 199V200H42ZM74 199H76V198H74ZM79 199H80V197H79ZM87 199H89V198H87ZM86 199V200H87ZM91 199V200H92ZM93 199V200H94ZM99 199H101V198H99ZM99 199H97L98 201V203L101 201H99ZM105 199L103 200V201H105ZM108 198H107V202H109L108 200H109ZM122 198H120V200H114V201H118L117 203H119V201H121V200H123ZM127 199V201L129 200L128 198H126ZM132 199H133V197H132ZM150 199H151V202L149 203V201H150ZM165 199V200H164ZM183 199H185L184 200V202L182 201ZM262 199H263V202H262ZM33 200H35V199H33ZM36 200H38V196H37V199ZM41 200H38L39 202H41ZM48 200V199H47ZM53 200H55V199H53ZM62 200V199H61ZM64 200V199H63ZM62 200V201H63ZM65 200H66V198H65ZM64 200V201H65ZM70 200V199H69ZM77 200V199H76ZM85 200V201H86ZM93 200H92V204L91 203H88V204H90V214H89V212L88 211H85V213L86 212H88V214L89 215H87V217H86V215H85V217L84 216H82V217H84V219L85 218H87V220H89L92 224H93V226H92V224H90L91 226H90V229L91 230H93V232L91 231V233H93V235L97 232L98 233V236H99V238H100V243H99V238H97V239H95V241L96 240H98V241H96V243L97 244H99L98 245V248L100 247V244H102V239H101V236H100V234H101V232H105L104 231V229H106V228H109V229H111V227L110 226H113V225H110L109 227H106V226H104V227H102V226H100L101 225V223L99 222L100 221V218H101V220H103V218H104V220L105 219H107L108 218V215H109V217L110 216H112V217H114L115 216V220H116V216L118 215V213L117 212H115V215L111 212V210L112 209H115V208H112V207H109L110 205H112V203H108L109 204V208L107 207V205L105 204L106 203V201L105 202H100V204H98L95 200H94V203H93ZM131 200V199H130ZM136 201H139L140 200V202H142V200L141 199H135ZM260 200V202H262V203H260V202H258ZM11 201H13V203L15 202V204H12V202ZM24 200L22 201L23 202V204H24V202H25ZM50 201V200H49ZM49 201H47V203L49 202ZM52 201V200H51ZM57 201V203H58V201L60 202V200H56ZM61 201V202H62ZM67 202H68V200H66ZM80 201H81V199H80ZM84 200L82 201L83 203L85 202ZM89 201V200H88ZM125 202H127L126 200H124ZM136 201H135V203H136ZM143 201H144V199H143ZM183 203H182V202ZM22 202H21V204H20V208L17 206V204H16V208H12L11 207V209L8 207L6 210H8L9 212H11V214L13 213V211H14V213L15 212H17L16 210H19L18 211V213H20L21 211V214L23 213V210H25V209H28V208H26L25 207V209H24V205L22 204ZM36 202V201H35ZM38 202V203H39ZM42 202H44V200H42ZM60 202V203H61ZM72 202V201H71ZM74 202V201H73ZM76 202V201H75ZM78 202L79 201H77V203L76 204H78ZM82 202H81V206L80 207H82L83 208V206H84V204H83V206H82ZM129 202V201H128ZM134 202V201H133ZM145 202V201H144ZM154 202H156V203H154ZM164 202V203H163ZM28 202H26V204H27ZM46 203V202H45ZM46 203V204H47ZM52 203L53 202H51L50 203V205H52ZM56 203V202H55ZM65 203V202H64ZM69 203H70V201H69ZM80 203V202H79ZM96 203V205H94ZM115 203V202H114ZM121 203H124V202H121ZM121 203H120V206H122L121 205ZM132 203V202H131ZM188 203H189V205H188ZM260 203V204H259ZM25 204V205H26ZM33 204H34V201H33ZM40 204H42V203H40ZM62 204V203H61ZM60 204V205H61ZM75 204V203H74ZM98 204V205H97ZM103 204H105V205H103ZM134 203H132V205H133ZM136 204H138V203H136ZM136 204H134V205H136ZM141 204V203H140ZM143 204V203H142ZM145 204H143V206L145 205ZM2 205V203H0V213H4L5 215H7L8 213H6L5 211V209H2L1 210V206ZM6 205H8V206H6ZM21 205H23L22 207H21ZM29 205V204H28ZM30 205H32V204H30ZM37 205V204H36ZM36 205H34L35 207H36ZM44 205V204H43ZM42 205V206H43ZM49 205V204H48ZM48 205H46V206H48ZM49 205V206H50ZM70 205H72V203H70ZM93 205V208L91 207ZM117 205V204H116ZM116 205H114V207H117ZM125 205H127V203H125L124 204V206ZM128 205H131V204H128ZM169 205H167L168 206V209H170V210H172L170 207H169ZM186 205H188V206H186ZM27 206V205H26ZM38 206V205H37ZM41 206V207H42ZM45 206V205H44ZM53 206H54V204H53ZM73 206V205H72ZM77 206V205H76ZM78 206H79V204H78ZM139 206H142V205H139ZM143 206L141 207V209L143 208ZM146 206V205H145ZM144 206V207H145ZM19 209H18V208ZM28 207V206H27ZM29 207H32V206H29ZM61 207H62V205H61ZM75 207V206H74ZM74 207H72L73 209H77L76 207L74 208ZM80 207H78V208H80ZM100 207H103L102 209H100L99 210V208ZM104 207L105 208H107L106 210L104 209ZM126 207H128V206H126ZM130 207V206H129ZM137 207V206H136ZM135 207V208H136ZM153 207V206H152ZM185 207V208H184ZM188 207V208H187ZM39 208V207H38ZM45 208V207H44ZM56 208V207H55ZM58 208H59V206H58ZM68 208V207H67ZM87 208V207H86ZM131 208V207H130ZM135 208H132V210L134 209L135 210ZM138 208V207H137ZM146 208V207H145ZM147 208V209H148ZM182 208H183V210H182ZM186 208H187V211H186ZM32 209V208H31ZM48 207H47V212H49V211H52V210H49L48 211ZM51 209V208H50ZM60 209V208H59ZM62 209V208H61ZM63 209H64V207H63ZM62 209V210H63ZM87 209H89V207L87 208ZM91 209H92V212H91ZM109 209V210H108ZM119 209V208H118ZM117 208H116V210H118ZM121 209H122V207H121ZM151 209H153V210H151ZM184 209H185V211H184ZM189 209V210H188ZM194 209V210H193ZM4 210V211H3ZM11 210H13V211H11ZM21 210V211H20ZM33 210H35L34 208H33ZM38 210H40V209H38ZM45 210V209H44ZM58 210V209H57ZM70 210H72V209H70ZM79 210V209H78ZM78 210H76V212L78 211ZM84 210H86V209H84ZM105 210V211H104ZM143 210H140L141 212L143 211ZM151 210V211H150ZM162 210H164V211H161ZM179 210H181V211H179ZM26 211V213H29L30 212V210L28 209V211L27 210H25ZM36 211V210H35ZM33 212L34 214L36 213V212ZM41 211V210H40ZM40 211H38V212H40ZM53 211H54V209H53ZM56 211V210H55ZM55 211L54 212H52L51 213V215H52V219H53V221L55 222V220H56V223H54L53 221H51L50 219L51 218H49L48 216V220L47 219H45V215L47 214L48 215V213H46V211H45V215H44V219L41 217V214H43V213H40V217L42 218L41 220H40V217H39V220L37 219V221H35L36 219L35 218H33V222H29V223H27L26 222V219H27V217L28 216H31V215H28V214H26V217H25V215H24V221H25V223H22V222H24V221H22L21 222V218H20V221L19 220H17L16 218L14 219V217H16V216H12L11 218L12 219H14V221H12V219H10V216H8L7 218L8 219H10V220H7V218H6V216L5 217H3L4 218V220H0V264H25V262H27V264H28V261L30 260V256L31 255H35L36 257V261L38 260V264L39 263H41L42 261V264L44 263V260H45V263L44 264H75V262H73L75 259H73L74 257H75V255H76V252H77V250L79 249V248H77V250L75 251V249H76V246H77V244L79 243V244H81V242L82 241H84V242H82V243H85L86 244V242H85V239L86 240H89L90 239V237H92V234H90V229L88 230L87 228H86V230L89 232H87V234H88V236L86 237V235L84 234V240H82V241H80V242H78L77 240L79 239V240H81V239H83V237H79V236H81V233L78 231L81 227H79V229L76 227V229H74L75 228V223H78V222H74L73 220H71V219H66V220H64L63 218L62 219H56V217H60L61 215H63L62 213H61V215H59V216H57L56 214H57V212L59 213V211H56V213H55ZM64 211V210H63ZM65 211H67V210H65ZM75 210H72V212H74ZM97 211H100L98 214H97ZM102 211V212H101ZM120 211V210H119ZM122 211V210H121ZM124 211V210H123ZM140 211H137V212H140ZM154 211V212H153ZM156 211H159V213H158V215L156 214L157 212ZM167 211H165L166 213H167ZM37 212V213H38ZM61 212V211H60ZM70 212L71 211H69L68 212V214L70 215ZM71 212V213H72ZM135 212H136V210H135ZM150 212H153V213H150ZM193 212V213H192ZM54 213H55V215L56 216H53L54 215ZM67 213V212H66ZM65 213V214H66ZM83 213V212H82ZM124 213V212H123ZM133 213V212H132ZM161 213H163V215H165V217H162L163 215L161 214ZM180 213V214H179ZM202 213H204V214H202ZM212 213V214H211ZM39 214V213H38ZM125 214V213H124ZM123 214V215H124ZM136 213H134L133 215H135ZM138 215H140V213H137ZM229 214V215H228ZM232 214L233 215H235V216H232ZM237 214V215H236ZM1 215V214H0ZM3 215V214H2ZM8 215H10V213L8 214ZM13 215H15V214H13ZM23 215V214H22ZM72 215H73V218H74V214L72 213ZM130 215V214H129ZM162 215V216H161ZM184 215V216H183ZM17 216H20L21 217V215H19V214H17ZM35 216V215H34ZM34 216H32V217H34ZM50 216V215H49ZM65 216V215H64ZM125 216H128V214L126 215L125 214ZM157 216H159L160 218L162 217V218H166V220L164 219H160V218H158ZM177 218H176V217ZM0 217H2V216H0ZM46 217V218H47ZM51 217V216H50ZM54 217H55V219H54ZM66 217H68L67 215L65 216V218ZM75 217H76V215H75ZM81 217V216H80ZM107 217V218H106ZM123 217V216H122ZM131 217H132V219H131V221H136L135 219L133 220V218L134 217H136V216H132L131 215ZM138 218H139V216H137ZM191 217V218H190ZM205 217L203 218V219H205ZM5 218H6V220H5ZM18 219H19V217H17ZM28 218H31V217H28ZM36 218H38V216L36 217ZM68 218H71V217H68ZM77 218V217H76ZM78 218H79V215H78ZM111 218V217H110ZM110 218H108V219H110ZM117 218H118V216H117ZM158 218V219H157ZM75 219V218H74ZM84 219H81V221H79L80 220V218H79V222H83V220ZM112 219V218H111ZM127 219V218H126ZM130 219V218H129ZM128 219V220H129ZM155 219V217L153 218V220ZM159 219H160V221H159ZM179 219V222H180V220H181V217L180 218H178ZM16 220V221H15ZM30 221H32V219H29ZM29 220H27V221H29ZM46 220V221H45ZM50 220V221H49ZM77 220V219H76ZM103 220V221H104ZM163 220V221H162ZM169 222H168V221ZM181 220V221H182ZM60 221V222H59ZM61 221H63L64 223H66V222H68L69 224H72L71 225V227L69 228V226L67 225V224H63V222L61 223ZM66 221V222H65ZM70 221H73V223H71ZM86 221V220H85ZM107 221V220H106ZM105 221V223H107ZM111 221H113V220H110V222ZM124 221H126V222H124ZM148 221V222H147ZM165 222V223H163L162 224V222ZM212 221V222H211ZM214 221V222H213ZM89 222V223H90ZM102 222V221H101ZM113 222H115V221H113ZM158 222L160 223V224H158ZM173 222H175L174 220H173ZM183 222V221H182ZM193 222V221H192ZM195 222L194 223H192L193 224V226H194V224H195ZM199 222V223H198ZM239 222V223H238ZM86 223V222H85ZM97 223H100V225L98 224L97 225ZM104 223V224H105ZM155 223V224H154ZM166 223V224H167ZM172 223V224H171ZM208 225H207V224ZM211 223H214V226H213V224H211ZM242 224L241 226H244L245 225V227H243L242 229H241V227H240V225L239 224ZM243 223H244V225H243ZM135 224V223H134ZM133 224V227H135L136 228V226L137 225H134ZM142 224H144V225H142ZM153 224H154V226L157 224V226H156V228L154 227L153 228ZM179 225V223H178V220L176 221V226H178ZM180 224H181V222H180ZM188 224V225H189ZM206 224V225H205ZM212 226H211V225ZM74 225V228L72 227ZM87 226L89 225L88 224V222H87V224H86ZM85 225V226H86ZM105 225H107V224H105ZM158 225H161V226H158ZM210 225V226H209ZM82 226V225H81ZM86 226V227H87ZM98 226H100V228H99V231L101 230V227H102V229H103V231H100V232H98V230L96 231V228L95 227H98ZM129 226H131V227H129ZM143 226H144V228L145 229H142L143 228ZM167 226H168V224H167ZM166 226V227H167ZM176 226H173V229H172V227L170 228V229H172L173 231H175V227ZM186 226V225H185ZM185 226H183L182 225V228H183V230H184V227ZM208 228H207V227ZM89 227V226H88ZM178 227H180V225L178 226ZM178 227H177V229L176 230H178ZM196 227V228H197ZM198 227V228H199ZM205 227V228H204ZM211 227H213V228H211ZM240 227V228H239ZM73 228V229H72ZM113 228V227H112ZM118 228H120V229H118ZM160 228V229H159ZM182 228L180 229L181 231H180V233L183 231L182 230ZM202 228V229H201ZM211 228V229H210ZM84 229V228H83ZM118 229V230H117ZM140 229H141V231L142 230H145V231H143V232H140ZM156 229V230H157ZM186 229V228H185ZM74 230V231H73ZM77 232H76V231ZM82 230V229H81ZM86 230H85V233H86ZM116 230L118 231L117 233H116ZM199 230V229H198ZM203 232H202V231ZM83 231V230H82ZM135 231H136V233H135ZM147 231H149V232H147ZM185 231V230H184ZM79 232V233H78ZM178 232H179V230H178ZM201 232H202V234H201ZM77 233L79 234L78 236H77ZM97 233L95 234V235H97ZM100 233V234H99ZM126 233V234H125ZM149 233L150 234H154L155 233V235L153 236V235H150L151 236V238L149 237ZM168 233V234H167ZM183 233V232H182ZM186 233V234H187ZM196 233V234H197ZM82 234H83V232H82ZM136 234H138V236H136ZM157 234V235H158ZM170 234H172L171 235V237L168 239V237H169V235ZM185 234V235H186ZM199 234H200V236H199ZM91 235V236H90ZM94 235V237L93 238H95V237H97V236H95ZM83 236V235H82ZM102 236H105L104 235V233H102ZM121 236H122V234H121ZM165 236H164V238H165ZM180 238H179V237ZM107 237V236H106ZM201 237V238H200ZM215 237V236H214ZM213 237V238H214ZM78 238V239H77ZM92 238V239H93ZM144 238V239H143ZM150 238V239H149ZM158 238H162V240H163V242H161L160 243V241H162L161 239H160V241H159V239ZM104 239V238H103ZM107 239V238H106ZM114 239V238H113ZM120 239V240H119ZM136 239V240H137ZM149 239V240H148ZM175 240V241H178L177 243H178V245L177 244H174V242H172V240ZM222 239H221V241H218L219 242V244L220 243H222L223 241H222ZM91 240V239H90ZM94 240V239H93ZM124 240H125V242H124ZM158 241V242H156L155 243V245H151L150 246V244H152V241ZM206 240H208L207 238H206ZM76 241L78 242L77 244H76ZM95 241H92V242H94L95 243ZM105 241H107V240H105ZM105 241H103V244H105L104 242ZM109 241V240H108ZM146 241V240H145ZM150 241H151V243H150ZM153 241V242H154ZM192 241H194V243L192 244ZM198 241V242H197ZM214 241H217V240H215L214 239ZM91 242V243H92ZM203 242V243H204ZM210 243V244H213V245H215L213 248L212 247H210V244L209 245H207V243ZM94 243H92V244H90V243H87V245L88 244H90V245H92V247H91V249L92 250H89L90 252H92L93 251V253H91V255L92 256H95L96 257V255H97V250H99L97 247H95V245H94ZM126 243V244H125ZM150 243V244H149ZM163 243H164V245H163ZM176 243V242H175ZM79 244H78V246L77 247H79ZM103 244H102V248H103V251L104 252H102V253H100V251L102 250V248H101V250H99V255H101V254H103V253H105L106 251H105V248H104V246H103ZM154 244V243H153ZM159 244V245H158ZM163 246H162V245ZM93 245H94V247H93ZM134 244H133V246L131 247V249L135 246ZM161 245V246H160ZM173 245H175V246H173ZM200 245V244H199ZM222 245H223V243H222ZM221 245V246H222ZM127 246H128V248H127ZM153 246V247H152ZM164 246H165V248H164ZM169 246V245H168ZM190 246V247H189ZM205 246V247H204ZM212 246V245H211ZM221 246L219 247V248H221ZM81 247V246H80ZM125 247V248H124ZM147 247H148V249H147ZM161 247H163L165 250H163V248L162 249H160ZM194 247V246H193ZM193 247H192V250L194 251V249H193ZM204 247V248H203ZM211 249H210V248ZM218 247V246H217ZM97 248V249H96ZM107 248H108V246H107ZM126 250H124V249ZM150 248V249H149ZM181 248V249H180ZM18 249H20V252L18 251ZM25 249V250H24ZM80 249H82V248H80ZM89 249V248H88ZM110 250V247H109V253H111V251H114V255L116 256H114L112 253V258H114L115 257V259L117 258V256H120V255H117L116 253H119V252H117V251H115L114 249L113 250ZM133 249H136V248H133ZM132 249V251L130 252L131 254H130V256L132 255V253H133V251H135V250H133ZM159 249V250H158ZM180 249V250H179ZM16 252H15V251ZM60 250H61V252H60ZM94 250H96V251H94ZM137 250V249H136ZM148 250H149V252H151V254L148 252ZM157 251L156 253H157V255L158 254H160V255H158V256H156L155 254V252L154 251ZM167 250H168V252H167ZM219 250V251H218ZM17 251H18V253H22L23 255H21L22 257H26V258H20V256L17 254ZM26 251H28V252H26ZM164 253H163V252ZM193 251H191V250H189V252H193ZM221 251V252H220ZM74 252H75V254H74ZM81 252V251H80ZM108 252V251H107ZM135 252V253H136ZM167 252V253H166ZM226 252V251H225ZM25 253H28L26 256H25ZM87 253L88 252H86V255H87ZM95 253H96V255H95ZM109 253L107 254V255H109ZM120 253V254H121ZM124 253V254H123ZM135 253H133V254H135ZM161 253H163V254H161ZM194 254H197L196 252H193ZM193 253H191L190 254V256L191 255H193ZM29 254H31L30 256H28ZM73 254H74V257H73ZM89 254V258L91 257L90 256V253H88ZM106 254V253H105ZM181 254V255H180ZM187 254V258H189V260H190V258L191 257H188L189 255H188V253H186ZM17 255L19 256V257H17ZM81 255H82V252H81ZM98 255V256H99ZM154 255V256H153ZM228 255V254H227ZM249 257H248V256ZM250 255H251V257H250ZM252 255L254 256V257H252ZM37 256L38 257H41V258H39V259H37ZM97 256V257H98ZM102 256V255H101ZM101 256H99L97 259H98V261L97 262H101L102 260H105V259H107V257H109V256H107V257H101ZM106 256V255H105ZM114 256V257H113ZM123 256L121 257L122 259L121 260H123V263H121V260L118 258V260L117 261H120V262H117V264H125L126 262H127V264L128 263H133V264H139V262H140V264L142 263H144V264H147L148 262L146 261V263H145V261L144 262H142V257H139V256H137V258L139 257L140 259V261H138V259L136 258V259H134V262H133V260L131 259V261H129L130 260V257H128L129 256V254H127V256H124V258L126 257H128L129 259H128V261H127V259H124L123 258ZM133 256V255H132ZM148 256H149V259H148ZM244 256H246V257H244ZM29 257V258H28ZM32 257V256H31ZM86 257V256H85ZM85 257H84V259H85ZM95 257H94V259H95ZM133 257H135V256H133ZM152 257V258H151ZM195 257H197V256H195ZM28 258V261H26V260H24V259H27ZM33 258V257H32ZM44 260H43V259ZM48 258H52V259H48ZM79 258H81V257H79ZM79 258H76V260L78 259L79 260ZM91 258H93V257H91ZM90 258V259H91ZM101 258H102V260H101ZM103 258H105V259H103ZM186 258V259H187ZM245 258V259H244ZM248 258H252L253 260H251V259H249L248 260ZM42 259V261H40ZM93 259V261L95 262H93V261H91V262H89V263H91V264H98V263H96V260H94ZM247 259V260H246ZM77 260V261H78ZM88 260V259H87ZM100 260V261H99ZM108 260V262H109V260L110 259H107ZM124 260H125V262H124ZM158 260V261H159ZM192 260V259H191ZM256 260H255V262H256ZM19 263H18V262ZM25 261V262H24ZM31 261V260H30ZM32 261H34V258H33V260ZM31 261V262H32ZM35 261V263L37 264V262ZM40 261V262H39ZM84 261V260H83ZM90 261V260H89ZM115 261V260H114ZM113 260H112V262H111V260H110V264H113V262H114ZM136 261H137V263H136ZM157 260H154V262H157L158 264H159V262H158ZM197 261V260H196ZM23 262V263H22ZM31 262H29V263H31ZM79 262H81V261H79ZM107 262V261H106ZM115 262V263H116ZM179 262H181V263H179ZM187 262V261H186ZM255 262H253V263H255ZM77 263V262H76ZM84 263V262H83ZM87 263V262H86ZM103 263H105L104 261H103ZM102 263V264H103ZM114 263V264H115ZM152 263H150V264H152ZM260 263V264H261ZM262 263V264H263ZM32 264H34V262L32 263ZM107 264V263H106ZM153 264H156V263H153ZM195 264V263H194ZM199 264V263H198ZM244 264V263H243ZM248 264V263H247ZM256 264V263H255ZM258 264H259V262H258Z\"/></svg>", "mask_w": 264, "mask_h": 264}]
</instances>
